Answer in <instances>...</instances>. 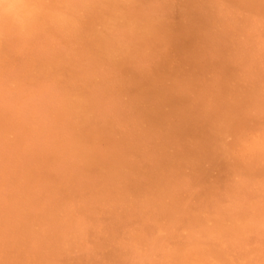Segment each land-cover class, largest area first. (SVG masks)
Segmentation results:
<instances>
[{
  "label": "rangeland",
  "instance_id": "374dc122",
  "mask_svg": "<svg viewBox=\"0 0 264 264\" xmlns=\"http://www.w3.org/2000/svg\"><path fill=\"white\" fill-rule=\"evenodd\" d=\"M114 1L116 2L114 3ZM137 0H94V3L91 6H88L86 9L84 8L82 15L79 17L77 22V27L74 26L73 29L66 33H62L56 31L50 27H42L40 32L35 35V37L28 38V39H21V38H8L9 40L5 39L3 42H0V264H264V0H138L142 3V7L140 6L141 2L138 4ZM154 1H157L155 3ZM207 1V2H206ZM243 1V2H242ZM259 1V2H258ZM108 2V4H107ZM131 2V3H130ZM135 2L137 4L134 5ZM147 2V3H146ZM150 2V3H149ZM165 2V3H164ZM182 2V3H181ZM204 2V3H203ZM233 2V4H232ZM242 2V3H241ZM99 3V4H98ZM119 3V4H118ZM210 3V4H209ZM215 3V4H214ZM225 3V5H224ZM239 5H238V4ZM246 3V4H245ZM105 4V5H104ZM112 6L113 4V7ZM121 4H123L121 6ZM129 4V5H128ZM131 4V5H130ZM146 4V5H145ZM149 4H151L149 6ZM159 4V5H158ZM172 4L175 6H172ZM183 4V5H181ZM187 4V5H186ZM213 4V5H212ZM236 4V5H235ZM100 5V6H99ZM119 5V6H117ZM145 5V7L143 6ZM211 5V6H208ZM214 5L216 7H214ZM224 7H223V6ZM249 5V6H247ZM257 7H256V6ZM99 6V7H98ZM105 6V7H103ZM115 6V7H114ZM121 6V7H120ZM127 6V7H126ZM136 6V7H135ZM167 6V7H166ZM204 6V7H202ZM220 6V9L218 8ZM242 8H241V7ZM246 6V7H245ZM251 6V7H250ZM90 7V8H89ZM98 7V8H96ZM104 9H102V8ZM118 7V8H117ZM137 9H135V8ZM142 9H141V8ZM152 7V8H151ZM154 7V8H153ZM171 7V8H169ZM174 7V8H172ZM214 7V9H212ZM232 7V8H231ZM92 11H90L89 9ZM96 8V9H95ZM100 8V9H99ZM112 8V9H111ZM117 8V9H116ZM121 8V9H119ZM124 8V9H123ZM127 8V10L125 9ZM145 8V9H144ZM196 8V9H195ZM205 8V9H204ZM207 8V9H206ZM218 8V9H216ZM227 8V9H226ZM231 8V9H230ZM245 8V9H244ZM95 9V10H94ZM152 9V10H151ZM155 11H154V10ZM158 9V10H157ZM169 9V11H168ZM171 9V10H170ZM184 12H182V10ZM208 9H211L209 11ZM105 10V12H104ZM111 10V11H110ZM114 10V11H112ZM118 10V11H117ZM123 10V11H122ZM140 10V11H138ZM146 10V11H145ZM148 10H150L148 12ZM197 10V11H196ZM208 10V11H207ZM221 10V11H219ZM247 10V11H246ZM87 11V12H86ZM89 11V12H88ZM94 11V12H93ZM110 11V12H107ZM120 11V12H119ZM133 11V12H132ZM137 11V12H135ZM142 11V12H141ZM175 11H179L180 14L183 16L181 17L180 14L175 13ZM252 11H255L252 13ZM93 12V13H91ZM99 12V13H98ZM112 12V13H111ZM124 12V13H123ZM140 14H139V13ZM148 12V13H146ZM160 12V13H159ZM174 12V14H173ZM218 12V13H217ZM222 14L220 15V13ZM228 12V13H227ZM236 12V13H235ZM91 13V16H90ZM101 13V14H100ZM105 13V14H104ZM110 15L112 16H109ZM121 14L119 17L118 15ZM138 14V15H137ZM144 14V15H143ZM153 14V15H152ZM158 14V15H157ZM161 14V15H160ZM171 14V17L169 15ZM173 14V15H172ZM177 14V15H175ZM202 16L198 17L196 15ZM213 14V15H212ZM252 14V15H251ZM255 14V15H254ZM93 15V16H92ZM96 15V16H95ZM115 15V17H114ZM143 17L141 18L140 16ZM148 15V16H146ZM153 17H152V16ZM156 15V16H155ZM179 15V16H178ZM87 16V17H86ZM132 16V17H131ZM151 16V17H150ZM169 16V17H168ZM174 16V17H173ZM177 16V17H176ZM186 16V17H185ZM84 17V18H83ZM93 17V18H92ZM96 17H100L96 18ZM110 17V18H109ZM113 17V19L111 18ZM128 17V18H127ZM130 17V19H129ZM160 17V18H159ZM164 17V18H163ZM190 17V18H189ZM204 17V18H203ZM207 17V18H206ZM216 17V18H214ZM89 18V19H88ZM95 18V19H94ZM103 18V20H102ZM126 18V19H125ZM134 18V19H133ZM136 18V20H135ZM146 18H150L146 20ZM168 20H167V19ZM177 18V19H176ZM202 18V19H201ZM214 18V19H213ZM227 18V19H226ZM93 21H92V20ZM109 19V20H108ZM118 19V20H117ZM161 19V20H159ZM172 19V20H171ZM188 19V20H187ZM205 19V20H204ZM207 19V20H206ZM226 19V20H225ZM245 19V20H244ZM111 20L113 21L111 24ZM125 20V21H124ZM131 20V21H129ZM134 20V21H132ZM138 20V21H137ZM150 20V21H149ZM152 20V22H151ZM157 20V21H156ZM159 20V21H158ZM163 20V21H162ZM170 20V21H169ZM203 20V21H202ZM210 20V21H209ZM217 20V21H216ZM250 20V21H249ZM90 21L92 22L90 25ZM99 21V22H98ZM106 21V24H105ZM117 21V22H116ZM122 21V22H121ZM129 21V22H128ZM146 21V22H145ZM174 21V22H172ZM184 21V22H183ZM198 21V22H197ZM226 23H225V22ZM230 21V22H229ZM81 22V25H80ZM100 22H103L100 23ZM119 22V23H118ZM122 24H121V23ZM141 22V23H140ZM143 22V23H142ZM154 22V23H153ZM163 25H160L162 24ZM167 22V23H166ZM200 22V23H199ZM216 22V24L214 23ZM241 22V23H240ZM110 25H108V24ZM126 23V24H124ZM128 23V25H127ZM137 27H135L134 25ZM144 24L141 26L140 24ZM151 23V24H150ZM160 23V24H159ZM171 23V24H170ZM188 23V24H187ZM212 23V24H211ZM223 24V26L221 25ZM248 23V24H247ZM100 24V25H99ZM113 24V25H112ZM116 24V25H115ZM122 26H121V25ZM132 24V25H129ZM149 26H148V25ZM176 26H173V25ZM183 24V25H182ZM192 24V25H191ZM227 24V25H226ZM231 24V25H230ZM84 25V28H83ZM89 27H88V26ZM118 25V26H117ZM124 25V27H123ZM127 25V26H126ZM171 25V26H170ZM189 25V26H188ZM210 25V26H209ZM215 25V27H214ZM217 25V26H216ZM81 26V28H80ZM89 28V29H87ZM104 26V27H103ZM111 26V28H110ZM127 28V27H130ZM133 26V27H132ZM141 26V29H139ZM148 26V27H147ZM152 29H151V27ZM155 26V27H154ZM184 26V27H183ZM208 26V27H207ZM220 26V28H219ZM227 26V27H226ZM97 27V28H96ZM103 32V29H105ZM118 27V28H117ZM150 27V28H149ZM154 27V29H153ZM176 27V28H175ZM186 27V28H185ZM189 29H188V28ZM194 27L195 30L192 28ZM218 27V28H217ZM224 27V28H223ZM239 27V28H238ZM80 29L79 30H77ZM84 29V32L82 31ZM91 28V29H90ZM94 28V29H92ZM103 28V29H102ZM108 28V29H107ZM119 29V30H116ZM124 28V29H123ZM158 28V29H157ZM166 28V29H164ZM217 28V30H216ZM227 30H226V29ZM115 29V30H114ZM139 29V30H138ZM149 29L150 31H148ZM156 29V30H155ZM163 29L166 31L163 32ZM171 31H169V30ZM190 31H188V30ZM193 29V30H192ZM197 29V30H196ZM229 29V30H228ZM231 29V30H230ZM45 32H44V31ZM48 30V31H47ZM93 32H91V31ZM97 31V32H94ZM100 30V31H99ZM124 30V31H123ZM127 30V31H126ZM154 36L152 35V32ZM155 30V31H154ZM160 30V33H158ZM162 30V31H161ZM43 31V32H41ZM74 33H72V32ZM113 33H112V32ZM118 31V32H116ZM120 31V32H119ZM126 31V32H125ZM133 31V33H132ZM146 31V32H145ZM226 33H225V32ZM48 32V33H47ZM53 32V34H52ZM89 32V33H87ZM103 32V33H102ZM106 32V33H105ZM131 32V33H130ZM145 32V33H144ZM168 32H170L168 34ZM174 32V33H173ZM179 34H177V33ZM184 34H182V33ZM191 32V34H190ZM223 32V33H222ZM51 33V34H50ZM79 35H75L78 34ZM92 33V34H91ZM108 33V34H107ZM140 33V35H138ZM142 33V34H141ZM148 33V34H147ZM164 33V34H163ZM167 33V34H166ZM177 34L178 37L175 35ZM194 33V34H193ZM225 33V34H224ZM42 34V35H41ZM45 34V35H44ZM71 34V35H70ZM82 34V35H81ZM89 34V35H88ZM112 34L114 38L112 37ZM119 34V35H118ZM135 36H132V35ZM144 34V35H143ZM160 34V35H159ZM183 36H182V35ZM54 35V36H53ZM69 37H67V36ZM81 35V36H80ZM96 35V36H95ZM100 38H99V36ZM108 35V36H107ZM123 37H122V36ZM157 35V36H156ZM164 35V36H163ZM169 35V36H167ZM181 35V36H180ZM213 35V36H212ZM224 35V36H223ZM38 36H40L38 38ZM47 36V37H45ZM50 36V38L48 37ZM53 36V37H51ZM119 38H116V37ZM139 36V37H138ZM147 36V37H146ZM166 36V37H165ZM171 36V37H170ZM173 36V37H172ZM228 36V38H226ZM56 37H59V39ZM63 37V38H62ZM78 37V38H77ZM89 40H88V38ZM109 37V38H108ZM126 37L128 39H126ZM136 39H133V38ZM143 37V38H142ZM145 37V38H144ZM158 37V38H157ZM162 37V38H161ZM183 37V39H182ZM185 37V38H184ZM243 37V38H242ZM38 40H37V39ZM86 39L83 42L80 39ZM97 38V39H96ZM147 38V39H146ZM169 38V39H168ZM175 38V39H174ZM179 38V39H177ZM199 38V39H197ZM223 40H221V39ZM225 38V39H224ZM52 39V40H51ZM56 39V40H55ZM63 39V40H62ZM78 39V40H77ZM80 39V41H79ZM91 39V40H90ZM95 39V40H94ZM119 39V40H118ZM130 39V40H129ZM133 39V41H132ZM139 41H138V40ZM145 42H143V40ZM152 40L149 41V40ZM155 39V40H154ZM163 39V41H162ZM173 39V40H172ZM187 39V40H186ZM54 40L56 42H54ZM97 40V41H96ZM114 40V42H113ZM125 40V41H124ZM129 40V41H128ZM172 40V42L170 41ZM178 40V41H177ZM181 40V41H180ZM228 40V41H226ZM6 41V42H5ZM36 41V42H33ZM48 41V42H47ZM65 41V42H63ZM72 43H69V42ZM90 41V42H89ZM97 42V44L95 42ZM117 41V42H116ZM119 41L123 42L119 43ZM147 41V42H146ZM167 41V42H165ZM200 41V42H198ZM33 42V43H31ZM49 46H47V43ZM52 42V43H51ZM60 42V44H59ZM74 42V43H73ZM80 42V43H79ZM92 42V43H91ZM105 42V43H103ZM149 42V43H148ZM158 42H161L158 43ZM163 42V44H162ZM169 42V43H168ZM185 42V43H184ZM222 42V43H221ZM225 42V43H223ZM243 42V44H242ZM4 43V44H3ZM13 43H16L15 45ZM36 43V44H35ZM40 43V44H39ZM43 43V44H42ZM87 43V44H86ZM114 43V45H112ZM119 45L118 47H116ZM134 43V44H133ZM154 43V45H153ZM176 43V45H175ZM182 43V45H181ZM184 43V44H183ZM230 43V44H229ZM6 44V45H5ZM18 44H20L18 46ZM34 44V46H32ZM70 44V45H69ZM75 49H74V46ZM91 46H89V45ZM94 44V46H92ZM104 44V45H103ZM124 44V46H123ZM132 44V45H131ZM143 44V45H142ZM186 44V45H185ZM192 44V45H191ZM203 44V45H202ZM210 44V45H209ZM230 46H229V45ZM45 47H43V46ZM56 45V46H55ZM61 45V46H60ZM72 45V46H71ZM88 45V46H86ZM99 45V46H98ZM131 45V47H130ZM135 45V46H134ZM140 45V46H139ZM184 45V47H183ZM191 50H188V46ZM208 45V46H205ZM221 45V46H220ZM232 45V46H231ZM9 46V47H7ZM58 46V47H57ZM68 48H67V47ZM128 46V47H126ZM142 46V47H141ZM167 46V47H166ZM170 46V47H169ZM182 46V47H181ZM201 48H200V47ZM210 46V47H209ZM229 46V47H228ZM6 47V48H5ZM14 47V48H13ZM33 47V48H32ZM41 47V48H40ZM48 47V48H47ZM54 47V48H53ZM72 47V48H70ZM78 47V48H77ZM90 47V48H89ZM100 47V48H98ZM103 47V50H102ZM114 47V49H113ZM121 47V49H120ZM139 47V48H138ZM151 49H150V48ZM169 47V48H168ZM177 47V48H176ZM181 47V48H180ZM187 47V48H186ZM208 47V48H207ZM32 48V49H31ZM36 50H35V49ZM40 50H39V49ZM51 48V49H49ZM58 48V49H57ZM64 48V49H62ZM91 48H93L91 50ZM98 49L99 51L95 50ZM118 48V50L116 49ZM124 48V49H123ZM128 48V49H126ZM131 48V49H130ZM142 48V49H141ZM144 48V49H143ZM149 48V49H148ZM159 48V49H158ZM162 48V50H161ZM171 48V49H170ZM226 48V49H225ZM229 48V49H228ZM6 53L4 50H6ZM11 49V50H10ZM14 49V50H13ZM43 49V50H42ZM53 49V50H52ZM61 49V51L59 50ZM69 49V50H68ZM74 49V50H73ZM78 49V50H76ZM110 49V50H109ZM135 49V50H134ZM142 55H140V52ZM146 49V50H145ZM166 49V50H165ZM176 49V50H174ZM178 49V51H177ZM183 49H187L183 50ZM205 49V50H204ZM212 52H211V50ZM222 49V50H221ZM3 50V51H2ZM21 50L20 52H18ZM25 50V52H24ZM28 50V51H27ZM56 50V51H55ZM63 50V51H62ZM73 50V51H71ZM89 50V51H88ZM101 50V53H100ZM113 50V51H112ZM127 50V51H126ZM133 52H132V51ZM138 52H137V51ZM144 50V51H143ZM152 50H156L152 51ZM159 50V52H158ZM161 50V51H160ZM172 50V51H171ZM193 50H195L193 52ZM201 50V51H200ZM210 50V52H209ZM221 50V51H220ZM223 50L227 53H223ZM237 52H235V51ZM18 53H17V52ZM34 51V53H32ZM38 51V53H37ZM46 51V52H44ZM54 51V53L52 52ZM59 51V52H58ZM65 51V52H64ZM77 51V52H76ZM88 51V52H87ZM121 51V52H120ZM125 53L122 55V53ZM147 51V52H146ZM182 51V52H179ZM184 51V52H183ZM190 51V53L188 52ZM192 51V52H191ZM198 51V52H197ZM242 51V52H241ZM16 52V53H15ZM24 52V53H23ZM65 54H64V53ZM71 52V53H70ZM74 52V53H73ZM95 52V53H94ZM109 54H108V53ZM116 54H112V53ZM137 52V53H136ZM144 52V53H143ZM162 52V53H161ZM164 52V53H163ZM167 52V53H165ZM176 52V53H174ZM216 52V53H215ZM221 55H218L219 53ZM2 53V54H1ZM12 53V55H11ZM28 53V54H27ZM49 53V54H48ZM61 53V54H60ZM104 53V54H102ZM111 53V55H110ZM121 53L122 57H119ZM134 53V54H133ZM148 54V57L145 56ZM154 53V54H153ZM158 54L159 57L156 56ZM179 55L182 56L183 60ZM186 53V55L184 54ZM196 53V57L194 56ZM198 53H201L200 56ZM236 53V54H235ZM245 53V54H244ZM22 54V55H20ZM25 54V55H23ZM39 54V55H38ZM41 54V55H40ZM46 54V55H45ZM60 54V55H58ZM74 54V55H73ZM76 54V56H75ZM95 54V55H93ZM98 54V55H96ZM106 54V55H105ZM108 54V55H107ZM132 54V55H131ZM136 54L137 57H134ZM139 54V55H137ZM152 56H151V55ZM164 54V55H163ZM166 54V55H165ZM190 54V55H189ZM225 54V57L223 55ZM227 54V56H226ZM229 54V55H228ZM11 55V56H9ZM28 57H27V56ZM36 55V56H33ZM43 55V56H42ZM45 55V56H44ZM65 55V56H64ZM68 57L66 58V56ZM105 55V57L103 56ZM115 55V56H114ZM118 55V56H117ZM129 55V56H128ZM192 55V56H191ZM198 55V56H197ZM19 56V57H18ZM22 56V57H21ZM51 56V57H50ZM62 56V57H61ZM70 56V57H69ZM72 56V58H71ZM75 56V57H74ZM83 56V57H82ZM86 58H85V57ZM99 56V57H98ZM109 56V57H108ZM117 56V57H116ZM124 56V57H123ZM144 56V57H142ZM164 56V57H163ZM190 56V57H188ZM208 60L207 59V57ZM215 56V57H214ZM222 56V57H221ZM232 56V57H231ZM40 57V58H39ZM54 57V58H53ZM65 57V59H64ZM88 60L86 62V59ZM103 57V58H102ZM113 57H116L112 59ZM133 57V58H132ZM146 57V58H145ZM162 57V58H160ZM180 57V58H179ZM217 57V59H216ZM228 57V58H227ZM20 58V59H19ZM33 58V59H32ZM35 58V59H34ZM37 58V59H36ZM60 58V59H59ZM63 58V59H62ZM70 58V59H69ZM100 58V60H99ZM109 58L108 60H104ZM124 60H123V59ZM127 58V60H126ZM139 59L140 61H137ZM154 58V60H153ZM160 58V59H158ZM178 58V59H177ZM219 58L221 60H219ZM239 58V59H237ZM245 58V59H244ZM16 59V61H15ZM25 61H23V60ZM50 59V60H49ZM51 59L53 61H51ZM60 61H59V60ZM62 59V61H61ZM90 59V60H89ZM98 59V60H97ZM111 59V60H110ZM121 59V60H120ZM133 59L134 61H131ZM145 62H142L144 61ZM149 59V61H148ZM151 59V60H150ZM164 62H163V60ZM188 59V60H186ZM191 61H190V60ZM224 59V60H223ZM34 60V61H33ZM39 60V61H37ZM41 60V61H40ZM45 60V61H44ZM47 60V61H46ZM50 61V63L48 62ZM70 60V61H68ZM75 60V61H74ZM77 60V61H76ZM81 60V61H80ZM83 60V61H82ZM93 63H92V61ZM96 62H95V61ZM103 60V61H102ZM113 60V61H112ZM116 60V61H115ZM170 60V61H169ZM175 60V61H174ZM179 60V61H178ZM181 60V61H180ZM186 60V61H185ZM22 61V62H21ZM33 61V62H32ZM64 61V62H63ZM65 61L68 63L65 64ZM74 61V62H73ZM80 63H79V62ZM85 61V62H84ZM91 61V62H90ZM119 61H122L119 63ZM128 61V62H127ZM136 61V62H135ZM148 61V62H147ZM154 61V62H153ZM163 63H162V62ZM166 61V62H165ZM182 61H184L182 63ZM192 61L195 62L192 65ZM207 61V63L205 62ZM237 61H239L237 63ZM14 62V63H13ZM21 62V63H20ZM39 62V63H38ZM54 62V63H53ZM57 62V64H56ZM59 62V63H58ZM77 62L78 64H76ZM82 62V63H81ZM117 62V63H116ZM127 62V64H126ZM140 64H139V63ZM168 62V63H167ZM175 62V63H174ZM187 62V63H185ZM188 62L190 67L196 65L193 69L188 68ZM197 62V63H196ZM213 62V63H212ZM220 62V63H219ZM222 62V64H221ZM25 63V65H24ZM32 65H31V64ZM63 63V64H61ZM73 65H72V64ZM84 63V64H83ZM91 65H90V64ZM98 63V64H97ZM108 63V64H107ZM123 63V64H121ZM134 63V64H133ZM138 63V64H136ZM144 63V64H143ZM154 65H153V64ZM165 63V64H164ZM199 63V64H198ZM206 63V64H205ZM219 63V64H217ZM23 64V65H22ZM36 64V65H35ZM41 64V65H40ZM50 64V65H49ZM59 64V65H58ZM81 64L83 66H81ZM86 64V65H85ZM88 64V65H87ZM142 64V65H141ZM146 64V65H145ZM156 64V65H155ZM161 64V65H159ZM169 64V66H168ZM186 64V67H185ZM202 64V65H201ZM238 64V66H237ZM14 65V66H13ZM55 65V66H54ZM58 65V66H57ZM65 65V66H64ZM96 67H95V66ZM103 65V66H101ZM107 65V66H105ZM111 65V66H110ZM135 65V66H134ZM161 67H159V66ZM162 65L164 67H162ZM173 65V66H172ZM192 65V66H191ZM205 65L209 68L203 67ZM216 65L218 67H216ZM224 67L226 68H223ZM230 65V67H229ZM234 65V66H233ZM38 66V67H37ZM48 66V68H47ZM54 66V67H52ZM60 66V69H59ZM62 66V67H61ZM73 66V67H72ZM90 66V67H89ZM126 71H123V69ZM131 66V67H129ZM148 66V67H147ZM155 66V67H153ZM166 66V67H165ZM210 66L211 69H210ZM233 66V67H232ZM20 67H23L22 69ZM58 67V69H56ZM93 67V68H92ZM107 67V69H106ZM109 67V68H108ZM123 67V69L121 68ZM139 67V68H138ZM150 69H146V68ZM152 67L154 70H152ZM158 67V70H157ZM181 67V68H178ZM239 67V68H238ZM246 67V68H245ZM34 68V71H32ZM51 68V69H50ZM68 68V69H65ZM86 68V69H84ZM101 68V69H97ZM135 68V69H134ZM142 68V69H141ZM163 68V69H162ZM177 70H176V69ZM204 68V69H202ZM218 68V69H217ZM43 69V71H41ZM47 69V70H46ZM55 71H54V70ZM62 69V70H61ZM89 69V70H88ZM105 69V70H103ZM130 69V70H129ZM138 71H137V70ZM145 71H144V70ZM165 69V70H164ZM169 72H167L168 70ZM180 69V70H179ZM192 69V70H191ZM203 74H202V72ZM224 71H223V70ZM231 69V70H230ZM247 69V70H246ZM9 70V71H8ZM46 70V71H45ZM49 70V71H48ZM58 70V71H57ZM67 70V71H66ZM69 70V71H68ZM76 70V71H75ZM81 70V71H80ZM129 70V71H128ZM141 70V71H140ZM148 70V71H146ZM150 70V71H149ZM163 70V74L159 71ZM188 72V74L182 71ZM193 72H191V71ZM199 70V71H198ZM221 73H218L220 71ZM230 70V71H229ZM10 73H8V72ZM28 71V72H27ZM45 71V73H44ZM52 71V73H51ZM66 71V72H64ZM72 71V72H71ZM88 71V72H87ZM99 71V72H95ZM101 71V72H100ZM108 71V72H107ZM165 71V72H164ZM177 73H176V72ZM214 71V72H213ZM233 71L236 74H233ZM244 71V72H243ZM247 71V72H246ZM17 72V73H16ZM57 72V73H56ZM62 72V73H61ZM70 72V73H69ZM84 72V73H83ZM104 72L106 74H104ZM110 72V73H109ZM128 72V73H126ZM135 72V73H133ZM141 74H140V73ZM152 72V73H151ZM154 72V73H153ZM210 75H209V73ZM215 77H213V74ZM242 76H241V74ZM249 72V73H248ZM12 73V74H11ZM29 73V75H28ZM33 75H32V74ZM43 73V74H42ZM66 73V74H65ZM90 73H94L92 75ZM101 73V74H100ZM109 73V74H108ZM123 73V74H121ZM125 73V74H124ZM131 73V74H129ZM145 73L149 75H145ZM156 73V74H155ZM161 73V74H157ZM167 73V74H166ZM185 75V76H183ZM190 73V74H189ZM195 73H199L197 75ZM206 76L207 74L209 76ZM9 74V75H8ZM15 74V75H13ZM37 74V75H35ZM41 74V75H40ZM51 76H49V75ZM55 74V75H54ZM57 74V76H56ZM62 74V75H61ZM72 74V75H71ZM128 77H126L127 75ZM140 74V75H139ZM152 76H151V75ZM153 74H155L153 76ZM188 76H187V75ZM191 74L193 76H191ZM216 74V75H215ZM225 74V75H224ZM233 74V75H232ZM5 75V76H4ZM18 75V76H16ZM35 75V76H34ZM67 75H70L67 77ZM76 75V76H75ZM78 75V76H77ZM126 75V76H125ZM133 75V76H131ZM139 75V76H138ZM143 77H142V76ZM167 75V76H166ZM179 75V76H178ZM182 76V80L184 78H188L187 81L181 82L182 80L178 77ZM218 75V76H217ZM220 75L222 77H220ZM236 75V76H235ZM245 75L246 78H245ZM4 76V77H3ZM11 76V77H10ZM25 76V77H24ZM30 76V77H29ZM32 76V77H31ZM41 76V77H39ZM48 78H47V77ZM92 76V77H91ZM95 76H98L95 77ZM118 76V79H117ZM125 76V77H124ZM131 76V77H130ZM137 76V78L135 77ZM146 76V77H145ZM150 76V77H148ZM160 76V77H159ZM164 76V77H163ZM195 78V82H192ZM199 76L201 78H199ZM211 76V77H210ZM227 76V77H226ZM234 76V78H233ZM9 77V79H7ZM63 77V78H61ZM75 77V78H74ZM90 77V79H89ZM103 77V78H102ZM106 77V78H105ZM123 77V78H122ZM139 77V78H138ZM141 77V78H140ZM168 77V80H167ZM206 77V78H205ZM209 77V78H208ZM217 77V79H215ZM229 77V78H228ZM238 77L239 80H238ZM241 77L243 79H241ZM14 78V79H12ZM42 78V79H41ZM45 78V79H44ZM51 78V79H50ZM68 80H67V79ZM74 78V79H72ZM95 78V80H94ZM97 78V79H96ZM102 78V79H101ZM110 78V79H109ZM144 78V80H142ZM149 79L147 81V79ZM157 78V79H156ZM159 78V79H158ZM161 78V79H160ZM192 78V79H191ZM208 78V79H207ZM212 78V81H209ZM227 78V79H226ZM29 79V80H28ZM37 79V80H35ZM47 79V80H46ZM63 79V80H62ZM72 81H71V80ZM80 79V81H79ZM99 79V80H98ZM113 79V80H112ZM122 79V81H121ZM131 79V80H129ZM138 79V80H137ZM151 79V80H150ZM155 79V80H153ZM170 79V80H169ZM197 79V80H196ZM201 79V80H200ZM208 81H206V80ZM221 79V80H220ZM230 79V80H228ZM7 80V81H5ZM26 80V82H25ZM28 80V81H27ZM52 80V81H51ZM55 80V81H54ZM62 80V81H61ZM69 82H67V81ZM105 80V82H103ZM110 80V81H109ZM143 82H141V81ZM160 80V82H159ZM178 80V81H177ZM215 80V82H213ZM224 80V81H223ZM248 80V81H247ZM5 81L4 83H1ZM11 81V82H10ZM13 81V82H12ZM33 81V82H31ZM49 81V82H48ZM60 81V82H59ZM64 81V82H63ZM71 81V83H70ZM82 81V82H81ZM85 81V82H84ZM96 81V82H95ZM99 81V82H98ZM120 81V82H119ZM133 81H135L134 84ZM147 81V82H146ZM154 84H152V82ZM158 81V83H157ZM166 81V82H161ZM168 81V82H167ZM188 81L190 82L188 85ZM29 82V83H28ZM43 82V83H42ZM47 82V83H46ZM54 82V83H53ZM62 82V83H61ZM67 82V83H66ZM94 82L96 84H94ZM107 82V83H106ZM119 84H117V83ZM141 82V83H139ZM150 82V83H149ZM192 82V83H191ZM248 82V83H247ZM6 83V84H5ZM11 83V84H10ZM39 83V84H38ZM59 83V84H58ZM76 83V84H75ZM84 83V84H83ZM104 83L106 85H104ZM112 83V84H111ZM146 83V84H145ZM165 83V85H163ZM169 83V84H168ZM209 84V86L207 84ZM212 83V84H211ZM238 83V86H237ZM241 83V84H240ZM247 83V85H246ZM13 84V85H12ZM29 86H28V85ZM35 84V85H34ZM37 84V85H36ZM44 84V85H43ZM49 84V85H48ZM58 84V85H57ZM64 86H61V85ZM71 84V85H70ZM79 84V85H78ZM81 84V85H80ZM87 84V85H86ZM90 84V85H89ZM94 84V85H93ZM130 86H127V85ZM138 84V85H136ZM168 86H167V85ZM176 84V85H175ZM187 84V85H186ZM193 84V85H192ZM211 84V85H210ZM218 84V85H217ZM250 84V85H249ZM5 85V86H4ZM6 85L8 87H6ZM28 87H27V86ZM42 85V86H41ZM53 85V86H52ZM66 85V86H65ZM77 85V86H76ZM100 85V87L96 86ZM114 85V86H113ZM120 85V86H117ZM134 85V87H133ZM136 85V86H135ZM140 85V86H139ZM144 87H142V86ZM175 85V86H174ZM182 85V86H181ZM186 87H185V86ZM213 87H210L212 86ZM217 85V86H215ZM221 85V87H220ZM228 85V86H225ZM232 85V86H231ZM235 85V86H234ZM259 85V86H258ZM2 86V87H1ZM37 86V87H36ZM49 86V87H48ZM57 88H56V87ZM68 86V87H67ZM72 86V87H71ZM83 86V87H82ZM90 86V88H88ZM95 86V87H93ZM105 86V87H104ZM125 86V88H124ZM149 88H148V87ZM153 86V87H152ZM167 86L170 89H168ZM171 86L174 90H171ZM194 86V90L193 87ZM196 86V87H195ZM243 86L242 90L241 87ZM257 86V88L255 87ZM6 87V88H5ZM10 87V88H9ZM46 89H43L45 88ZM49 89H48V88ZM54 87V88H53ZM67 87V88H66ZM87 87V89H86ZM107 87V88H106ZM111 87V88H110ZM118 87H120L118 89ZM137 87V88H136ZM142 87V88H140ZM158 87V88H157ZM184 89H183V88ZM189 87V88H188ZM192 89H191V88ZM210 87V88H209ZM217 89H216V88ZM224 87V88H222ZM231 87V88H229ZM233 87V88H232ZM240 89H239V88ZM253 87V89H252ZM4 88V89H3ZM10 90H8V89ZM26 88V89H25ZM52 88V90H51ZM65 88V89H64ZM70 88V89H68ZM78 88V89H77ZM82 88V89H81ZM99 88V90H98ZM103 88L105 90H103ZM109 88V89H108ZM116 88V89H115ZM124 88V89H123ZM154 88V89H153ZM156 88V90H155ZM163 88V89H162ZM165 88V89H164ZM185 88H188L185 90ZM207 88V89H205ZM211 91H209V89ZM237 88V89H234ZM3 89V90H2ZM6 89V90H5ZM25 89V90H24ZM36 89V90H35ZM48 89V91H47ZM85 89L86 91H84ZM89 89V90H88ZM97 89V90H96ZM108 89V90H107ZM143 89V90H142ZM160 89V90H159ZM175 89L177 91H175ZM181 89V90H180ZM183 89V90H182ZM191 89V91H190ZM216 89V90H215ZM248 89V90H246ZM2 90V91H1ZM18 90V91H17ZM28 90V91H27ZM51 90V91H50ZM55 90V91H54ZM59 90V91H58ZM62 90V91H60ZM70 90V91H69ZM93 90V91H92ZM101 90L100 93H98ZM110 90V92H109ZM114 90V91H113ZM116 90V91H115ZM124 90V91H123ZM137 90V91H136ZM153 90V91H152ZM193 90V91H192ZM228 90V91H227ZM237 90V91H235ZM248 93L250 96L248 97ZM251 90V92H250ZM16 91V92H15ZM26 91V92H25ZM33 91V92H32ZM69 91V92H68ZM72 91V92H71ZM78 91H80L78 93ZM84 91V92H83ZM104 91V92H103ZM108 91V92H107ZM121 94H118V92ZM121 91V92H120ZM128 91V92H126ZM133 93H132V92ZM156 91V92H155ZM163 91V92H162ZM180 91V92H179ZM184 93H181L183 92ZM188 91V92H187ZM259 91V92H258ZM37 92V93H36ZM39 92V93H38ZM47 92V95L45 94ZM58 92V93H56ZM60 92V94H59ZM67 94H66V93ZM89 92V93H88ZM92 92V93H91ZM117 92V93H116ZM139 92L136 96L135 93ZM143 93V95L141 94ZM154 92V93H153ZM160 92L161 94H158ZM177 92V93H176ZM179 92V93H178ZM186 92V93H185ZM190 92V93H189ZM198 92V93H196ZM226 92V93H225ZM235 92V93H233ZM254 92V93H253ZM5 93V94H4ZM14 93V94H13ZM20 93V94H19ZM25 93V95H24ZM27 93V94H26ZM32 93V94H31ZM34 93V94H33ZM55 93V94H54ZM69 93V94H68ZM72 95H71V94ZM75 93V94H73ZM84 93V94H83ZM91 93V94H90ZM109 93V94H107ZM111 93V94H110ZM126 93V94H125ZM128 93V94H127ZM132 93V94H131ZM152 93V94H151ZM170 95H169V94ZM194 95H193V94ZM211 93V94H210ZM222 95H221V94ZM225 95L224 97V94ZM237 93V94H236ZM243 93V94H241ZM17 94V95H16ZM37 94V95H36ZM41 94V95H40ZM59 94V95H58ZM65 94V95H64ZM80 94V95H79ZM96 94V96H95ZM103 94V95H102ZM134 94V95H133ZM156 96H155V95ZM189 94V95H188ZM205 94V95H204ZM210 96H209V95ZM212 94H216L215 96ZM218 94V95H217ZM232 97H226V96ZM255 94V96L253 95ZM258 94V95H257ZM8 95V96H7ZM34 95V96H33ZM62 95V96H61ZM78 95L80 97H78ZM88 95V96H87ZM91 95V96H90ZM101 95V96H100ZM114 97H113V96ZM126 95V97H124ZM128 95V97H127ZM133 95V96H132ZM145 100H153L145 101ZM152 95V96H151ZM161 95V96H160ZM179 95V96H178ZM196 95V96H195ZM204 95V97H203ZM221 96L217 98V96ZM233 95V96H232ZM244 95V96H243ZM7 96V97H6ZM19 96V97H18ZM37 96V97H36ZM58 96V97H55ZM84 96V97H83ZM90 96V97H89ZM100 96V97H99ZM104 96V97H103ZM121 96L122 98H120ZM132 97L131 99L129 98ZM149 96V97H148ZM156 98H155V97ZM159 96V97H158ZM162 96L164 98H162ZM171 101H169L168 97ZM189 96V97H188ZM195 96V98H194ZM203 98H202V97ZM214 96V98H213ZM240 99L237 100V97ZM32 97V98H31ZM36 97V99H35ZM43 97V98H42ZM45 97V99H44ZM89 97V98H88ZM93 97V98H92ZM106 97V98H105ZM110 99H109V98ZM124 97V98H123ZM137 97V98H136ZM140 97V99H139ZM147 97V98H146ZM176 97V98H175ZM223 97V98H222ZM234 97V98H233ZM242 97V98H241ZM246 97V98H245ZM248 97V98H247ZM254 97V99H253ZM258 97L256 101L255 98ZM9 98V99H8ZM22 98V100H20ZM28 98V99H27ZM62 98V99H61ZM65 98V99H64ZM81 98V99H80ZM88 98V99H87ZM100 98V99H97ZM113 98V99H112ZM118 98V99H117ZM159 100V102H156ZM192 98V99H191ZM216 98V100H215ZM220 98V99H219ZM244 98L246 100H244ZM250 98V99H249ZM3 99V100H2ZM12 99V100H11ZM14 99V100H13ZM16 99V101H15ZM41 99L42 100L41 102ZM51 99V100H50ZM54 99V100H52ZM58 99V100H57ZM67 99V100H66ZM73 101L72 103V100ZM126 101L125 107L124 102ZM128 99V100H127ZM135 99V100H133ZM139 99V100H138ZM143 99V101H142ZM155 99V100H154ZM163 99V100H162ZM166 101V104L162 101ZM177 103H176V101ZM181 99V101H180ZM190 99V100H189ZM226 99V101L224 100ZM232 99V101H231ZM242 99V100H241ZM248 99V100H247ZM260 99V100H259ZM2 100V101H1ZM27 100V101H26ZM28 100H33L28 102ZM37 100V101H36ZM60 100V101H59ZM65 102V104L62 102ZM92 100V101H91ZM100 100V101H99ZM113 102H111V101ZM118 102H117V101ZM129 100H133L130 101ZM138 100V101H137ZM175 102H174V101ZM179 100V101H178ZM203 100V101H202ZM214 100V101H213ZM216 102V101H221ZM237 100V101H235ZM241 100V101H239ZM243 100L245 103H243ZM253 103H252V101ZM6 101V102H5ZM22 101V102H21ZM26 101V102H25ZM52 101V102H51ZM58 101V102H57ZM71 101V102H70ZM78 101V102H77ZM87 101V103H86ZM98 101V102H97ZM105 101V103H103ZM135 101V106L134 102ZM155 101V103H154ZM164 101V102H165ZM183 101V102H182ZM187 101V102H186ZM189 101V102H188ZM230 101V103H229ZM234 101V104L232 103ZM248 101V102H247ZM251 101V102H249ZM10 102V103H9ZM12 102V103H11ZM21 102V103H19ZM25 103H27V108L25 107ZM49 102V103H47ZM92 102V103H90ZM110 102V103H109ZM128 102V103H127ZM143 102V103H142ZM185 102L187 104H185ZM202 102V104H200ZM213 102V103H211ZM237 102V103H236ZM239 102L241 107L238 106ZM14 103V104H13ZM31 103V104H30ZM42 106H40L41 104ZM53 103V105H51ZM57 103L60 105H57ZM79 105H78V104ZM82 103V104H81ZM99 106H98V104ZM109 103V104H108ZM112 103V105H111ZM129 103L131 105H129ZM140 103V104H139ZM148 103V104H147ZM153 103L156 106H153ZM158 103V104H157ZM161 103V104H160ZM170 103V104H169ZM175 103V105H174ZM206 106L205 107V104ZM248 105H247V104ZM250 103V105H249ZM257 103V104H256ZM21 104V105H20ZM34 104V105H33ZM49 104L51 106H49ZM56 104V105H55ZM64 104V105H63ZM75 105L70 106L69 105ZM80 106V107H78ZM86 104V106H85ZM91 104V105H90ZM105 109L103 108V105ZM115 105V108L113 107ZM122 104V105H120ZM145 104V105H144ZM164 104V105H163ZM170 107H169V105ZM172 104V105H171ZM188 105L187 108H182ZM193 106H192V105ZM213 104V105H212ZM219 104V105H218ZM233 104V105H232ZM235 104H237L235 107ZM5 105V106H3ZM19 107H18V106ZM63 105V106H62ZM107 105V106H106ZM118 105V106H117ZM128 106V108L126 107ZM144 105V106H142ZM152 105V106H151ZM168 105V107H167ZM179 105L177 108L176 106ZM203 105V106H201ZM229 105V106H228ZM243 105V106H242ZM245 105V106H244ZM15 106V107H14ZM17 106V107H16ZM22 106V107H21ZM29 106V108H28ZM35 108H34V107ZM46 108H45V107ZM55 106V107H54ZM57 106V107H56ZM59 106V107H58ZM77 106V107H76ZM83 106V107H82ZM91 106V107H90ZM98 106V107H97ZM110 106V107H109ZM133 110L130 111L132 108ZM141 106V108H140ZM149 106V107H148ZM214 106V107H213ZM220 106V107H219ZM253 106V107H252ZM260 106L262 108H260ZM2 107V108H1ZM9 107V108H8ZM13 107V110H12ZM66 107V108H65ZM72 107V110H71ZM76 107V108H74ZM85 107V108H84ZM89 107V108H88ZM95 107V108H94ZM108 107V108H107ZM130 107V108H129ZM162 107V108H161ZM172 107V108H171ZM210 107V108H209ZM213 107V108H212ZM230 107V108H229ZM250 107V108H249ZM259 107V108H258ZM22 108V109H21ZM25 108V109H23ZM31 108V111L29 110ZM38 108V109H37ZM50 112H49V110ZM57 108V109H56ZM62 108V109H61ZM84 108V110H83ZM90 110V112L87 109ZM93 108V109H92ZM100 108V109H99ZM111 108V109H110ZM136 110H135V109ZM146 108V109H145ZM152 111H151V109ZM171 108V109H170ZM220 108V109H219ZM233 108V109H232ZM240 108V110H239ZM246 108V109H245ZM5 109V110H4ZM17 109V111L15 110ZM34 109V110H33ZM37 109V110H36ZM42 109V110H41ZM44 109V110H43ZM47 109V110H46ZM54 109V110H53ZM68 109V110H67ZM99 110V113H97ZM117 109V110H116ZM120 109V110H119ZM164 111H161V110ZM173 109V110H172ZM226 109V111H225ZM231 109V110H230ZM22 110V111H20ZM40 110V111H39ZM65 110V111H64ZM82 110V111H80ZM105 110V111H104ZM106 110L108 112H106ZM110 110V111H109ZM119 110V111H118ZM123 110V111H121ZM130 115H127L125 113ZM142 110V112H141ZM157 112H155V111ZM159 110V111H158ZM177 110V111H176ZM182 111L181 113L179 111ZM207 110V111H206ZM209 110V111H208ZM239 112H238V111ZM244 110V111H242ZM257 110V113L255 112ZM21 113H20V112ZM24 111V112H23ZM30 111V112H28ZM34 111V112H32ZM39 111V112H38ZM45 111V112H44ZM53 111V112H52ZM72 115H71V112ZM77 111V112H75ZM80 111V112H79ZM105 113H104V112ZM115 111V113H113ZM118 111L119 114L116 112ZM130 111V112H128ZM154 111V112H153ZM172 111V112H170ZM176 111V113L174 112ZM212 111V112H210ZM215 111V112H214ZM222 113L224 114H220ZM236 111V113H235ZM246 111V112H245ZM251 111V112H249ZM261 111V112H260ZM23 112V113H22ZM28 114H27V113ZM38 112V113H37ZM41 112V113H40ZM64 114H63V113ZM88 112V114H87ZM96 112V113H95ZM122 112V113H121ZM146 112V113H145ZM149 112V113H148ZM161 112V115H160ZM231 112V113H230ZM248 112L250 114H248ZM254 112V113H253ZM26 113V114H25ZM37 116V119L35 118ZM46 113V114H45ZM48 113V114H47ZM53 113V114H52ZM56 113V114H55ZM58 113V114H57ZM61 113V114H60ZM68 113V115H67ZM83 113V114H82ZM101 113V116H100ZM103 113V114H102ZM125 113V115H124ZM134 113V114H133ZM136 113V114H135ZM159 113V115H158ZM163 115L165 116H162ZM188 113V114H187ZM210 113V114H209ZM215 113V114H214ZM229 113V114H228ZM235 113V114H234ZM242 113V114H241ZM7 114V115H6ZM25 114V115H24ZM40 114V115H38ZM42 114V115H41ZM44 114V115H43ZM60 114V116H59ZM95 114V115H94ZM115 114V115H114ZM118 116H117V115ZM141 114V115H140ZM156 116H155V115ZM170 114V115H169ZM180 114V115H179ZM187 114V116H186ZM197 114V115H196ZM201 120H199V115ZM202 114V115H201ZM230 114H234L233 117ZM237 114V115H236ZM247 114V115H246ZM252 114L254 116H252ZM14 115V116H13ZM23 117H21V116ZM29 115V116H28ZM32 117H31V116ZM49 116V118L47 116ZM51 115V116H50ZM71 115V116H70ZM78 115V116H77ZM85 115V116H84ZM103 115V116H102ZM110 115V116H109ZM113 115V116H112ZM121 115V116H120ZM123 115V118H122ZM132 115H134L132 117ZM143 115L145 116L143 117ZM148 115V116H147ZM152 115V116H151ZM158 115V116H157ZM179 115V116H178ZM205 115V117H204ZM246 115V116H245ZM257 115V116H256ZM262 115V116H261ZM26 116V117H25ZM42 116V117H41ZM68 116V117H67ZM74 116V117H73ZM91 116L93 118H91ZM106 116V118H105ZM120 116V117H119ZM126 116V117H125ZM136 116V117H135ZM137 116H139V120H137ZM164 118H162V117ZM169 116V117H167ZM171 116H174L171 117ZM182 116V117H181ZM190 119H188L189 117ZM196 118H195V117ZM198 116V117H197ZM215 118H212V117ZM243 116V117H242ZM245 116V119H243ZM3 117V118H2ZM19 117V118H18ZM29 117V118H28ZM52 120V124L51 120ZM66 119L70 120H65ZM72 117V118H71ZM82 117V119H81ZM90 117V119H89ZM136 119V125L134 124L133 120ZM153 117V118H152ZM155 117V119H154ZM159 117V118H157ZM175 117L177 118L175 120ZM184 117V118H183ZM192 117V119H191ZM210 117V118H208ZM232 117V118H231ZM235 117V118H234ZM239 117V118H238ZM242 117V118H240ZM249 117V118H248ZM18 118V120H17ZM23 118V119H22ZM41 118V119H40ZM46 123H45V119ZM54 118V119H53ZM56 118V119H55ZM88 118V119H87ZM97 120H96V119ZM114 118V119H113ZM128 118V119H127ZM132 118H134L132 120ZM145 119V121L143 119ZM157 118V119H156ZM183 118V119H182ZM208 118V119H207ZM248 118V119H247ZM3 119V120H2ZM22 119V120H21ZM25 119V120H24ZM48 119V120H47ZM85 119V123H84ZM94 119V120H93ZM103 122H102V120ZM118 119V120H117ZM130 119V120H129ZM151 119V120H149ZM154 119V120H153ZM159 119V120H158ZM164 119V120H162ZM169 119V120H168ZM171 119V121H170ZM232 119V120H231ZM237 121H235V120ZM259 121H256L258 120ZM37 120V124H36ZM45 123L42 122V121ZM65 120V122H63ZM79 120L81 123H79ZM83 122H82V121ZM92 120V121H91ZM106 120V121H105ZM123 120V121H121ZM149 120V121H148ZM173 120V123H172ZM175 120V121H174ZM186 122H183V121ZM192 120V121H191ZM234 120V122H233ZM238 120L240 122H238ZM242 120V121H241ZM248 120V123L247 121ZM262 120V121H261ZM27 121V122H26ZM39 121V122H38ZM72 121V122H71ZM96 121V122H95ZM115 121V122H114ZM120 121V122H118ZM139 121V122H137ZM158 121V122H156ZM164 121V122H163ZM168 121V122H167ZM178 121V122H177ZM194 121V122H193ZM202 121V124L200 123ZM208 121V122H207ZM223 121V123H222ZM245 121V122H244ZM4 122V123H2ZM9 122V123H8ZM32 122V123H30ZM67 122V123H66ZM90 122V123H89ZM106 122V123H105ZM160 122V124H159ZM171 122V123H170ZM180 122V123H179ZM183 122V124L181 123ZM189 122V123H188ZM199 122V123H198ZM215 122V124H214ZM232 122V123H231ZM236 122V123H235ZM259 124H258V123ZM28 123V124H27ZM34 123V124H33ZM42 123V125H39ZM65 123V125L63 124ZM79 123V124H77ZM84 123V124H83ZM111 123V124H110ZM114 123V125H113ZM133 123V124H131ZM138 123V125H137ZM144 125H142V124ZM148 123V124H147ZM156 123V125H154ZM166 123V124H165ZM168 123V124H167ZM185 123V124H184ZM204 123V124H203ZM219 123V124H218ZM235 123V124H234ZM239 123V124H238ZM243 125H242V124ZM256 123V124H255ZM10 124V125H9ZM58 124V125H57ZM67 124V127H66ZM76 124V125H75ZM81 124V126H80ZM101 124V125H100ZM109 124V125H108ZM119 126H116V125ZM122 124V125H121ZM151 124V125H149ZM159 124V126H158ZM170 124V125H169ZM190 127H188L187 126ZM217 124V125H216ZM232 124V126L230 125ZM30 125V127H29ZM47 125V127H46ZM50 125V126H49ZM63 125V126H62ZM87 125V126H86ZM96 125L94 130V126ZM105 125V126H104ZM113 125V126H111ZM127 125V127L125 126ZM133 125L135 127H133ZM160 125H162L161 128ZM173 126L172 129L169 126ZM179 125V126H178ZM221 125V126H219ZM228 125V126H227ZM239 125V126H238ZM253 125V126H252ZM27 126V127H26ZM36 126V128H35ZM39 126V127H38ZM61 126V127H60ZM78 126V127H76ZM80 126V127H79ZM99 126V127H98ZM104 126V127H101ZM109 126V127H108ZM124 126V127H123ZM131 126V127H130ZM146 126V127H145ZM150 126V127H149ZM152 126V127H151ZM176 126V127H175ZM183 128H182V127ZM186 126V127H185ZM192 126V127H191ZM204 126V127H203ZM232 128H230V127ZM243 126H245L243 128ZM251 126V127H250ZM15 127V128H13ZM49 127V128H48ZM55 127V128H54ZM64 127V128H63ZM70 127V128H69ZM82 127V128H81ZM86 129H84V128ZM118 127V128H117ZM139 127V129H138ZM141 127V128H140ZM169 127V128H168ZM180 127V128H179ZM207 127V128H206ZM228 127V128H227ZM238 127V128H237ZM5 128V129H4ZM38 128H44L43 130ZM55 130H54V129ZM63 128V129H61ZM110 128H113L110 129ZM115 128V129H114ZM131 128V129H130ZM133 128V129H132ZM136 128V129H135ZM142 128H145L142 130ZM154 128V129H153ZM177 128V129H176ZM188 128V129H187ZM200 128V129H199ZM211 128V129H210ZM240 128L241 132L238 131ZM251 128V130H250ZM12 129V130H11ZM14 129V130H13ZM25 129V130H24ZM27 129V131H26ZM31 129V130H29ZM38 129V130H37ZM50 129V130H48ZM61 129V131H59ZM71 129V130H70ZM74 129V130H73ZM75 129H78L77 131ZM84 129V130H83ZM105 129V130H104ZM120 129V130H118ZM127 129V130H126ZM130 129V130H129ZM157 129V130H156ZM164 129V130H163ZM168 129V130H167ZM179 129V130H178ZM187 129V130H185ZM232 131L230 132L229 131ZM248 129V130H247ZM256 129V130H254ZM5 130V131H3ZM35 130V134H33ZM37 130V131H36ZM66 130V133H65ZM70 130V131H69ZM80 130V132H78ZM90 130V132L88 131ZM93 133H92V131ZM110 130V131H109ZM118 136H117V133ZM130 131L132 134L130 135ZM151 130V131H149ZM154 130V131H153ZM183 130V131H182ZM236 130V131H235ZM260 130V131H259ZM32 131V132H30ZM43 131L42 134H39ZM47 131V132H46ZM64 131V133H63ZM69 131L70 133H68ZM83 131V132H82ZM87 131V132H86ZM105 131V132H104ZM109 131V133H108ZM120 131V132H119ZM124 131V132H123ZM136 131V132H135ZM147 131V133H146ZM176 131V132H173ZM179 131L181 133H179ZM198 131V132H197ZM202 131V132H201ZM225 131V132H224ZM227 131V132H226ZM238 131V132H237ZM246 131V132H245ZM256 131V132H255ZM6 132V133H5ZM9 132V133H8ZM30 132V133H28ZM53 132V133H52ZM75 134H74V133ZM127 132V133H126ZM143 132V133H142ZM152 132V133H151ZM156 132V133H155ZM170 132V134H169ZM183 132H187L186 135ZM194 132V133H193ZM230 132V133H229ZM239 134H237V133ZM254 132V133H253ZM38 133V134H37ZM46 133V134H45ZM55 133V134H54ZM57 133V134H56ZM60 133V134H59ZM86 133V134H84ZM88 133V134H87ZM91 133V134H90ZM97 133V134H96ZM106 133L110 134L112 137L107 135L104 138ZM124 133V135H122ZM142 133V134H141ZM151 133V134H150ZM166 133V134H165ZM173 133V135H172ZM177 133V137L175 136ZM192 133V134H191ZM244 133V134H243ZM8 134V135H7ZM65 134V135H64ZM70 134V135H68ZM73 139H72V135ZM82 134V138H80ZM93 134V135H92ZM99 136V137H96ZM113 134V135H112ZM116 134V135H114ZM140 134V135H139ZM161 134V135H160ZM165 134V135H164ZM182 134V135H181ZM248 134V135H246ZM258 136H257V135ZM7 135V137H6ZM27 136V138L25 137ZM31 135V136H30ZM37 135H40L37 136ZM55 137H54V136ZM62 137H61V136ZM68 135V138H67ZM77 135V138L75 139ZM80 135V136H79ZM91 135V137H90ZM101 135V136H100ZM129 135V136H128ZM139 135V137H138ZM142 135L146 138H143ZM150 135V136H149ZM164 135V138L163 136ZM168 135V136H166ZM170 135V136H169ZM188 135V136H187ZM192 135V136H191ZM210 135V136H209ZM239 137H238V136ZM247 139H245V136ZM18 136V138H17ZM32 136L34 138H32ZM49 139H48V137ZM66 136V138H65ZM70 136V137H69ZM79 136V137H78ZM88 138L86 140L85 137ZM94 136V137H93ZM124 136V137H123ZM162 136V137H161ZM187 136V137H186ZM191 136V137H190ZM212 136V137H211ZM219 136V137H218ZM229 136V137H227ZM231 136V137H230ZM235 136V137H234ZM241 136V137H240ZM244 136V137H243ZM38 137V138H35ZM45 137V138H44ZM102 137V138H100ZM118 137V138H117ZM131 137V138H130ZM134 137V138H133ZM138 137V139H137ZM148 137V138H147ZM150 137V138H149ZM153 139H152V138ZM169 137V138H168ZM172 137V138H171ZM216 137V138H215ZM225 137V138H224ZM234 137V138H233ZM44 138V139H43ZM47 138V139H46ZM52 138V139H51ZM80 138V139H79ZM94 140H91V139ZM100 138V139H99ZM125 138V139H124ZM130 138V139H129ZM177 138V141H176ZM196 138V140H195ZM198 138V144H197ZM201 138V139H200ZM213 138V139H211ZM28 139V140H27ZM55 141H54V140ZM58 139V140H57ZM62 139V140H61ZM64 139V140H63ZM73 140L70 141V140ZM101 143H97L96 142ZM119 141H118V140ZM122 139L123 141L121 142ZM144 139L145 142L141 141ZM150 139L152 142H150ZM159 139V140H158ZM163 139V140H162ZM166 139V140H165ZM169 139L173 140L170 141ZM227 139V140H226ZM241 142V144L238 142ZM4 140V141H3ZM12 140V141H11ZM15 140V141H14ZM27 140V141H26ZM32 140H36L35 142ZM43 140V141H42ZM67 140V141H65ZM77 140V141H76ZM134 140L133 142H130ZM137 142H136V141ZM139 140V142H138ZM148 140V141H147ZM159 142H158V141ZM161 140V141H160ZM175 140V141H174ZM190 140V141H189ZM214 140V141H213ZM218 140V141H217ZM221 140V141H220ZM223 140V141H222ZM245 140V141H244ZM7 141V142H6ZM14 141V142H13ZM30 141V142H29ZM81 141V143H80ZM85 141V142H83ZM92 141V143H91ZM125 141V142H124ZM141 141V142H140ZM168 143H166V142ZM189 141V142H187ZM192 141V143H191ZM203 141H205L203 143ZM217 141V142H216ZM33 142V143H31ZM44 142V143H43ZM47 142V143H46ZM49 142V143H48ZM52 142V143H51ZM64 142V143H63ZM71 146H70V144ZM72 142V143H71ZM89 142V143H88ZM108 142V143H107ZM110 142V143H109ZM118 142V143H117ZM129 144V142L131 144ZM150 142V143H149ZM158 142V143H157ZM162 142V144H161ZM172 142V143H170ZM238 142V143H237ZM250 142V143H249ZM254 142V143H252ZM6 143V144H5ZM9 143V144H8ZM25 143V144H24ZM27 143V144H26ZM51 143V144H50ZM55 143V144H54ZM59 143V144H57ZM80 143V144H78ZM84 143H86L84 145ZM91 143V144H90ZM96 143V144H94ZM117 143V144H116ZM122 143V144H120ZM137 143V144H136ZM144 143V147L142 144ZM174 143V144H173ZM188 143V144H187ZM237 143V144H236ZM262 143V144H261ZM43 148H41L39 145ZM47 144V145H46ZM74 144V146L72 145ZM94 144V145H93ZM108 144V145H107ZM151 144V145H149ZM162 146H161V145ZM172 144V145H171ZM190 144V145H189ZM254 144V145H253ZM3 145V146H2ZM36 145V146H34ZM43 145V146H42ZM46 145V146H45ZM48 145L49 148L47 147ZM66 145V146H64ZM69 145V146H68ZM103 145V146H101ZM112 145V146H111ZM125 145V146H124ZM128 145V146H127ZM141 145V146H140ZM154 145V146H153ZM158 145V146H157ZM165 145V147H164ZM179 145V146H177ZM181 145V146H180ZM186 145V146H185ZM218 145V146H217ZM220 145V146H219ZM228 145V146H227ZM239 145V146H236ZM243 145V146H241ZM28 146V147H27ZM39 146V147H37ZM60 146V147H59ZM63 146V147H62ZM73 146V147H72ZM100 146V147H98ZM132 146V147H131ZM134 146L138 148H133ZM160 146V148H159ZM171 146V147H170ZM236 146V147H235ZM46 147V148H45ZM52 147V148H51ZM57 149H56V148ZM70 147V148H69ZM94 149L92 151V148ZM96 147V149H95ZM98 147V148H97ZM102 147V148H101ZM119 149H117V148ZM141 147V148H140ZM175 147V148H174ZM187 147V148H186ZM234 147V148H233ZM247 147V148H245ZM260 147V149H259ZM262 147V148H261ZM38 148V149H37ZM41 148V149H39ZM55 148V149H54ZM60 148V149H59ZM67 148V149H63ZM72 148L74 150H72ZM80 148V149H79ZM90 148V149H89ZM100 148V149H99ZM107 148V149H106ZM108 148H111L109 150ZM116 151H115V149ZM122 150H121V149ZM140 148V150H139ZM168 148V149H167ZM237 148V152H236ZM253 148V149H252ZM256 148V149H255ZM36 149L35 152H33ZM47 149V150H46ZM54 151H53V150ZM86 149V150H85ZM103 151H99L102 150ZM114 149V151H113ZM129 149V150H128ZM138 149V150H137ZM157 149V150H155ZM161 149V150H160ZM175 149V150H173ZM179 149V150H178ZM184 149V150H183ZM255 149V150H254ZM5 150V151H4ZM9 150V151H8ZM13 150V151H12ZM15 150V151H14ZM18 150V151H17ZM41 150V151H39ZM71 150V151H70ZM84 150V151H83ZM97 150V151H96ZM120 150V151H118ZM125 150V151H124ZM127 150V151H126ZM144 150V151H143ZM160 150V151H159ZM178 150V151H176ZM258 150V151H257ZM39 151V152H38ZM44 151V152H43ZM63 151V152H61ZM66 151V153H65ZM75 151V152H74ZM96 151V152H94ZM109 151V152H108ZM132 152V154L130 152ZM136 151V152H135ZM143 154L140 155V152ZM178 153H176V152ZM183 151V153H182ZM232 151V152H231ZM15 152V153H14ZM37 152V153H36ZM55 152V154H54ZM60 152V153H59ZM67 152H72L67 153ZM83 152V153H82ZM91 152V153H90ZM102 154L100 155V153ZM107 152V153H106ZM121 154H120V153ZM135 152V153H134ZM145 152V153H144ZM168 154H166V153ZM172 152L174 155H172ZM263 152V153H262ZM7 153V154H5ZM39 153V154H38ZM41 153V154H40ZM48 155H47V154ZM59 153V154H58ZM62 153V154H61ZM76 153V155H75ZM92 153L94 155H92ZM109 153V155H108ZM115 153V154H114ZM119 153V154H117ZM125 153V154H124ZM134 153V154H133ZM236 153V154H235ZM257 153V154H256ZM17 154V155H16ZM43 154V155H42ZM67 154V155H66ZM69 154V155H68ZM80 157H78L77 156ZM90 156H89V155ZM106 154V155H105ZM114 154V155H113ZM118 156H117V155ZM147 154V155H146ZM162 154V155H161ZM166 154V155H164ZM229 154V156H228ZM231 154V155H230ZM233 154V155H232ZM239 154V155H238ZM7 155V156H6ZM42 155V158L41 156ZM46 155V156H45ZM53 155V156H52ZM66 157H64V156ZM74 155V156H73ZM104 155V157L102 156ZM121 157H120V156ZM123 155V157H122ZM133 155V156H131ZM144 155V156H143ZM146 155V156H145ZM150 155V156H149ZM156 155V156H155ZM159 155V156H157ZM169 155V156H168ZM186 157L183 158L184 156ZM188 155V156H187ZM14 156V157H13ZM44 156V157H43ZM51 156V157H50ZM57 156V157H56ZM60 156V157H59ZM83 156V157H81ZM87 156V157H85ZM102 158H101V157ZM108 156V157H107ZM143 159H142V157ZM161 156V158H160ZM172 156V157H171ZM177 156V157H176ZM179 156V157H178ZM29 157V158H28ZM38 157L39 160H38ZM50 157V158H49ZM71 157V158H70ZM74 157V161H73ZM78 157V158H77ZM106 157V158H105ZM117 157V159H115ZM119 157V158H118ZM136 157V159H135ZM147 157V158H145ZM149 157V158H148ZM175 157V158H173ZM190 157V159L188 158ZM192 157V158H191ZM236 157V158H235ZM36 158V159H35ZM45 161H44V159ZM49 158V159H48ZM69 158V159H67ZM82 158V159H81ZM92 158V159H91ZM97 158V159H96ZM101 160H99V159ZM112 158V160H111ZM123 158V160L121 159ZM127 158V159H126ZM131 158V160H130ZM163 158V159H162ZM165 158V159H164ZM168 158V159H167ZM261 158V159H260ZM29 159V160H26ZM32 159V160H31ZM42 159V160H41ZM47 159V160H46ZM72 159V160H71ZM95 159V160H94ZM109 161V163L106 162ZM125 159V160H124ZM134 159V160H132ZM173 159V160H172ZM59 160V161H58ZM69 160V162H68ZM78 160V161H76ZM87 162H86V161ZM117 160V161H116ZM122 160V161H121ZM184 160V162H183ZM189 162H188V161ZM206 160V161H205ZM29 161V162H28ZM35 161V162H34ZM50 161V162H48ZM53 161L55 163H53ZM58 161V162H57ZM61 161V164H60ZM76 161V162H75ZM99 161V164L97 163ZM101 161V162H100ZM118 162L117 164L115 163ZM125 161V162H124ZM135 164H134V162ZM138 161V162H136ZM150 163H149V162ZM173 161V162H172ZM205 161V162H204ZM243 161V162H242ZM24 162V163H23ZM42 162V163H40ZM65 164H64V163ZM67 162V163H66ZM80 162V163H79ZM94 162V163H93ZM106 162V163H103ZM114 162V163H113ZM123 162L125 166H129V168L123 166L120 163ZM140 162V163H139ZM165 162V163H163ZM181 162V163H180ZM183 162V163H182ZM256 162V163H255ZM261 165H260V163ZM31 163V164H30ZM51 163V165H50ZM59 167H53V165ZM74 163V164H73ZM79 163V164H78ZM93 163V164H92ZM138 163V164H137ZM156 163V165H155ZM169 163V164H168ZM180 163V164H179ZM186 163V164H185ZM188 163H190L188 165ZM200 163V164H199ZM22 164V167L19 165ZM48 164V165H47ZM68 164V165H67ZM73 164V166H72ZM84 164V165H83ZM98 164V165H97ZM103 164V165H102ZM112 164H116L115 166ZM130 164V165H129ZM133 166H132V165ZM146 164V165H145ZM159 164V165H158ZM171 164V166H170ZM179 164V165H178ZM243 164H246L243 166ZM248 164V165H247ZM251 164V166H250ZM25 165V166H24ZM32 165V166H31ZM34 165V166H33ZM40 165V166H38ZM43 165V166H42ZM45 165V166H44ZM71 165V167H70ZM84 167H83V166ZM90 165V166H89ZM100 165V166H99ZM103 169L102 168V166ZM109 165H112L109 167ZM137 167H136V166ZM139 165V166H138ZM153 165V166H152ZM187 165V166H186ZM254 165V166H253ZM258 167H257V166ZM260 165V166H259ZM52 166V168H51ZM67 166V167H66ZM79 166V167H78ZM87 166V167H85ZM89 166V167H88ZM98 167L99 169L95 168ZM105 166V167H104ZM106 166H108L106 168ZM119 166V167H118ZM132 166V167H131ZM144 166V167H142ZM148 166V167H147ZM155 166V167H154ZM160 166V168H159ZM197 166V167H196ZM247 166V167H246ZM10 167V169H9ZM20 167V168H19ZM25 170H23L24 168ZM30 167V168H29ZM47 169H46V168ZM64 167V168H61ZM65 167L67 168L65 170ZM71 169H69V168ZM76 167V168H75ZM94 167V168H93ZM101 167V168H100ZM112 167V170H111ZM123 167V168H122ZM136 167V170H135ZM140 167V169H139ZM161 167H163L161 169ZM184 167V168H183ZM189 167V168H188ZM196 167V168H195ZM241 167V168H240ZM244 167V168H243ZM33 168V169H32ZM36 168V169H35ZM56 168V169H55ZM62 170H61V169ZM85 168V169H84ZM118 168V169H117ZM127 168V170H126ZM143 168V169H142ZM158 168V169H156ZM175 168V169H174ZM192 168V170H191ZM253 168V169H252ZM256 168V169H255ZM20 169V170H18ZM31 169V170H30ZM41 169L43 171H41ZM45 169V170H44ZM51 169V170H49ZM73 169V171H72ZM81 171V172H79ZM85 171H84V170ZM89 171H88V170ZM92 169V170H91ZM95 169V170H93ZM107 169V170H106ZM115 169V170H114ZM150 169V171H148ZM153 169V170H152ZM194 169L197 172L194 171ZM239 169V170H238ZM246 169V170H245ZM258 169V170H257ZM260 169V170H259ZM263 171H262V170ZM5 170V171H4ZM18 170V172H17ZM28 170V171H27ZM37 170V171H36ZM40 170V171H39ZM54 170V171H53ZM134 170V172H133ZM165 170V172L163 171ZM169 170V171H168ZM183 170V171H182ZM244 170V171H243ZM10 171V172H8ZM17 173H16V172ZM25 171V173H24ZM59 171V172H58ZM65 171V173H63ZM69 171V172H68ZM85 172V174L83 172ZM88 171V172H86ZM92 171V172H90ZM99 171V172H98ZM116 171V173H115ZM125 171V172H122ZM179 173H178V172ZM261 171V172H260ZM5 172V174H4ZM33 172V173H32ZM40 172V173H39ZM46 172V173H44ZM62 177H61V174ZM71 172V173H70ZM74 172V173H73ZM77 172L78 174H76ZM151 172V173H150ZM153 172H155L153 174ZM175 172V173H174ZM202 172L204 175H202ZM260 175H257L258 173ZM8 173V174H7ZM20 173V174H19ZM51 173V174H48ZM95 173V174H94ZM102 173V174H101ZM104 173V174H103ZM112 173V174H111ZM119 173V175L117 174ZM129 173V174H128ZM131 173V174H130ZM169 173V174H168ZM246 173V174H245ZM48 174V177L46 176ZM58 174V177H57ZM82 176H81V175ZM91 176H88V175ZM100 174V175H99ZM107 174V175H106ZM125 174V175H124ZM134 174V175H133ZM137 174V175H136ZM142 174V175H141ZM153 174V176L151 175ZM6 177H5V176ZM67 175V176H66ZM75 175V176H74ZM78 175V176H77ZM85 175V176H84ZM104 175V176H103ZM111 175V176H110ZM116 178H113V176ZM121 175V176H120ZM145 175V176H144ZM192 175V176H191ZM209 175V176H208ZM51 176L53 178H51ZM57 178H56V177ZM74 176V177H73ZM81 176V180L79 177ZM119 176V177H118ZM158 176V177H157ZM166 176V177H165ZM196 176V177H195ZM263 176V177H262ZM64 177V178H63ZM68 177V178H67ZM89 177H92L91 179ZM98 177V178H97ZM112 177V178H110ZM141 177V179L139 178ZM150 177V178H149ZM164 177V178H163ZM173 177H175L173 179ZM180 177V178H179ZM193 177V178H192ZM201 177V179H199ZM7 178H10L8 180ZM51 178V179H50ZM66 178V179H65ZM90 179V182L88 179ZM101 178V180H100ZM127 178V179H126ZM161 178V179H160ZM17 179V180H15ZM45 179V180H44ZM60 179V181L58 180ZM64 179V180H63ZM68 179V180H67ZM70 179V180H69ZM95 179V180H94ZM105 181H104V180ZM107 179V180H106ZM124 179V181H122ZM130 179V180H129ZM137 179V180H136ZM150 179V180H149ZM159 179V180H157ZM168 179V180H167ZM182 179V180H181ZM194 179V180H193ZM206 179V180H205ZM89 182L84 183L83 182ZM109 180V181H108ZM133 180V181H131ZM144 180V181H143ZM155 180V182L153 181ZM163 180V182H162ZM167 182H166V181ZM171 183L169 184V181ZM197 182H196V181ZM243 180V181H242ZM19 181V182H17ZM52 182L50 185L49 182ZM59 181V182H58ZM68 181V182H67ZM72 181V182H71ZM79 183H77V182ZM81 181V182H80ZM92 181V182H91ZM97 181H101L100 183ZM108 181V182H107ZM111 181V182H110ZM117 181V182H116ZM120 181V182H119ZM126 181V183H125ZM128 181V182H127ZM137 181V182H135ZM141 183H140V182ZM143 181V182H142ZM148 183H147V182ZM157 181H161V183H155ZM174 181V183H172ZM195 181L197 184H195ZM10 182V183H9ZM25 182V183H24ZM27 182V183H26ZM58 182V183H55ZM77 184H76V183ZM107 182V183H106ZM114 182V183H113ZM151 182V183H150ZM237 182V183H236ZM9 183V184H8ZM17 183V184H16ZM67 183V184H66ZM69 183V184H68ZM81 183V184H80ZM95 183L97 185H95ZM105 183V184H104ZM117 183V184H116ZM164 185L162 186L161 184ZM167 183V184H166ZM178 183V185H176ZM181 183V184H180ZM239 183V184H238ZM251 183V184H250ZM8 184V185H7ZM25 184V185H24ZM64 186H62V185ZM81 186H80V185ZM91 184V185H90ZM108 184V185H107ZM126 184V187H125ZM129 184V185H128ZM141 184V185H139ZM143 184V185H142ZM241 184V186H240ZM43 185V186H42ZM74 187H73V186ZM77 185V187H76ZM83 185V186H82ZM88 185V186H87ZM100 187H99V186ZM113 187H112V186ZM118 185V186H117ZM120 185V187H119ZM148 185V186H147ZM152 185V187H151ZM168 185V186H167ZM255 185V186H254ZM8 186V188H7ZM52 186V187H51ZM92 186V187H91ZM105 186V188H104ZM110 186V187H109ZM118 188H117V187ZM128 186V187H127ZM162 186V187H161ZM177 186V187H176ZM189 186V187H188ZM238 186V187H237ZM17 187V188H16ZM73 187V188H72ZM79 187V188H78ZM84 187L86 191H84ZM90 187V188H89ZM94 187H96L94 189ZM99 187V188H98ZM111 190L110 191L109 188ZM123 189H120V188ZM138 187V188H136ZM152 190H151V188ZM159 187V188H158ZM180 187V188H179ZM182 187V188H181ZM15 188V189H14ZM26 188V189H25ZM50 189V190H47ZM78 188V189H77ZM81 188V189H80ZM93 190H92V189ZM100 190H98V189ZM112 188V189H111ZM117 188V189H116ZM134 188V189H133ZM229 188V189H228ZM53 189V190H52ZM88 189V190H87ZM91 189V190H90ZM108 189V190H107ZM128 191H127V190ZM140 189V190H139ZM150 191H149V190ZM157 189V190H156ZM162 189V190H160ZM167 189V190H166ZM177 189V190H176ZM209 189L211 191H209ZM13 190V191H11ZM68 190V192H67ZM74 190V191H73ZM97 190V191H96ZM116 190V192H115ZM118 190V191H117ZM122 192H120V191ZM131 190V192H129ZM159 192H154L158 191ZM164 192L162 193L161 191ZM166 190V191H165ZM176 190V191H175ZM181 190L179 193L178 191ZM24 191V192H23ZM70 191V192H69ZM114 191V193H112ZM125 191V193H124ZM135 191V192H134ZM147 191V192H146ZM170 191L172 193H170ZM175 194H174V192ZM232 191V192H231ZM27 192V193H26ZM32 192V193H31ZM84 192V194H83ZM94 192V193H93ZM103 193L101 195V193ZM140 192V193H139ZM143 194H142V193ZM166 192V193H165ZM177 192V193H176ZM236 192V193H234ZM20 193V194H18ZM77 193V194H76ZM91 193V194H90ZM98 193V194H96ZM109 193V194H107ZM116 193V194H115ZM119 193V194H118ZM122 193V194H120ZM139 193V194H138ZM146 196H145V194ZM166 195H165V194ZM168 193V194H167ZM207 193V194H206ZM231 193V194H230ZM56 194V195H55ZM63 194V196H62ZM79 194V195H78ZM94 194L96 196H94ZM106 196H105V195ZM115 197H113L114 195ZM118 194V195H117ZM125 194V195H124ZM127 194V195H126ZM131 194V195H130ZM134 194V196L132 195ZM137 194V195H136ZM156 194V195H155ZM172 194V195H170ZM179 194V195H178ZM205 194V195H204ZM212 194V195H210ZM233 194V195H232ZM49 195V196H48ZM58 195V196H57ZM74 195V196H73ZM90 195V196H88ZM118 197H117V196ZM119 195L122 197H119ZM125 197H124V196ZM144 195V198H143ZM161 195V196H160ZM164 195V196H162ZM170 195V196H169ZM177 195V196H176ZM182 195V196H181ZM46 196V197H45ZM54 198H53V197ZM93 198H92V197ZM105 196V197H103ZM18 197V198H17ZM45 197V198H44ZM50 197V198H48ZM57 197V198H56ZM91 197V198H90ZM110 197V198H109ZM133 197V199H132ZM156 197V198H155ZM166 197V200L162 198ZM171 197V199H170ZM181 197V198H180ZM65 198V199H64ZM90 198V199H89ZM108 198V199H107ZM115 198V199H114ZM129 198V199H128ZM136 198V199H135ZM139 198V199H138ZM143 198V199H142ZM157 203L155 201V199ZM158 198V199H157ZM161 200H160V199ZM176 198V199H175ZM181 199V200H178ZM3 199V200H2ZM49 199V201L47 200ZM54 199V200H53ZM60 201H59V200ZM70 199V200H69ZM111 199V200H110ZM112 199H114L112 201ZM119 199V200H118ZM154 199V200H153ZM175 199V200H174ZM12 200V201H11ZM120 204H119V202ZM127 202H126V201ZM134 200V202H133ZM136 200V201H135ZM148 200V201H147ZM170 200V202H169ZM172 200V201H171ZM185 200V201H184ZM17 201V202H16ZM47 201V202H46ZM58 201V202H57ZM66 201V202H65ZM84 201L87 203H84ZM121 205V203H123ZM138 201V203H137ZM152 201V202H151ZM155 201V202H154ZM179 202L178 204L176 202ZM8 202V203H7ZM57 202V203H56ZM134 204H133V203ZM149 202L144 205V203ZM170 206L168 208L167 205ZM174 202L173 205L172 203ZM3 203V204H2ZM39 203V205H38ZM44 203V204H43ZM56 203V204H54ZM61 205H60V204ZM69 203V204H68ZM130 203V205H129ZM163 203V205H162ZM255 205H254V204ZM8 204V206H6ZM37 204V205H36ZM68 204V205H67ZM92 204V205H91ZM126 204V205H125ZM133 204V205H131ZM138 204V205H137ZM152 204V206H151ZM157 204V205H156ZM165 204V205H164ZM180 204V205H179ZM242 204V205H241ZM244 204L246 206H244ZM13 205V206H12ZM22 205V206H21ZM25 205V207H23ZM47 205V206H46ZM55 205V206H54ZM65 205V206H63ZM67 205V206H66ZM156 205V206H155ZM160 205V207H159ZM171 205L176 207H171ZM179 205V206H178ZM189 205V206H188ZM251 205L253 210L250 209ZM16 206V207H15ZM44 206V208H43ZM50 206V207H49ZM72 206V207H71ZM76 206V207H75ZM85 206V207H84ZM92 206V207H91ZM164 207L165 210L162 208ZM182 206V208L180 207ZM222 206V207H220ZM230 206V207H229ZM23 207V208H22ZM57 207V208H56ZM58 207H62L61 209ZM64 207H68L64 208ZM133 207V208H132ZM140 207V210H139ZM145 210H143V208ZM151 207V208H149ZM171 207V208H170ZM217 207V208H216ZM219 207V209H218ZM233 207V208H232ZM251 207V208H252ZM20 208V209H18ZM55 208V209H54ZM64 208V209H63ZM76 210H75V209ZM131 208V209H129ZM179 208V210H178ZM226 208V209H225ZM237 208V209H236ZM256 208V209H255ZM35 209V210H34ZM43 209V211L41 210ZM46 209V210H45ZM49 209V210H48ZM58 209V210H57ZM70 209V210H69ZM90 209V210H89ZM120 209V210H119ZM151 209V212L150 210ZM161 209V210H160ZM174 209V210H173ZM185 209V210H184ZM229 209V210H228ZM233 209V210H232ZM240 209V211L238 210ZM13 210V211H12ZM38 210V212H37ZM51 210H53V216ZM57 210V211H56ZM64 210V213H63ZM68 210V212L66 211ZM163 210V211H162ZM178 210V211H177ZM188 210V211H187ZM191 210V211H190ZM235 210V211H234ZM252 210V211H250ZM257 210V211H254ZM19 211V212H18ZM22 211V212H21ZM42 211V212H41ZM62 213H61V212ZM71 211V212H70ZM141 211V212H140ZM143 211V212H142ZM146 211V212H145ZM149 211V212H147ZM177 211V212H176ZM193 211V212H192ZM255 213H252V212ZM34 212V213H33ZM59 212V213H57ZM133 212V213H132ZM136 212V213H135ZM174 212V213H173ZM176 212V213H175ZM188 212V213H187ZM21 213V214H20ZM39 215H38V214ZM130 213V214H129ZM144 213V214H142ZM152 213V214H151ZM154 213V215H153ZM191 213V214H190ZM195 213V214H193ZM11 214V215H10ZM25 214V215H22ZM30 214V215H28ZM37 214V215H36ZM46 214V215H45ZM58 215L57 216H55ZM62 214V215H61ZM72 214V215H71ZM137 214V215H136ZM159 214V215H158ZM162 214V215H161ZM183 214V215H182ZM185 214V215H184ZM199 214V215H197ZM215 216L217 217H214ZM49 215V216H48ZM61 215V216H60ZM64 215V216H63ZM71 218H68L70 217ZM75 215V216H74ZM166 215V216H165ZM178 215V216H177ZM197 215V216H196ZM244 215V217H243ZM258 215V216H256ZM14 216V217H13ZM17 216V218H16ZM31 218H30V217ZM35 216V217H34ZM46 216V217H45ZM55 216V217H54ZM60 216V217H59ZM63 216V217H62ZM74 216V217H73ZM161 216V217H160ZM183 216V217H182ZM241 216V217H240ZM251 216V217H250ZM9 217V218H8ZM42 217V218H41ZM47 217L49 221H46ZM51 217V219H50ZM147 217V218H146ZM158 217V218H157ZM169 217V218H168ZM215 219H212V218ZM219 217V218H218ZM14 218V219H13ZM33 218V219H32ZM65 222L64 221V219ZM182 218V219H181ZM199 218V219H198ZM210 218V219H209ZM217 218V219H216ZM235 218V219H234ZM247 220H244V219ZM250 218V219H248ZM29 219V220H28ZM31 219V220H30ZM41 219V220H40ZM55 219V220H52ZM66 219H70L69 221ZM163 219V220H162ZM171 219V220H170ZM180 219V220H179ZM191 219V220H190ZM195 219V220H194ZM197 219V220H196ZM220 221H219V220ZM222 219V220H221ZM234 219V220H233ZM238 219V220H236ZM242 219V220H241ZM62 220V221H61ZM72 220V221H71ZM212 220V221H211ZM215 220V221H213ZM251 220V221H250ZM255 220V221H254ZM30 221V222H29ZM37 221V222H36ZM61 221V222H60ZM158 221V223H157ZM165 221V222H164ZM191 221V222H190ZM200 221V222H199ZM206 221V222H205ZM211 221V222H210ZM16 222V223H15ZM48 224H47V223ZM63 222V223H62ZM65 222V223H64ZM160 225H157L159 224ZM182 224H180V223ZM187 222V223H186ZM190 222V223H189ZM199 222V223H197ZM206 224H205V223ZM213 222V223H212ZM218 222V223H216ZM224 223V224H221ZM240 222V223H239ZM30 223V224H29ZM36 223V224H34ZM42 223V224H39ZM46 223V224H45ZM55 223H57L55 225ZM71 223V225L69 224ZM170 223V224H169ZM184 223V225H183ZM204 223V224H203ZM246 225H245V224ZM9 224V225H8ZM60 224V225H59ZM65 226H64V225ZM68 224V225H67ZM75 224V225H74ZM79 224V225H78ZM168 224V225H167ZM198 224V225H197ZM203 224V225H202ZM231 224V225H230ZM236 226H235V225ZM237 224L241 227L237 226ZM250 224V225H248ZM32 225V227H31ZM43 225V226H42ZM48 225V226H47ZM52 225V226H51ZM63 225V226H62ZM173 225V226H171ZM178 225V226H177ZM189 227H188V226ZM204 225H206L204 227ZM208 225V226H207ZM210 225V227H209ZM226 225H228L226 227ZM244 225V226H243ZM26 226V227H25ZM31 228H30V227ZM34 226H36L34 228ZM47 226V227H46ZM51 226V227H50ZM58 226V227H57ZM70 226V227H69ZM157 226V227H156ZM200 226V227H199ZM215 226V227H213ZM217 226V227H216ZM221 228H219V227ZM226 228H224V227ZM29 227V228H28ZM59 230L61 227H66L65 229L62 228L59 230V233L55 231V229ZM57 227V228H56ZM68 227V229H67ZM74 227V228H73ZM203 227V228H202ZM237 227V228H236ZM243 227V228H242ZM48 228V229H47ZM51 228V229H50ZM53 228V229H52ZM77 228V229H76ZM159 228V229H158ZM214 228V229H213ZM229 230H228V229ZM231 228H235L234 230ZM25 229V230H24ZM33 229V230H32ZM39 229V230H38ZM50 229V230H49ZM170 229V230H169ZM174 229V230H172ZM191 229L193 231H191ZM197 229V230H196ZM204 229V230H203ZM210 229V231H209ZM224 229V230H222ZM45 230V231H44ZM48 230L46 236V231ZM53 230V231H51ZM57 230V231H58ZM67 230V231H65ZM73 230V232L71 231ZM203 230V231H202ZM244 232V233H242ZM25 231V232H24ZM55 231V233H54ZM71 231V233H70ZM76 231V232H75ZM113 231V232H111ZM168 231V232H167ZM170 231V232H169ZM174 231V232H173ZM196 231V232H195ZM232 231V233H231ZM6 232V233H4ZM30 234H29V233ZM39 232V234H38ZM51 232V233H50ZM63 233V237L60 235ZM115 232V233H114ZM154 232V233H153ZM173 232V233H172ZM200 232V233H199ZM205 232V233H204ZM212 232V234L210 233ZM226 232H229L226 233ZM238 232V233H237ZM24 233V234H23ZM38 236H37V234ZM53 233V235H52ZM74 233V234H73ZM171 233L173 235H171ZM207 233V234H206ZM236 233V234H234ZM244 235L242 237L241 234ZM247 233V234H246ZM4 234V235H3ZM51 236H50V235ZM65 234V235H64ZM113 234V235H112ZM141 236L140 238H138ZM170 234V235H169ZM211 234V235H210ZM232 236H231V235ZM239 234V239L238 236ZM29 235V236H27ZM33 235V236H32ZM45 235V236H44ZM227 235V236H226ZM241 235V236H240ZM44 236V237H43ZM54 236V237H53ZM57 236V237H56ZM66 236V237H65ZM104 238H103V237ZM137 236V237H136ZM237 239H235L236 237ZM31 237V238H30ZM39 237V238H38ZM46 237V238H45ZM53 237V242L50 241ZM101 237V238H100ZM171 237V238H170ZM233 237V238H232ZM235 237V238H234ZM36 238V239H35ZM60 244H58V241ZM61 240H60V239ZM68 240H67V239ZM106 238V239H105ZM114 238V239H113ZM137 240H136V239ZM159 238V239H158ZM214 238V239H213ZM28 239V240H27ZM35 239V240H34ZM48 239V240H47ZM67 240L66 242L63 241ZM97 239V240H96ZM102 241L100 242L99 241ZM114 241H113V240ZM143 239V241H142ZM193 239V240H192ZM195 239V240H194ZM209 239V240H208ZM27 240V241H26ZM37 240V241H36ZM41 242H40V241ZM107 242H105V241ZM141 240V241H138ZM211 240V241H210ZM236 240V241H235ZM23 241V242H22ZM30 244H28L29 242ZM32 241V242H31ZM50 241V242H49ZM94 241L100 243L97 245ZM156 241V242H155ZM188 241H190L188 243ZM197 241V242H196ZM200 241V242H199ZM202 241V242H201ZM204 241V242H203ZM242 241V242H241ZM48 244H47V243ZM141 242V243H140ZM208 242L210 245H204ZM2 243V244H1ZM6 243V244H5ZM23 243V244H22ZM25 243V244H24ZM41 243V244H40ZM46 243V244H45ZM54 243V244H52ZM187 243V244H186ZM212 243V244H211ZM13 244V245H12ZM20 244V245H19ZM27 244V245H26ZM59 246H58V245ZM94 244V245H93ZM103 244L102 247L100 246ZM108 244V245H107ZM203 244V245H202ZM12 245V246H11ZM40 245V247H39ZM45 247H44V246ZM55 245L57 247H55ZM97 245V246H96ZM140 245V246H139ZM188 245H190L188 247ZM201 245V246H200ZM2 246V247H1ZM43 246V247H42ZM49 246V247H48ZM61 246V248H60ZM101 248H99V247ZM108 246V247H107ZM194 246V248H193ZM217 246V248H216ZM17 247V248H15ZM32 247V248H31ZM48 247V248H47ZM97 247V248H96ZM143 247V248H142ZM214 247V248H213ZM9 248V249H8ZM19 248V250H18ZM52 248V249H51ZM60 248V249H59ZM102 248H106L102 250ZM142 250H141V249ZM176 248V249H175ZM212 248V249H211ZM218 249V250H215ZM7 249V250H5ZM38 249V250H37ZM43 249V250H42ZM50 249V252H49ZM58 249V251H56ZM47 250V251H46ZM51 250H53L51 252ZM61 252H60V251ZM179 250V251H178ZM223 253L221 254V252ZM23 251V252H22ZM56 253H55V252ZM118 251V252H117ZM219 253H217V252ZM221 251V252H220ZM20 252V253H19ZM22 252V253H21ZM35 252V253H34ZM46 252V253H45ZM48 252V253H47ZM140 252V253H139ZM146 252V254L144 253ZM174 252V254H173ZM181 252V253H180ZM183 252V253H182ZM199 252V253H198ZM14 253V254H13ZM119 253V254H118ZM142 253V254H141ZM171 253V254H170ZM191 253V254H190ZM201 253V254H200ZM27 254V255H25ZM46 254V255H45ZM48 254V256H47ZM124 254V255H123ZM170 254V255H169ZM186 254V256H185ZM221 254V255H220ZM43 255V256H42ZM54 255V256H51ZM184 255V256H183ZM203 255V256H201ZM17 256V257H16ZM47 256V258H45ZM57 256V257H56ZM190 256V258H189ZM207 256V257H206ZM221 256V257H220ZM42 257V258H41ZM205 257V258H204ZM167 258V259H166ZM174 258V259H173ZM180 258V259H179ZM187 258V260H186ZM212 258V259H211ZM226 258V259H225ZM30 259V260H29ZM48 259V260H47ZM183 259V260H182ZM210 259V261H209ZM222 259V260H221ZM43 260V261H42ZM55 260V261H54ZM177 260V262H176ZM217 260V261H216ZM14 261V262H13ZM38 261V262H37ZM41 261V262H40ZM57 261V262H56ZM184 261V262H183ZM188 261V262H187ZM201 261V262H200ZM198 262V263H197ZM208 262V263H207ZM230 262V263H229Z\"/></svg>",
  "mask_w": 264,
  "mask_h": 264
},
{
  "label": "bare ground",
  "instance_id": "6f19581e",
  "mask_svg": "<svg viewBox=\"0 0 264 264\" xmlns=\"http://www.w3.org/2000/svg\"><path fill=\"white\" fill-rule=\"evenodd\" d=\"M103 1H104V0H102V2H103ZM108 1H110V0H108ZM117 1H118V0H117ZM121 1H122V0H121ZM133 1H134V0H133ZM137 1H138V0H137ZM137 1H136V2H137ZM145 1H146V0H145ZM149 1H150V0H149ZM170 1H171V0H170ZM183 1H184V0H183ZM185 1H186V0H185ZM236 1H237V0H236ZM261 1H262V0H261ZM97 2H98V0H97ZM115 2H116V1H114V3H115ZM123 2L125 3V0H123ZM140 2H141V1H140ZM140 2H139V3H140ZM154 2L157 3V1H154ZM194 2H195V0H194ZM206 2H207V1H206ZM242 2H243V1H242ZM242 2H241V3H242ZM246 2H247V0H246ZM258 2H259V1H258ZM93 3H94V2H93ZM130 3H131V2H130ZM132 3H134V5H135V4H137L138 2H137V3L132 2ZM139 3H138V4H139ZM142 3H143V2L140 3V4H141V5H140L141 7H142ZM146 3H147V2H146ZM149 3H150V2H149ZM164 3H165V2H164ZM181 3H182V2H181ZM195 3H196V2H195ZM203 3H204V2H203ZM98 4H99V3H98ZM107 4H108V2H107ZM116 4H117V2H116ZM118 4H119V3H118ZM138 4H137V5H138ZM143 4H144V3H143ZM209 4H210V3H209ZM214 4H215V3H214ZM232 4H233V2H232ZM237 4H238V3H237ZM239 4H240V3H239ZM239 4H238V5H239ZM245 4H246V3H245ZM104 5H105V4H104ZM122 5H123V4H121V6H122ZM128 5H129V4H128ZM130 5H131V4H130ZM145 5H146V4H145ZM145 5H143V6L145 7ZM150 5H151V4H149V6H150ZM158 5H159V4H158ZM181 5H183V4H181ZM186 5H187V4H186ZM212 5H213V4H212ZM224 5H225V3H224ZM235 5H236V4H235ZM99 6H100V5H99ZM99 6H98V7H99ZM110 6H111V4H110ZM117 6H119V5H117ZM121 6H120V7H121ZM123 6H124V5H123ZM172 6H174V5L172 4ZM208 6H211V5H208ZM222 6H223V5H222ZM247 6H249V5H247ZM255 6H256V5H255ZM98 7H96V8H98ZM103 7H105V6H103ZM111 7H113V4H112ZM114 7H115V6H114ZM126 7H127V6H126ZM135 7H136V6H135ZM135 7H134V8H135ZM141 7H140V8H141ZM166 7H167V6H166ZM174 7H175V6H174ZM174 7H172V8H174ZM202 7H204V6H202ZM214 7H216V6L214 5ZM214 7H213L212 9H214ZM223 7H224V6H223ZM240 7H241V6H240ZM245 7H246V6H245ZM250 7H251V6H250ZM256 7H257V6H256ZM86 8H87V7H86ZM86 8H85V9H86ZM89 8H90V7H89ZM89 8H88V9H89ZM96 8H95V9H96ZM101 8H102V7H101ZM117 8H118V7H117ZM117 8H116V9H117ZM145 8H146V7H145ZM145 8H144V9H145ZM151 8H152V7H151ZM153 8H154V7H153ZM169 8H171V7H169ZM218 8L220 9V6H219ZM218 8H216V9H218ZM231 8H232V7H231ZM231 8H230V9H231ZM241 8H242V7H241ZM95 9H94V10H95ZM99 9H100V8H99ZM102 9H104V8H102ZM111 9H112V8H111ZM119 9H121V8H119ZM123 9H124V8H123ZM125 9L127 10V8H125ZM135 9H137V8H135ZM141 9H142V8H141ZM195 9H196V8H195ZM204 9H205V8H204ZM206 9H207V8H206ZM226 9H227V8H226ZM244 9H245V8H244ZM263 9H264V7H263ZM89 10L92 11L91 9H89ZM151 10H152V9H151ZM153 10H154V9H153ZM157 10H158V9H157ZM170 10H171V9H170ZM181 10H182V9H181ZM208 10L211 11V9H208ZM208 10H207V11H208ZM110 11H111V10H110ZM110 11H107V12H110ZM112 11H114V10H112ZM117 11H118V10H117ZM122 11H123V10H122ZM138 11H140V10H138ZM145 11H146V10H145ZM149 11H150V10H148V12H149ZM154 11H155V10H154ZM168 11H169V9H168ZM196 11H197V10H196ZM219 11H221V10H219ZM246 11H247V10H246ZM86 12H87V11H86ZM88 12H89V11H88ZM93 12H94V11H93ZM93 12H91V13H93ZM104 12H105V10H104ZM119 12H120V11H119ZM132 12H133V11H132ZM135 12H137V11H135ZM141 12H142V11H141ZM141 12H140V13H141ZM148 12H146V13H148ZM169 12H170V11H169ZM182 12H184V11L182 10ZM211 12H212V11H211ZM253 12H255V11H252V13H253ZM91 13H90V16H91ZM98 13H99V12H98ZM105 13H106V12H105ZM105 13H104V14H105ZM111 13H112V12H111ZM123 13H124V12H123ZM138 13H139V12H138ZM140 13H139V14H140ZM159 13H160V12H159ZM175 13L180 14L179 11H178V12L175 11ZM217 13H218V12H217ZM227 13H228V12H227ZM235 13H236V12H235ZM100 14H101V13H100ZM173 14H174V12H173ZM173 14H172V15H173ZM181 14H182V13H181ZM181 14H180V15H181ZM221 14H222V12L220 13V15H221ZM137 15H138V14H137ZM143 15H144V14H143ZM143 15H142V17H143ZM152 15H153V14H152ZM152 15H151V16H152ZM157 15H158V14H157ZM160 15H161V14H160ZM168 15H169V14H168ZM175 15H177V14H175ZM184 15H185V14H183V16H184ZM212 15H213V14H212ZM251 15H252V14H251ZM254 15H255V14H254ZM92 16H93V15H92ZM95 16H96V15H95ZM109 16H112V15H110V13H109ZM118 16L120 17L121 14H119ZM139 16H140V15H139ZM146 16H148V15H146ZM151 16H150V17H151ZM155 16H156V15H155ZM169 16L171 17V14H170ZM169 16H168V17H169ZM178 16H179V15H178ZM183 16L181 15V17H183ZM196 16H198V17H202V16H199L198 14H197ZM86 17H87V16H86ZM114 17H115V15H114ZM131 17H132V16H131ZM140 17H141V16H140ZM142 17H141V18H142ZM152 17H153V16H152ZM173 17H174V16H173ZM176 17H177V16H176ZM185 17H186V16H185ZM83 18H84V17H83ZM92 18H93V17H92ZM96 18H99V19H100V17H96ZM109 18H110V17H109ZM111 18L113 19V17H111ZM127 18H128V17H127ZM159 18H160V17H159ZM163 18H164V17H163ZM171 18H172V17H171ZM183 18H184V17H183ZM189 18H190V17H189ZM203 18H204V17H203ZM206 18H207V17H206ZM214 18H216V17H214ZM214 18H213V19H214ZM88 19H89V18H88ZM94 19H95V18H94ZM125 19H126V18H125ZM129 19H130V17H129ZM133 19H134V18H133ZM148 19H150V18H148ZM148 19L146 18V20H148ZM166 19H167V18H166ZM176 19H177V18H176ZM201 19H202V18H201ZM226 19H227V18H226ZM226 19H225V20H226ZM91 20H92V19H91ZM102 20H103V18H102ZM108 20H109V19H108ZM113 20H114V19H113ZM117 20H118V19H117ZM135 20H136V18H135ZM159 20H161V19H159ZM159 20H158V21H159ZM167 20H168V19H167ZM171 20H172V19H171ZM187 20H188V19H187ZM204 20H205V19H204ZM206 20H207V19H206ZM244 20H245V19H244ZM92 21H93V20H92ZM103 21H104V20H103ZM106 21H107V20H106ZM106 21H105V24H106ZM124 21H125V20H124ZM129 21H131V20H129ZM129 21H128V22H129ZM132 21H134V20H132ZM137 21H138V20H137ZM149 21H150V20H149ZM156 21H157V20H156ZM162 21H163V20H162ZM169 21H170V20H169ZM202 21H203V20H202ZM209 21H210V20H209ZM216 21H217V20H216ZM249 21H250V20H249ZM98 22H99V21H98ZM107 22H108V21H107ZM112 22H113V21L111 20V23H112ZM116 22H117V21H116ZM121 22H122V21H121ZM121 22H120V23H121ZM145 22H146V21H145ZM151 22H152V20H151ZM172 22H174V21H172ZM183 22H184V21H183ZM197 22H198V21H197ZM224 22H225V21H224ZM229 22H230V21H229ZM91 23H92V22L90 21L89 25H90ZM100 23L103 24V22H100ZM108 23H110V22H108ZM108 23H107V24H108ZM111 23H110V24H111ZM118 23H119V22H118ZM140 23H141V22H140ZM140 23H139V24H140ZM142 23H143V22H142ZM153 23H154V22H153ZM161 23H162V22H161ZM166 23H167V22H166ZM199 23H200V22H199ZM214 23L216 24V22H214ZM225 23H226V22H225ZM240 23H241V22H240ZM78 24H79V22H78ZM78 24H76V27H77ZM110 24H108V25H110ZM121 24H122V23H121ZM121 24H120V25H121ZM124 24H126V23H124ZM150 24H151V23H150ZM159 24H160V23H159ZM170 24H171V23H170ZM187 24H188V23H187ZM211 24H212V23H211ZM247 24H248V23H247ZM80 25H81V22H80ZM99 25H100V24H99ZM112 25H113V24H112ZM115 25H116V24H115ZM127 25H128V23H127ZM127 25H126V26H127ZM129 25H132V24H129ZM133 25H134V23H133ZM140 25L143 26L144 24H140ZM147 25H148V24H147ZM160 25H163V23L160 24ZM164 25H165V24H164ZM164 25H163V26H164ZM182 25H183V24H182ZM191 25H192V24H191ZM221 25L223 26L222 23H221ZM226 25H227V24H226ZM230 25H231V24H230ZM81 26H82V25H81ZM81 26H80V28H81ZM87 26H88V25H87ZM117 26H118V25H117ZM121 26H122V25H121ZM134 26H135V25H134ZM141 26H140L139 29H141ZM144 26H145V25H144ZM148 26H149V25H148ZM148 26H147V27H148ZM170 26H171V25H170ZM173 26H176V25L174 24ZM188 26H189V25H188ZM209 26H210V25H209ZM216 26H217V25H216ZM85 27H86V26H85ZM88 27H89V26H88ZM103 27H104V26H103ZM123 27H124V25H123ZM132 27H133V26H132ZM135 27H136V26H135ZM145 27H146V26H145ZM150 27H151V26H150ZM150 27H149V28H150ZM154 27H155V26H154ZM154 27H153V29H154ZM183 27H184V26H183ZM207 27H208V26H207ZM214 27H215V25H214ZM226 27H227V26H226ZM43 28H44V27H43ZM45 28H46V27H45ZM45 28H44V29H45ZM73 28H74V27H73ZM73 28H72V29H73ZM83 28H84V25H83ZM83 28H82V29H83ZM86 28H87V27H86ZM96 28H97V27H96ZM110 28H111V26H110ZM117 28H118V27H117ZM117 28H116V30H119V29H117ZM127 28H130V29H131V26H130V27H127ZM136 28H137V27H136ZM175 28H176V27H175ZM185 28H186V27H185ZM187 28H188V27H187ZM192 28L195 30L194 27H192ZM217 28H218V27H217ZM217 28H216V30H217ZM219 28H220V26H219ZM223 28H224V27H223ZM238 28H239V27H238ZM74 29H75V28H74ZM84 29H85V28H84ZM84 29L82 30L83 32H84ZM87 29H89V28H87ZM90 29H91V28H90ZM92 29H94V28H92ZM102 29H103V28H102ZM107 29H108V28H107ZM123 29H124V28H123ZM139 29H138V30H139ZM142 29H144V28H142ZM142 29H141V30H142ZM151 29H152V27H151ZM157 29H158V28H157ZM164 29H166V28H164ZM164 29H163V32L165 31ZM188 29H189V28H188ZM188 29H187V30H188ZM193 29H192V30H193ZM225 29H226V28H225ZM77 30L80 31V29H78V28H77ZM104 30H106V27H105V29H103V32H104ZM114 30H115V29H114ZM147 30L150 31L149 29H147ZM155 30H156V29H155ZM155 30H154V31H155ZM168 30H169V29H168ZM196 30H197V29H196ZM226 30H227V29H226ZM228 30H229V29H228ZM230 30H231V29H230ZM43 31H44V30H43ZM43 31H41V32H43ZM47 31H48V30H47ZM75 31H76V29H75ZM90 31H91V30H90ZM99 31H100V30H99ZM123 31H124V30H123ZM126 31H127V30H126ZM126 31H125V32H126ZM161 31H162V30H161ZM169 31H170V30H169ZM188 31H190V30H188ZM44 32H45V31H44ZM71 32H72V31H71ZM85 32H86V30H85ZM85 32L83 33L84 36L86 35ZM91 32H93V31H91ZM94 32H97V31L94 30ZM103 32H102V33H103ZM111 32H112V31H111ZM113 32H114V31H113ZM113 32H112V33H113ZM116 32H118V31H116ZM119 32H120V31H119ZM145 32H146V31H145ZM145 32H144V33H145ZM151 32H152V30H151ZM165 32H166V31H165ZM170 32H171V31H170ZM170 32H168V34H169ZM224 32H225V31H224ZM47 33H48V32H47ZM72 33H74V32H72ZM87 33H89V32H87ZM105 33H106V32H105ZM130 33H131V32H130ZM132 33H133V31H132ZM158 33H160V30H159ZM173 33H174V32H173ZM173 33H172V35H173ZM176 33H177V32H176ZM181 33H182V32H181ZM222 33H223V32H222ZM225 33H226V32H225ZM225 33H224V34H225ZM50 34H51V33H50ZM52 34H53V32H52ZM66 34H68V33H66ZM91 34H92V33H91ZM107 34H108V33H107ZM141 34H142V33H141ZM147 34H148V33H147ZM160 34H161V33H160ZM160 34H159V35H160ZM163 34H164V33H163ZM166 34H167V33H166ZM170 34H171V33H170ZM170 34H169V35H170ZM177 34H178V33H177ZM177 34H174V35H175L176 37H178ZM182 34H183V33H182ZM182 34H181V35H182ZM190 34H191V32H190ZM193 34H194V33H193ZM41 35H42V34H41ZM44 35H45V34H44ZM70 35H71V34H70ZM70 35H69V36H70ZM75 35L77 36V35H79V33H78V34H75ZM81 35H82V34H81ZM81 35H80V36H81ZM88 35H89V34H88ZM118 35H119V34H118ZM130 35H132V34H130ZM138 35H140V33H139ZM143 35H144V34H143ZM152 35L154 36L153 32H152ZM161 35H162V34H161ZM169 35H167V36H169ZM174 35H173V36H174ZM178 35H179V34H178ZM181 35H180V36H181ZM183 35H184V34H183ZM183 35H182V36H183ZM36 36H37V35H36ZM53 36H54V35H53ZM53 36H51V37H53ZM66 36H67V35H66ZM69 36H67V37H69ZM95 36H96V35H95ZM98 36H99V35H98ZM107 36H108V35H107ZM121 36H122V35H121ZM132 36H135V35H132ZM156 36H157V35H156ZM163 36H164V35H163ZM173 36H172V37H173ZM212 36H213V35H212ZM223 36H224V35H223ZM34 37H35V36H34ZM39 37H40V36H38V38H39ZM45 37H47V36H45ZM48 37L50 38V36H48ZM112 37L114 38L113 34H112ZM122 37H123V36H122ZM135 37H136V36H135ZM135 37H134L133 39H136ZM138 37H139V36H138ZM146 37H147V36H146ZM165 37H166V36H165ZM170 37H171V36H170ZM57 38L59 39V37H56V39H57ZM62 38H63V37H62ZM77 38H78V37H77ZM87 38H88V37H87ZM99 38H100V36H99ZM108 38H109V37H108ZM116 38H119V37L117 36ZM142 38H143V37H142ZM144 38H145V37H144ZM157 38H158V37H157ZM161 38H162V37H161ZM184 38H185V37H184ZM226 38H228V36H227ZM242 38H243V37H242ZM9 39H10V38H9ZM9 39H7V40H9ZM36 39H37V38H36ZM56 39H55V40H56ZM80 39L82 40V38H80ZM80 39H79V41H80ZM96 39H97V38H96ZM119 39H120V38H119ZM119 39H118V40H119ZM126 39H128V38L126 37ZM133 39H132V41H133ZM146 39H147V38H146ZM146 39H144L143 42H145ZM168 39H169V38H168ZM174 39H175V38H174ZM177 39H179V38H177ZM182 39H183V37H182ZM197 39H199V38H197ZM220 39H221V38H220ZM222 39H223V38H222ZM222 39H221V40H222ZM224 39H225V38H224ZM37 40H38V39H37ZM51 40H52V39H51ZM55 40H54V42H56ZM59 40H60V39H59ZM62 40H63V39H62ZM77 40H78V39H77ZM84 40H86V39H83L82 42H83ZM88 40H89V38H88ZM90 40H91V39H90ZM94 40H95V39H94ZM129 40H130V39H129ZM129 40H128V41H129ZM137 40H138V39H137ZM154 40H155V39H154ZM172 40H173V39H172ZM172 40H170V41L172 42ZM186 40H187V39H186ZM86 41H87V40H86ZM96 41H97V40H96ZM124 41H125V40H124ZM138 41H139V40H138ZM149 41L152 42L151 39H150ZM162 41H163V39H162ZM177 41H178V40H177ZM180 41H181V40H180ZM222 41H223V40H222ZM226 41H228V40H226ZM2 42H3V41H2ZM5 42H6V41H5ZM33 42H36V41H33ZM33 42H31V43H33ZM47 42H48V41H47ZM47 42H46V43H47ZM63 42H65V41H63ZM89 42H90V41H89ZM94 42H95V41H94ZM113 42H114V40H113ZM116 42H117V41H116ZM121 42H123V41H121ZM121 42L119 41V43H121ZM146 42H147V41H146ZM165 42H167V41H165ZM198 42H200V41H198ZM51 43H52V42H51ZM69 43H72V42L70 41ZM73 43H74V42H73ZM79 43H80V42H79ZM91 43H92V42H91ZM95 43L97 44V42H95ZM103 43H105V42H103ZM123 43L128 44V43H126V42H123ZM148 43H149V42H148ZM158 43L161 44V42H158ZM168 43H169V42H168ZM184 43H185V42H184ZM184 43H183V44H184ZM221 43H222V42H221ZM223 43H225V42H223ZM3 44H4V43H3ZM13 44L15 45L16 43H13ZM35 44H36V43H35ZM39 44H40V43H39ZM42 44H43V43H42ZM59 44H60V42H59ZM83 44H85V43L83 42ZM86 44H87V43H86ZM133 44H134V43H133ZM162 44H163V42H162ZM229 44H230V43H229ZM229 44H228V45H229ZM242 44H243V42H242ZM5 45H6V44H5ZM19 45H20V44H18V46H19ZM69 45H70V44H69ZM72 45H73V44H72ZM72 45H71V46H72ZM74 45H75V44H74ZM74 45H73V46H74ZM88 45H89V44H88ZM88 45H86V46H88ZM103 45H104V44H103ZM112 45H114V43H113ZM131 45H132V44H131ZM131 45H130V47H131ZM142 45H143V44H142ZM153 45H154V43H153ZM163 45H164V44H163ZM175 45H176V43H175ZM181 45H182V43H181ZM185 45H186V44H185ZM191 45H192V44H191ZM202 45H203V44H202ZM209 45H210V44H209ZM32 46H34V44H33ZM41 46H43V45H41ZM47 46H49L48 43H47ZM55 46H56V45H55ZM60 46H61V45H60ZM75 46H76V45H75ZM75 46H74V49H75ZM89 46H91V45H89ZM92 46H94V44H93ZM98 46H99V45H98ZM114 46H115V45H114ZM118 46H119V45H117V43H116V47H118ZM123 46H124V44H123ZM134 46H135V45H134ZM139 46H140V45H139ZM187 46H188V45H187ZM205 46H208V45H205ZM220 46H221V45H220ZM229 46H230V45H229ZM229 46H228V47H229ZM231 46H232V45H231ZM7 47H9V46H7ZM43 47H45V46H43ZM57 47H58V46H57ZM66 47H67V46H66ZM68 47H69V46H68ZM68 47H67V48H68ZM126 47H128V46H126ZM141 47H142V46H141ZM166 47H167V46H166ZM169 47H170V46H169ZM169 47H168V48H169ZM181 47H182V46H181ZM181 47H180V48H181ZM183 47H184V45H183ZM188 47H189V46H188ZM199 47H200V46H199ZM209 47H210V46H209ZM0 48H3V47H0ZM5 48H6V47H5ZM13 48H14V47H13ZM32 48H33V47H32ZM32 48H31V49H32ZM40 48H41V47H40ZM47 48H48V47H47ZM53 48H54V47H53ZM70 48H72V47H70ZM77 48H78V47H77ZM89 48H90V47H89ZM98 48H100V47H98ZM138 48H139V47H138ZM149 48H150V47H149ZM149 48H148V49H149ZM176 48H177V47H176ZM186 48H187V47H186ZM200 48H201V47H200ZM207 48H208V47H207ZM34 49H35V48H34ZM38 49H39V48H38ZM49 49H51V48H49ZM57 49H58V48H57ZM62 49H64V48H62ZM74 49H73V50H74ZM92 49H93V48H91V50H92ZM94 49H95V48H94ZM113 49H114V47H113ZM116 49L118 50V48H116ZM120 49H121V47H120ZM123 49H124V48H123ZM126 49H128V48H126ZM130 49H131V48H130ZM141 49H142V48H141ZM143 49H144V48H143ZM150 49H151V48H150ZM158 49H159V48H158ZM170 49H171V48H170ZM189 49L191 50L190 47L188 48V50H189ZM225 49H226V48H225ZM228 49H229V48H228ZM10 50H11V49H10ZM13 50H14V49H13ZM35 50H36V49H35ZM39 50H40V49H39ZM42 50H43V49H42ZM52 50H53V49H52ZM59 50L61 51V49H59ZM68 50H69V49H68ZM73 50H71V51H73ZM76 50H78V49H76ZM95 50L99 51L98 49H95ZM102 50H103V47H102ZM109 50H110V49H109ZM121 50H122V49H121ZM134 50H135V49H134ZM137 50H138V49H137ZM137 50H136V51H137ZM139 50H140V49H139ZM139 50H138V51H139ZM145 50H146V49H145ZM161 50H162V48H161ZM161 50H160V51H161ZM165 50H166V49H165ZM174 50H176V49H174ZM183 50H186V51H187V49H183ZM204 50H205V49H204ZM210 50H211V49H210ZM210 50H209V52H210ZM221 50H222V49H221ZM221 50H220V51H221ZM2 51H3V50H2ZM4 51L6 52L7 49L4 50ZM20 51H21V50H19L18 52H20ZM27 51H28V50H27ZM55 51H56V50H55ZM62 51H63V50H62ZM88 51H89V50H88ZM88 51H87V52H88ZM112 51H113V50H112ZM126 51H127V50H126ZM131 51H132V50H131ZM138 51H137V52H138ZM143 51H144V50H143ZM152 51H155V52H156V50H152ZM162 51H163V50H162ZM171 51H172V50H171ZM177 51H178V49H177ZM194 51H195V50H193V52H194ZM200 51H201V50H200ZM234 51H235V50H234ZM16 52H17V51H16ZM16 52H15V53H16ZM18 52H17V53H18ZM24 52H25V50H24ZM24 52H23V53H24ZM44 52H46V51H44ZM52 52L54 53V51H52ZM58 52H59V51H58ZM64 52H65V51H64ZM64 52H63V53H64ZM76 52H77V51H76ZM120 52H121V51H120ZM132 52H133V51H132ZM137 52H136V53H137ZM139 52H140V51H139ZM146 52H147V51H146ZM158 52H159V50H158ZM179 52H182V51H179ZM183 52H184V51H183ZM188 52L190 53V51H188ZM191 52H192V51H191ZM197 52H198V51H197ZM211 52H212V50H211ZM235 52H237V51H235ZM241 52H242V51H241ZM6 53H8V52H6ZM32 53H34V51H33ZM37 53H38V51H37ZM70 53H71V52H70ZM73 53H74V52H73ZM94 53H95V52H94ZM100 53H101V50H100ZM107 53H108V52H107ZM111 53H112V52H111ZM111 53H110V55H111ZM113 53H114V52H113ZM113 53H112V54H113ZM124 53H125V51L122 53V55H123ZM143 53H144V52H143ZM156 53H157V52H156ZM156 53H155V54H156ZM159 53H160V52H159ZM161 53H162V52H161ZM163 53H164V52H163ZM165 53H167V52H165ZM174 53H176V52H174ZM215 53H216V52H215ZM218 53H219V52H218ZM223 53H227V52H225V51L223 50ZM1 54H2V53H1ZM8 54H9V53H8ZM27 54H28V53H27ZM48 54H49V53H48ZM60 54H61V53H60ZM60 54H58V55H60ZM64 54H65V53H64ZM102 54H104V53H102ZM108 54H109V53H108ZM108 54H107V55H108ZM114 54H116V53H114ZM118 54H119V50H118ZM133 54H134V53H133ZM145 54H146V53H145ZM153 54H154V53H153ZM179 54H181V53H178V55H179ZM184 54L186 55V53H184ZM198 54L200 55L201 53H198ZM235 54H236V53H235ZM244 54H245V53H244ZM11 55H12V53H11ZM11 55H9V56H11ZM20 55H22V54H20ZM23 55H25V54H23ZM38 55H39V54H38ZM40 55H41V54H40ZM45 55H46V54H45ZM45 55H44V56H45ZM73 55H74V54H73ZM93 55H95V54H93ZM96 55H98V54H96ZM105 55H106V54H105ZM105 55H104V56L102 55V56L105 57ZM131 55H132V54H131ZM137 55H139V54H137ZM140 55H142L141 52H140ZM150 55H151V54H150ZM163 55H164V54H163ZM165 55H166V54H165ZM189 55H190V54H189ZM218 55H221V54L219 53ZM228 55H229V54H228ZM26 56H27V55H26ZM33 56H36V55H33ZM42 56H43V55H42ZM64 56H65V55H64ZM75 56H76V54H75ZM75 56H74V57H75ZM114 56H115V55H114ZM117 56H118V55H117ZM117 56H116V57H117ZM128 56H129V55H128ZM145 56H147V58H149V57H148V54H146ZM151 56H152V55H151ZM156 56L159 57L160 55L158 56V54H156ZM179 56L182 58L181 55H179ZM191 56H192V55H191ZM194 56L196 57V53H195ZM197 56H198V55H197ZM200 56H201V55H200ZM226 56H227V54H226ZM18 57H19V56H18ZM21 57H22V56H21ZM27 57H28V56H27ZM50 57H51V56H50ZM61 57H62V56H61ZM67 57H68V55L66 56V58H67ZM69 57H70V56H69ZM76 57H77V56H76ZM82 57H83V56H82ZM84 57H85V56H84ZM98 57H99V56H98ZM103 57H102V58H103ZM108 57H109V56H108ZM116 57H113L112 59H114V58L116 59ZM119 57H122V56H121V53H120V56H119ZM123 57H124V56H123ZM134 57H137L136 54L134 55ZM142 57H144V56H142ZM163 57H164V56H163ZM180 57H179V58H180ZM188 57H190V56H188ZM201 57H202V56H201ZM206 57H207V56H206ZM214 57H215V56H214ZM221 57H222V56H221ZM223 57H225V54L223 55ZM231 57H232V56H231ZM39 58H40V57H39ZM53 58H54V57H53ZM71 58H72V56H71ZM85 58H86V57H85ZM132 58H133V57H132ZM145 58H146V57H145ZM160 58H162V57H160ZM160 58H158V59H160ZM185 58H186V56H185ZM185 58H184V59H185ZM190 58H191V57H190ZM196 58H197V57H196ZM208 58H209V57H207L206 60H208ZM227 58H228V57H227ZM19 59H20V58H19ZM32 59H33V58H32ZM34 59H35V58H34ZM36 59H37V58H36ZM59 59H60V58H59ZM59 59H58V60H59ZM62 59H63V58H62ZM62 59H61V61H62ZM64 59H65V57H64ZM69 59H70V58H69ZM108 59H109V58H107V59L104 58V60H108ZM122 59H123V58H122ZM134 59H136V58H134ZM177 59H178V58H177ZM182 59H183V58H182ZM184 59H183V60H184ZM216 59H217V57H216ZM237 59H239V58H237ZM244 59H245V58H244ZM21 60H23V59H21ZM49 60H50V59H49ZM49 60H48V62L50 63ZM53 60H54V59H53ZM53 60L51 59V61H53ZM87 60H88V57H87V59H86V62H87ZM89 60H90V59H89ZM97 60H98V59H97ZM99 60H100V58H99ZM110 60H111V59H110ZM116 60H118V59H116ZM116 60H115V61H116ZM120 60H121V59H120ZM123 60H124V59H123ZM126 60H127V58H126ZM130 60H131V61H134L133 59H130ZM136 60H137V59H136ZM150 60H151V59H150ZM153 60H154V58H153ZM160 60H161V59H160ZM162 60H163V59H162ZM186 60H188V59H186ZM186 60H185V61H186ZM189 60H190V59H189ZM197 60H198V58H197ZM219 60H221V59L219 58ZM223 60H224V59H223ZM15 61H16V59H15ZM23 61H25V60H23ZM33 61H34V60H33ZM33 61H32V62H33ZM37 61H39V60H37ZM40 61H41V60H40ZM44 61H45V60H44ZM46 61H47V60H46ZM59 61H60V60H59ZM68 61H70V60H68ZM74 61H75V60H74ZM74 61H73V62H74ZM76 61H77V60H76ZM80 61H81V60H80ZM82 61H83V60H82ZM91 61H92V60H91ZM91 61H90V62H91ZM94 61H95V60H94ZM102 61H103V60H102ZM112 61H113V60H112ZM137 61H140V60L138 59ZM148 61H149V59H148ZM148 61H147V62H148ZM169 61H170V60H169ZM174 61H175V60H174ZM178 61H179V60H178ZM180 61H181V60H180ZM190 61H191V60H190ZM21 62H22V61H21ZM21 62H20V63H21ZM63 62H64V61H63ZM78 62H79V61H78ZM84 62H85V61H84ZM95 62H96V61H95ZM120 62H122V61H119V63H120ZM127 62H128V61H127ZM127 62H126V64H127ZM135 62H136V61H135ZM140 62H141V61H140ZM142 62H145V59H144V61H142ZM153 62H154V61H153ZM161 62H162V61H161ZM163 62H164V60H163ZM163 62H162V63H163ZM165 62H166V61H165ZM183 62H184V61H182V63H183ZM205 62L207 63V61H205ZM238 62H239V61H237V63H238ZM13 63H14V62H13ZM38 63H39V62H38ZM53 63H54V62H53ZM58 63H59V62H58ZM66 63H68V62L65 61V64H66ZM75 63L78 64L77 62H75ZM79 63H80V62H79ZM81 63H82V62H81ZM92 63H93V61H92ZM116 63H117V62H116ZM138 63H139V62H138ZM138 63H136V64H138ZM167 63H168V62H167ZM174 63H175V62H174ZM185 63H187V62H185ZM194 63H195V62L192 61V65H193ZM196 63H197V62H196ZM206 63H205V64H206ZM212 63H213V62H212ZM219 63H220V62H219ZM219 63H217V64H219ZM30 64H31V63H30ZM56 64H57V62H56ZM61 64H63V63H61ZM71 64H72V63H71ZM83 64H84V63H83ZM89 64H90V63H89ZM97 64H98V63H97ZM107 64H108V63H107ZM121 64H123V63H121ZM133 64H134V63H133ZM139 64H140V63H139ZM139 64H138V65H139ZM143 64H144V63H143ZM152 64H153V63H152ZM164 64H165V63H164ZM198 64H199V63H198ZM221 64H222V62H221ZM22 65H23V64H22ZM24 65H25V63H24ZM31 65H32V64H31ZM35 65H36V64H35ZM40 65H41V64H40ZM49 65H50V64H49ZM58 65H59V64H58ZM58 65H57V66H58ZM72 65H73V64H72ZM78 65H79V64H78ZM85 65H86V64H85ZM87 65H88V64H87ZM90 65H91V64H90ZM123 65H124V64H123ZM127 65H128V64H127ZM141 65H142V64H141ZM145 65H146V64H145ZM153 65H154V64H153ZM155 65H156V64H155ZM159 65H161V64H159ZM159 65H158V66H159ZM192 65H191V66H192ZM201 65H202V64H201ZM13 66H14V65H13ZM54 66H55V65H54ZM54 66H52V67H54ZM64 66H65V65H64ZM81 66H83V65L81 64ZM94 66H95V65H94ZM101 66H103V65H101ZM105 66H107V65H105ZM110 66H111V65H110ZM134 66H135V65H134ZM139 66H140V65H139ZM168 66H169V64H168ZM172 66H173V65H172ZM195 66H196V65L190 67L189 62H188V68L190 67V68L193 69V67L196 68ZM233 66H234V65H233ZM233 66H232V67H233ZM237 66H238V64H237ZM37 67H38V66H37ZM61 67H62V66H61ZM72 67H73V66H72ZM89 67H90V66H89ZM95 67H96V66H95ZM124 67H125V66H124ZM126 67H127V66H126ZM126 67H125V70L123 69V67H121V68L123 69V71H126ZM129 67H131V66H129ZM147 67H148V66H147ZM153 67H155V66H153ZM153 67H152V70H154ZM159 67H160V66H159ZM162 67H164V66L162 65ZM165 67H166V66H165ZM185 67H186V64H185ZM203 67L205 68V65H204ZM211 67H212V66H210V69H211ZM216 67H218V66L216 65ZM229 67H230V65H229ZM20 68L22 69L23 67H20ZM47 68H48V66H47ZM54 68H55V67H54ZM92 68H93V67H92ZM108 68H109V67H108ZM138 68H139V67H138ZM145 68H146V67H145ZM160 68H161V67H160ZM178 68H181V67H178ZM204 68H202V69H204ZM206 68H208V67L206 66ZM206 68H205V71H206ZM223 68H225L224 65H223ZM238 68H239V67H238ZM245 68H246V67H245ZM50 69H51V68H50ZM56 69H58V67H56ZM59 69H60V66H59ZM59 69H58V70H59ZM65 69H68V68H65ZM84 69H86V68H84ZM97 69H101V68H97ZM106 69H107V67H106ZM134 69H135V68H134ZM141 69H142V68H141ZM146 69H150V67H149V68H146ZM162 69H163V68H162ZM175 69H176V68H175ZM181 69H183V68H181ZM192 69H191V70H192ZM217 69H218V68H217ZM46 70H47V69H46ZM46 70H45V71H46ZM53 70H54V69H53ZM58 70H57V71H58ZM61 70H62V69H61ZM88 70H89V69H88ZM103 70H105V69H103ZM129 70H130V69H129ZM129 70H128V71H129ZM136 70H137V69H136ZM143 70H144V69H143ZM157 70H158V67H157ZM164 70H165V69H164ZM167 70H168V69H167ZM176 70H177V69H176ZM179 70H180V69H179ZM191 70H190V71H191ZM193 70H194V69H193ZM208 70H209V68H208ZM222 70H223V69H222ZM222 70H221L220 72H218V73H221V72L224 71V70H223V71H222ZM225 70H226V68H225ZM230 70H231V69H230ZM230 70H229V71H230ZM246 70H247V69H246ZM8 71H9V70H8ZM8 71H7V72H8ZM32 71H34V68H33ZM41 71H43V69H42ZM45 71H44V73H45ZM48 71H49V70H48ZM54 71H55V70H54ZM66 71H67V70H66ZM66 71H64V72H66ZM68 71H69V70H68ZM75 71H76V70H75ZM80 71H81V70H80ZM137 71H138V70H137ZM140 71H141V70H140ZM144 71H145V70H144ZM146 71H148V70H146ZM149 71H150V70H149ZM198 71H199V70H198ZM200 71H201V69H200ZM27 72H28V71H27ZM71 72H72V71H71ZM87 72H88V71H87ZM95 72H99V71H95ZM100 72H101V71H100ZM107 72H108V71H107ZM159 72H161V73L163 74V70H162V71L160 70ZM164 72H165V71H164ZM167 72H169V70H168ZM175 72H176V71H175ZM177 72H178V71H177ZM177 72H176V73H177ZM182 72L185 73L186 71L183 70ZM191 72H192V71H191ZM201 72H202V71H201ZM213 72H214V71H213ZM213 72H212V74H213ZM243 72H244V71H243ZM246 72H247V71H246ZM8 73H10V72H8ZM16 73H17V72H16ZM51 73H52V71H51ZM53 73H54V72H53ZM53 73H52V74H53ZM56 73H57V72H56ZM61 73H62V72H61ZM69 73H70V72H69ZM83 73H84V72H83ZM109 73H110V72H109ZM109 73H108V74H109ZM126 73H128V72H126ZM133 73H135V72H133ZM139 73H140V72H139ZM151 73H152V72H151ZM153 73H154V72H153ZM161 73H157V74H161ZM186 73L188 74V72H186ZM192 73H193V72H192ZM208 73H209V72H208ZM234 73L236 74V72L233 71V74H234ZM248 73H249V72H248ZM11 74H12V73H11ZM31 74H32V73H31ZM42 74H43V73H42ZM65 74H66V73H65ZM90 74H92V73H90ZM100 74H101V73H100ZM104 74H106V73L104 72ZM121 74H123V73H121ZM124 74H125V73H124ZM129 74H131V73H129ZM140 74H141V73H140ZM140 74H139V75H140ZM146 74H147V73H145V75H146ZM155 74H156V73H155ZM155 74H153V76H154ZM162 74H161V75H162ZM166 74H167V73H166ZM181 74H182V73H181ZM187 74H186V75H187ZM189 74H190V73H189ZM195 74L200 75L199 73H195ZM202 74H203V72H202ZM233 74H232V75H233ZM240 74H241V72H240ZM242 74H243V73H242ZM242 74H241V76H242ZM8 75H9V74H8ZM13 75H15V74H13ZM28 75H29V73H28ZM32 75H33V74H32ZM35 75H37V74H35ZM35 75H34V76H35ZM40 75H41V74H40ZM48 75H49V74H48ZM54 75H55V74H54ZM61 75H62V74H61ZM71 75H72V74H71ZM92 75H95V74L93 73ZM126 75H127V74H126ZM126 75H125V76H126ZM139 75H138V76H139ZM147 75H149V74H147ZM150 75H151V74H150ZM182 75H183V74H182ZM209 75H210V73H209ZM209 75L207 74V76H209ZM215 75H216V74H215ZM224 75H225V74H224ZM4 76H5V75H4ZM4 76H3V77H4ZM16 76H18V75H16ZM49 76H50V75H49ZM56 76H57V74H56ZM68 76H70V75H67V77H68ZM75 76H76V75H75ZM77 76H78V75H77ZM125 76H124V77H125ZM131 76H133V75H131ZM131 76H130V77H131ZM141 76H142V75H141ZM151 76H152V75H151ZM166 76H167V75H166ZM178 76H179V75H178ZM180 76H181V75H180ZM183 76H185V75H183ZM187 76H188V75H187ZM191 76H193V75L191 74ZM191 76H189V77H191ZM205 76H206V73H205ZM207 76H206V77H207ZM217 76H218V75H217ZM235 76H236V75H235ZM246 76H247V75H245V78H246ZM10 77H11V76H10ZM24 77H25V76H24ZM29 77H30V76H29ZM31 77H32V76H31ZM39 77H41V76H39ZM46 77H47V76H46ZM50 77H51V76H50ZM70 77H71V76H70ZM91 77H92V76H91ZM95 77L98 78V76H95ZM126 77H128V75H127ZM135 77L137 78V76H135ZM142 77H143V76H142ZM145 77H146V76H145ZM148 77H150V76H148ZM159 77H160V76H159ZM163 77H164V76H163ZM189 77H188V78H189ZM201 77H202V76H201ZM201 77L199 76V78H201ZM206 77H205V78H206ZM210 77H211V76H210ZM213 77H215L214 74H213ZM220 77H222V76L220 75ZM224 77H225V76H224ZM224 77H222V78H224ZM226 77H227V76H226ZM47 78H48V77H47ZM61 78H63V77H61ZM74 78H75V77H74ZM74 78H72V79H74ZM97 78H96V79H97ZM102 78H103V77H102ZM102 78H101V79H102ZM105 78H106V77H105ZM122 78H123V77H122ZM138 78H139V77H138ZM140 78H141V77H140ZM178 78L181 79L182 76H181V77H178ZM188 78H187V80H188ZM195 78H198V77L196 76V77L193 78L194 80H193L192 82H194V83H196V82L198 81V80L196 79L197 81L195 82ZM208 78H209V77H208ZM208 78H207V79H208ZM228 78H229V77H228ZM233 78H234V76H233ZM239 78H240V77H238V80H239ZM7 79H9V77H8ZM12 79H14V78H12ZM41 79H42V78H41ZM44 79H45V78H44ZM50 79H51V78H50ZM66 79H67V78H66ZM89 79H90V77H89ZM109 79H110V78H109ZM117 79H118V76H117ZM146 79H147V78H146ZM156 79H157V78H156ZM158 79H159V78H158ZM160 79H161V78H160ZM191 79H192V78H191ZM215 79H217V77H216ZM218 79H219V78H218ZM218 79H217V80H218ZM224 79H225V78H224ZM226 79H227V78H226ZM241 79H243V78L241 77ZM28 80H29V79H28ZM28 80H27V81H28ZM35 80H37V79H35ZM46 80H47V79H46ZM62 80H63V79H62ZM62 80H61V81H62ZM67 80H68V79H67ZM67 80H66V81H67ZM70 80H71V79H70ZM94 80H95V78H94ZM98 80H99V79H98ZM112 80H113V79H112ZM129 80H131V79H129ZM137 80H138V79H137ZM142 80H144V78H143ZM148 80H149V79H147V81H148ZM150 80H151V79H150ZM153 80H155V79H153ZM167 80H168V77H167ZM169 80H170V79H169ZM181 80H182V79H181ZM183 80H184V81H187L186 78H184ZM183 80H182L181 82H183ZM200 80H201V79H200ZM205 80H206V79H205ZM220 80H221V79H220ZM228 80H230V79H228ZM5 81H7V80H5ZM5 81H3V82H1V83H4ZM51 81H52V80H51ZM54 81H55V80H54ZM71 81H72V80H71ZM71 81H70V83H71ZM79 81H80V79H79ZM109 81H110V80H109ZM121 81H122V79H121ZM140 81H141V80H140ZM147 81H146V82H147ZM177 81H178V80H177ZM206 81H208V80H206ZM209 81H212V78H211ZM223 81H224V80H223ZM247 81H248V80H247ZM10 82H11V81H10ZM12 82H13V81H12ZM25 82H26V80H25ZM31 82H33V81H31ZM48 82H49V81H48ZM59 82H60V81H59ZM63 82H64V81H63ZM67 82H69V81H67ZM67 82H66V83H67ZM81 82H82V81H81ZM84 82H85V81H84ZM95 82H96V81H95ZM95 82H94V84H96ZM98 82H99V81H98ZM103 82H105V80H104ZM119 82H120V81H119ZM141 82H142V81H141ZM141 82H139V83H141ZM154 82H155V81H153L152 84H154ZM159 82H160V80H159ZM161 82H166V81H161ZM167 82H168V81H167ZM192 82H191V83H192ZM213 82H215V80H213ZM26 83H27V82H26ZM28 83H29V82H28ZM33 83H34V82H33ZM42 83H43V82H42ZM46 83H47V82H46ZM53 83H54V82H53ZM61 83H62V82H61ZM106 83H107V82H106ZM116 83H117V82H116ZM134 83H135V81H133V83H131V84H134ZM142 83H143V82H142ZM142 83H141V84H142ZM149 83H150V82H149ZM157 83H158V81H157ZM189 83H190V82L188 81V85H190ZM197 83H199V82H197ZM247 83H248V82H247ZM247 83H246V85H247ZM5 84H6V83H5ZM10 84H11V83H10ZM38 84H39V83H38ZM58 84H59V83H58ZM58 84H57V85H58ZM75 84H76V83H75ZM83 84H84V83H83ZM94 84H93V85H94ZM111 84H112V83H111ZM117 84H119V83H117ZM145 84H146V83H145ZM168 84H169V83H168ZM206 84H207V83H206ZM211 84H212V83H211ZM211 84H210V85H211ZM240 84H241V83H240ZM12 85H13V84H12ZM27 85H28V84H27ZM27 85H26V86H27ZM34 85H35V84H34ZM36 85H37V84H36ZM43 85H44V84H43ZM48 85H49V84H48ZM60 85H61V84H60ZM70 85H71V84H70ZM78 85H79V84H78ZM80 85H81V84H80ZM86 85H87V84H86ZM89 85H90V84H89ZM104 85H106V84L104 83ZM136 85H138V84H136ZM136 85H135V86H136ZM142 85H143V84H142ZM142 85H141V86H142ZM163 85H165V83H164ZM166 85H167V84H166ZM175 85H176V84H175ZM175 85H174V86H175ZM186 85H187V84H186ZM192 85H193V84H192ZM207 85L209 86V84H207ZM217 85H218V84H217ZM217 85H215V86H217ZM249 85H250V84H249ZM4 86H5V85H4ZM28 86H29V85H28ZM28 86H27V87H28ZM41 86H42V85H41ZM52 86H53V85H52ZM61 86H64V85H61ZM65 86H66V85H65ZM76 86H77V85H76ZM95 86H96V85H95ZM95 86H93V87H95ZM97 86H98V85H97ZM97 86H96V87H97ZM113 86H114V85H113ZM117 86H120V85H117ZM127 86H130V85L128 84ZM139 86H140V85H139ZM167 86H168V85H167ZM167 86H165V87H167ZM174 86H173V87H174ZM181 86H182V85H181ZM184 86H185V85H184ZM190 86H191V85H190ZM225 86H228V85H225ZM231 86H232V85H231ZM234 86H235V85H234ZM237 86H238V83H237ZM258 86H259V85H258ZM1 87H2V86H1ZM6 87H8V86L6 85ZM6 87H5V88H6ZM36 87H37V86H36ZM48 87H49V86H48ZM48 87H47V88H48ZM55 87H56V86H55ZM57 87H58V86H57ZM57 87H56V88H57ZM67 87H68V86H67ZM67 87H66V88H67ZM71 87H72V86H71ZM82 87H83V86H82ZM98 87H100V85H99ZM104 87H105V86H104ZM130 87H131V86H130ZM133 87H134V85H133ZM142 87H144V86H142ZM142 87H140V88H142ZM147 87H148V86H147ZM152 87H153V86H152ZM173 87L171 86V90H174ZM185 87H186V86H185ZM192 87H193V90H194V86H192ZM195 87H196V86H195ZM210 87H213V85L210 86ZM210 87H209V88H210ZM220 87H221V85H220ZM255 87L257 88V86H255ZM9 88H10V87H9ZM53 88H54V87H53ZM58 88H59V87H58ZM88 88H90V86H89ZM106 88H107V87H106ZM110 88H111V87H110ZM119 88H120V87H118V89H119ZM124 88H125V86H124ZM124 88H123V89H124ZM136 88H137V87H136ZM148 88H149V87H148ZM157 88H158V87H157ZM167 88H168V87H167ZM174 88H175V87H174ZM182 88H183V87H182ZM188 88H189V87H188ZM188 88H185V90L188 89ZM190 88H191V87H190ZM209 88H208V89H209ZM215 88H216V87H215ZM222 88H224V87H222ZM229 88H231V87H229ZM232 88H233V87H232ZM238 88H239V87H238ZM242 88H243V86L241 87V90H242ZM3 89H4V88H3ZM3 89H2V90H3ZM7 89H8V88H7ZM25 89H26V88H25ZM25 89H24V90H25ZM43 89H46V87L43 88ZM48 89H49V88H48ZM48 89H47V91H48ZM59 89H60V88H59ZM64 89H65V88H64ZM68 89H70V88H68ZM77 89H78V88H77ZM81 89H82V88H81ZM86 89H87V87H86ZM90 89H91V88H90ZM100 89H101V87H100ZM108 89H109V88H108ZM108 89H107V90H108ZM115 89H116V88H115ZM153 89H154V88H153ZM162 89H163V88H162ZM164 89H165V88H164ZM168 89H170V86H169ZM183 89H184V88H183ZM183 89H182V90H183ZM191 89H192V88H191ZM191 89H190V91H191ZM205 89H207V88H205ZM216 89H217V88H216ZM216 89H215V90H216ZM234 89H237V88H234ZM239 89H240V88H239ZM252 89H253V87H252ZM2 90H1V91H2ZM5 90H6V89H5ZM8 90H10V89H8ZM35 90H36V89H35ZM51 90H52V88H51ZM51 90H50V91H51ZM83 90L86 91L85 89H83ZM88 90H89V89H88ZM96 90H97V89H96ZM98 90H99V88H98ZM103 90H105V89L103 88ZM142 90H143V89H142ZM155 90H156V88H155ZM159 90H160V89H159ZM180 90H181V89H180ZM193 90H192V91H193ZM246 90H248V89H246ZM17 91H18V90H17ZM27 91H28V90H27ZM54 91H55V90H54ZM58 91H59V90H58ZM60 91H62V90H60ZM69 91H70V90H69ZM69 91H68V92H69ZM84 91H83V92H84ZM92 91H93V90H92ZM113 91H114V90H113ZM115 91H116V90H115ZM123 91H124V90H123ZM136 91H137V90H136ZM152 91H153V90H152ZM175 91H177V90L175 89ZM209 91H211V90L209 89ZM227 91H228V90H227ZM235 91H237V90H235ZM15 92H16V91H15ZM25 92H26V91H25ZM32 92H33V91H32ZM71 92H72V91H71ZM79 92H80V91H78V93H79ZM100 92H101V90H100L98 93H100ZM103 92H104V91H103ZM107 92H108V91H107ZM109 92H110V90H109ZM117 92H118V94H121V93H119V91H117ZM117 92H116V93H117ZM120 92H121V91H120ZM126 92H128V91H126ZM131 92H132V91H131ZM155 92H156V91H155ZM162 92H163V91H162ZM179 92H180V91H179ZM179 92H178V93H179ZM187 92H188V91H187ZM243 92H245V95L248 94V93L246 94V91H245V90H244ZM248 92H249V90H248ZM250 92H251V90H250ZM258 92H259V91H258ZM36 93H37V92H36ZM38 93H39V92H38ZM56 93H58V92H56ZM65 93H66V92H65ZM88 93H89V92H88ZM91 93H92V92H91ZM91 93H90V94H91ZM128 93H129V92H128ZM128 93H127V94H128ZM132 93H133V92H132ZM132 93H131V94H132ZM134 93H135V92H134ZM153 93H154V92H153ZM157 93H158V92H157ZM176 93H177V92H176ZM181 93H184V91L181 92ZM185 93H186V92H185ZM189 93H190V92H189ZM196 93H198V92H196ZM225 93H226V92H225ZM233 93H235V92H233ZM253 93H254V92H253ZM4 94H5V93H4ZM13 94H14V93H13ZM19 94H20V93H19ZM26 94H27V93H26ZM31 94H32V93H31ZM33 94H34V93H33ZM45 94L47 95V92H46ZM54 94H55V93H54ZM59 94H60V92H59ZM59 94H58V95H59ZM66 94H67V93H66ZM68 94H69V93H68ZM70 94H71V93H70ZM73 94H75V93H73ZM83 94H84V93H83ZM107 94H109V93H107ZM110 94H111V93H110ZM125 94H126V93H125ZM138 94H139V92H137V94L135 93L136 96H140V95H138ZM141 94L143 95L142 92H141ZM151 94H152V93H151ZM158 94H161V93L159 92ZM168 94H169V93H168ZM192 94H193V93H192ZM210 94H211V93H210ZM220 94H221V93H220ZM223 94H224V93H223ZM236 94H237V93H236ZM241 94H243V93H241ZM16 95H17V94H16ZM24 95H25V93H24ZM36 95H37V94H36ZM40 95H41V94H40ZM64 95H65V94H64ZM71 95H72V94H71ZM79 95H80V94H79ZM79 95H78V97H80ZM102 95H103V94H102ZM133 95H134V94H133ZM133 95H132V96H133ZM142 95H141V96H142ZM154 95H155V94H154ZM169 95H170V94H169ZM188 95H189V94H188ZM193 95H194V94H193ZM204 95H205V94H204ZM204 95H203V97H204ZM208 95H209V94H208ZM212 95H214V94H212ZM215 95H216V94H215ZM215 95H214V96H215ZM217 95H218V94H217ZM221 95H222V94H221ZM225 95H228V93H227V94H224V97H225ZM250 95H251V94H250ZM250 95L248 94V97H249ZM253 95L255 96V94H253ZM257 95H258V94H257ZM7 96H8V95H7ZM7 96H6V97H7ZM33 96H34V95H33ZM61 96H62V95H61ZM87 96H88V95H87ZM90 96H91V95H90ZM90 96H89V97H90ZM95 96H96V94H95ZM100 96H101V95H100ZM100 96H99V97H100ZM112 96H113V95H112ZM114 96H115V95H114ZM114 96H113V97H114ZM143 96H144V95H143ZM143 96H142V97H143ZM151 96H152V95H151ZM155 96H156V95H155ZM155 96H154V97H155ZM160 96H161V95H160ZM178 96H179V95H178ZM195 96H196V95H195ZM195 96H194V98H195ZM209 96H210V95H209ZM214 96H213V98H214ZM232 96H233V95H232ZM243 96H244V95H243ZM0 97H1V96H0ZM18 97H19V96H18ZM36 97H37V96H36ZM36 97H35V99H36ZM55 97H58V96H55ZM83 97H84V96H83ZM89 97H88V98H89ZM96 97H97V96H96ZM103 97H104V96H103ZM119 97L122 98L121 96H119ZM124 97H126V95H125ZM124 97H123V98H124ZM127 97H128V95H127ZM148 97H149V96H148ZM158 97H159V96H158ZM170 97H171V96H169L168 99H169ZM188 97H189V96H188ZM201 97H202V96H201ZM203 97H202V98H203ZM218 97L221 98L220 95L217 96V98H218ZM226 97H229V98H230L231 96H230V94H229V96H226ZM236 97H237V96H236ZM248 97H247V98H248ZM250 97H251V96H250ZM31 98H32V97H31ZM42 98H43V97H42ZM88 98H87V99H88ZM92 98H93V97H92ZM105 98H106V97H105ZM108 98H109V97H108ZM129 98L131 99L132 97L129 96ZM136 98H137V97H136ZM144 98H145V97H143V99H144ZM146 98H147V97H146ZM155 98H156V97H155ZM162 98H164V97L162 96ZM171 98H174V97H171ZM171 98H170V99H171ZM175 98H176V97H175ZM220 98H219V99H220ZM222 98H223V97H222ZM231 98H232V97H231ZM233 98H234V97H233ZM241 98H242V97H241ZM245 98H246V97H245ZM245 98H244V100H246ZM257 98H258V97H256L254 101L258 100ZM0 99H1V98H0ZM8 99H9V98H8ZM27 99H28V98H27ZM44 99H45V97H44ZM44 99H41V102H42V100H44ZM61 99H62V98H61ZM64 99H65V98H64ZM80 99H81V98H80ZM97 99H100V98H97ZM109 99H110V98H109ZM112 99H113V98H112ZM117 99H118V98H117ZM139 99H140V97H139ZM139 99H138V100H139ZM143 99H142V101H143ZM170 99H169V101L172 100V99H171V100H170ZM191 99H192V98H191ZM195 99H196V98H195ZM238 99H240V98L237 97V100H238ZM249 99H250V98H249ZM253 99H254V97H253ZM2 100H3V99H2ZM2 100H1V101H2ZM11 100H12V99H11ZM13 100H14V99H13ZM20 100H22V98H21ZM50 100H51V99H50ZM52 100H54V99H52ZM57 100H58V99H57ZM66 100H67V99H66ZM66 100H65V101L62 100V102L65 104V102H67ZM120 100H122V99H120ZM127 100H128V99H127ZM133 100H135V99H133ZM133 100H129V102H130V101H133ZM138 100H137V101H138ZM140 100H141V99H140ZM144 100H145V99H144ZM151 100H153V98H152ZM151 100H150V101H151ZM154 100H155V99H154ZM157 100H158V98H157ZM162 100H163V99H162ZM189 100H190V99H189ZM215 100H216V98H215ZM223 100H224V99H223ZM237 100H235V101H237ZM241 100H242V99H241ZM241 100H239V101H241ZM244 100H243V103H245ZM247 100H248V99H247ZM259 100H260V99H259ZM15 101H16V99H15ZM26 101H27V100H26ZM26 101H25V102H26ZM29 101H31V100H28V102H29ZM32 101H33V100H32ZM32 101H31V103H32ZM36 101H37V100H36ZM59 101H60V100H59ZM73 101H75V100L73 99V100H72V103H73ZM91 101H92V100H91ZM99 101H100V100H99ZM110 101H111V100H110ZM116 101H117V100H116ZM122 101L124 102V107H125V103H126V101H124V100H122ZM145 101H149V100H145ZM150 101H149V102H150ZM164 101H165V99H164ZM164 101H162V102L166 104V101H165V102H164ZM173 101H174V100H173ZM175 101H176V99H175ZM175 101H174V102H175ZM178 101H179V100H178ZM180 101H181V99H180ZM202 101H203V100H202ZM213 101H214V100H213ZM224 101H226V99H225ZM231 101H232V99H231ZM251 101H252V100H251ZM251 101H249V102H251ZM5 102H6V101H5ZM21 102H22V101H21ZM21 102H19V103H21ZM25 102H24V104H25V107L27 108V105H28V104L25 103ZM51 102H52V101H51ZM57 102H58V101H57ZM70 102H71V101H70ZM77 102H78V101H77ZM97 102H98V101H97ZM111 102H112V101H111ZM113 102H114V101H113ZM113 102H112V103H113ZM117 102H118V101H117ZM151 102H152V101H151ZM156 102H159V100L156 101ZM182 102H183V101H182ZM186 102H187V101H186ZM186 102H185V104H187ZM188 102H189V101H188ZM216 102H220L221 104L224 103V102L222 103V100H221V101H216ZM247 102H248V101H247ZM9 103H10V102H9ZM11 103H12V102H11ZM31 103H30V104H31ZM47 103H49V102H47ZM67 103H69V102H67ZM86 103H87V101H86ZM90 103H92V102H90ZM103 103H105V101H104ZM109 103H110V102H109ZM109 103H108V104H109ZM112 103H111V105H112ZM127 103H128V102H127ZM132 103H134V106H135V101L132 102ZM142 103H143V102H142ZM154 103H155V101H154ZM154 103H153V106H154V105L156 106V104H154ZM171 103H172V101H171ZM176 103H177V101H176ZM211 103H213V102H211ZM229 103H230V101H229ZM232 103L234 104V101H233ZM236 103H237V102H236ZM252 103H253V101H252ZM263 103H264V102H263ZM13 104H14V103H13ZM26 104H27V105H26ZM40 104H41V103H40ZM59 104H60V103H59ZM59 104L57 103V105H59ZM64 104H63V105H64ZM77 104H78V103H77ZM77 104H76V105H77ZM81 104H82V103H81ZM97 104H98V103H97ZM99 104H100V103H99ZM99 104H98V106H99ZM139 104H140V103H139ZM147 104H148V103H147ZM157 104H158V103H157ZM160 104H161V103H160ZM169 104H170V103H169ZM169 104H168V105H169ZM200 104H202V102H201ZM203 104H205V107H207V106H206V103H203ZM213 104H214V103H213ZM213 104H212V105H213ZM230 104H231V103H230ZM233 104H232V105H233ZM241 104H242V103H241ZM241 104H240V102H239V105H238V106L241 107ZM246 104H247V103H246ZM256 104H257V103H256ZM20 105H21V104H20ZM33 105H34V104H33ZM51 105H53V103H52ZM51 105L49 104V106H51ZM55 105H56V104H55ZM63 105H62V106H63ZM78 105H79V104H78ZM78 105H77V106H78ZM90 105H91V104H90ZM100 105H101V104H100ZM120 105H122V104H120ZM129 105H131V104L129 103ZM144 105H145V104H144ZM144 105H142V106H144ZM163 105H164V104H163ZM168 105H167V107H168ZM171 105H172V104H171ZM174 105H175V103H174ZM191 105H192V104H191ZM218 105H219V104H218ZM236 105H237V104H235V107H237ZM247 105H248V104H247ZM249 105H250V103H249ZM3 106H5V105H3ZM17 106H18V105H17ZM17 106H16V107H17ZM40 106H42V104H41ZM59 106H60V105H59ZM59 106H58V107H59ZM70 106L73 107V106H75V105H73V104L71 105V104H70L69 107H70ZM77 106H76V107H77ZM85 106H86V104H85ZM98 106H97V107H98ZM102 106H103V108L105 109L104 104H103ZM106 106H107V105H106ZM117 106H118V105H117ZM151 106H152V105H151ZM178 106H179V105H177L176 108H177ZM186 106H187V108L189 107L188 105H186ZM186 106H184V104H183V107H181V109H182V108H186ZM192 106H193V105H192ZM201 106H203V105H201ZM228 106H229V105H228ZM242 106H243V105H242ZM244 106H245V105H244ZM5 107H6V106H5ZM14 107H15V106H14ZM18 107H19V106H18ZM21 107H22V106H21ZM33 107H34V106H33ZM44 107H45V106H44ZM54 107H55V106H54ZM56 107H57V106H56ZM72 107H71V110H72ZM76 107H74V108H76ZM78 107H80V106H78ZM82 107H83V106H82ZM90 107H91V106H90ZM109 107H110V106H109ZM113 107L115 108V105H114V104H113ZM126 107L128 108L127 105H126ZM130 107H131V106H130ZM130 107H129V108H130ZM135 107H136V106H135ZM148 107H149V106H148ZM156 107H157V106H156ZM169 107H170V105H169ZM179 107H180V106H179ZM213 107H214V106H213ZM213 107H212V108H213ZM219 107H220V106H219ZM252 107H253V106H252ZM262 107H263V106H262ZM262 107L260 106V108H262ZM1 108H2V107H1ZM8 108H9V107H8ZM28 108H29V106H28ZM34 108H35V107H34ZM45 108H46V107H45ZM65 108H66V107H65ZM84 108H85V107H84ZM84 108H83V110H84ZM88 108H89V107H88ZM94 108H95V107H94ZM107 108H108V107H107ZM131 108H132V107H131ZM140 108H141V106H140ZM161 108H162V107H161ZM171 108H172V107H171ZM171 108H170V109H171ZM187 108H186V109H187ZM189 108H190V107H189ZM209 108H210V107H209ZM229 108H230V107H229ZM249 108H250V107H249ZM258 108H259V107H258ZM21 109H22V108H21ZM23 109H25V108H23ZM37 109H38V108H37ZM37 109H36V110H37ZM47 109H48V108H47ZM47 109H46V110H47ZM56 109H57V108H56ZM61 109H62V108H61ZM86 109H87V108H86ZM92 109H93V108H92ZM99 109H100V108H99ZM110 109H111V108H110ZM134 109H135V108H134ZM145 109H146V108H145ZM150 109H151V108H150ZM219 109H220V108H219ZM232 109H233V108H232ZM245 109H246V108H245ZM0 110L2 111V109H0ZM4 110H5V109H4ZM12 110H13V107H12ZM15 110L17 111V109H15ZM29 110L31 111V108H30ZM33 110H34V109H33ZM41 110H42V109H41ZM43 110H44V109H43ZM48 110H49V109H48ZM53 110H54V109H53ZM67 110H68V109H67ZM87 110L90 112L89 109H87ZM116 110H117V109H116ZM119 110H120V109H119ZM119 110H118V111H119ZM132 110H133V108H132L130 111H132ZM135 110H136V109H135ZM164 110H165V109H164ZM164 110L162 109L161 111H164ZM172 110H173V109H172ZM177 110H178V108H177ZM177 110H176V111H177ZM230 110H231V109H230ZM239 110H240V108H239ZM20 111H22V110H20ZM20 111H19V112H20ZM30 111H28V112H30ZM39 111H40V110H39ZM39 111H38V112H39ZM64 111H65V110H64ZM80 111H82V110H80ZM80 111H79V112H80ZM96 111H98L97 113H99V110L96 109ZM104 111H105V110H104ZM104 111H103V112H104ZM109 111H110V110H109ZM118 111H116V112L119 114ZM121 111H123V110H121ZM130 111H128V112H130ZM151 111H152V109H151ZM154 111H155V110H154ZM154 111H153V112H154ZM158 111H159V110H158ZM176 111H174V112L176 113ZM182 111H183V110H182ZM182 111L180 110L179 112L181 113ZM206 111H207V110H206ZM208 111H209V110H208ZM225 111H226V109H225ZM237 111H238V110H237ZM242 111H244V110H242ZM23 112H24V111H23ZM23 112H22V113H23ZM32 112H34V111H32ZM38 112H37V113H38ZM44 112H45V111H44ZM49 112H50V110H49ZM52 112H53V111H52ZM70 112H71V111H70ZM75 112H77V111H75ZM82 112H83V111H82ZM106 112H108V111L106 110ZM141 112H142V110H141ZM155 112H157V111H155ZM170 112H172V111H170ZM183 112H184V111H183ZM210 112H212V111H210ZM214 112H215V111H214ZM220 112H221L220 114H224V113H222V111H220ZM238 112H239V111H238ZM245 112H246V111H245ZM249 112H251V111H249ZM249 112H248V114H250ZM255 112L257 113V110H256ZM260 112H261V111H260ZM20 113H21V112H20ZM26 113H27V112H26ZM26 113H25V114H26ZM40 113H41V112H40ZM50 113H51V112H50ZM62 113H63V112H62ZM64 113H65V112H64ZM64 113H63V114H64ZM72 113H73V112H71V115H72ZM77 113H78V112H77ZM90 113H91V112H90ZM95 113H96V112H95ZM104 113H105V112H104ZM113 113H115V111H113ZM121 113H122V112H121ZM125 113H127V110H126ZM125 113H124V115H125ZM130 113H131V112H130ZM142 113H143V112H142ZM145 113H146V112H145ZM148 113H149V112H148ZM164 113H165V111H164ZM184 113H185V112H184ZM230 113H231V112H230ZM235 113H236V111H235ZM235 113H234V114H235ZM253 113H254V112H253ZM25 114H24V115H25ZM27 114H28V113H27ZM31 114H32V113H31ZM34 114H35V113H34ZM34 114H32V115H34ZM45 114H46V113H45ZM47 114H48V113H47ZM52 114H53V113H52ZM55 114H56V113H55ZM57 114H58V113H57ZM60 114H61V113H60ZM60 114H59V116H60ZM82 114H83V113H82ZM87 114H88V112H87ZM102 114H103V113H102ZM133 114H134V113H133ZM135 114H136V113H135ZM187 114H188V113H187ZM187 114H186V116H187ZM209 114H210V113H209ZM214 114H215V113H214ZM228 114H229V113H228ZM234 114H230V116L232 115V117H233ZM241 114H242V113H241ZM6 115H7V114H6ZM38 115H40V114H38ZM41 115H42V114H41ZM43 115H44V114H43ZM67 115H68V113H67ZM71 115H70V116H71ZM73 115H74V113H73ZM88 115H89V114H88ZM94 115H95V114H94ZM114 115H115V114H114ZM116 115H117V114H116ZM127 115H130V114L127 113ZM140 115H141V114H140ZM154 115H155V114H154ZM158 115H159V113H158ZM158 115H157V116H158ZM160 115H161V112H160ZM169 115H170V114H169ZM179 115H180V114H179ZM179 115H178V116H179ZM196 115H197V114H196ZM198 115H199V114H198ZM201 115H202V114H201ZM236 115H237V114H236ZM246 115H247V114H246ZM246 115H245V116H246ZM254 115H255V114H254ZM254 115L252 114V116H254ZM13 116H14V115H13ZM20 116H21V115H20ZM28 116H29V115H28ZM30 116H31V115H30ZM34 116H36V115H34ZM46 116H47V115H46ZM50 116H51V115H50ZM77 116H78V115H77ZM84 116H85V115H84ZM100 116H101V113H100ZM102 116H103V115H102ZM109 116H110V115H109ZM112 116H113V115H112ZM117 116H118V115H117ZM120 116H121V115H120ZM120 116H119V117H120ZM133 116H134V115H132V117H133ZM144 116H145V115H143V117H144ZM147 116H148V115H147ZM151 116H152V115H151ZM155 116H156V115H155ZM162 116H164L163 113H162ZM162 116H161V117H162ZM245 116H244L243 119H245ZM256 116H257V115H256ZM261 116H262V115H261ZM21 117H23V116H21ZM25 117H26V116H25ZM31 117H32V116H31ZM41 117H42V116H41ZM47 117L49 118V116H47ZM67 117H68V116H67ZM67 117H65V120H67V119H66ZM73 117H74V116H73ZM125 117H126V116H125ZM135 117H136V116H135ZM135 117H134V118H135ZM138 117H139V116H137V118H138ZM164 117H165V116H164ZM164 117H162V118H164ZM167 117H169V116H167ZM171 117L174 118V116H171ZM181 117H182V116H181ZM188 117H189V116H188ZM194 117H195V116H194ZM197 117H198V116H197ZM204 117H205V115H204ZM232 117H231V118H232ZM242 117H243V116H242ZM242 117H240V118H242ZM2 118H3V117H2ZM18 118H19V117H18ZM18 118H17V120H18ZM28 118H29V117H28ZM35 118L37 119V116H36ZM71 118H72V117H71ZM91 118H93V117L91 116ZM105 118H106V116H105ZM122 118H123V115H122ZM134 118H132V120H133ZM137 118H135V119L133 120V122L136 121ZM145 118H146V116H145ZM152 118H153V117H152ZM157 118H159V117H157ZM157 118H156V119H157ZM183 118H184V117H183ZM183 118H182V119H183ZM195 118H196V117H195ZM199 118H200L199 120H201L200 115H199ZM208 118H210V117H208ZM208 118H207V119H208ZM212 118H215V117L213 116ZM234 118H235V117H234ZM238 118H239V117H238ZM248 118H249V117H248ZM248 118H247V119H248ZM22 119H23V118H22ZM22 119H21V120H22ZM40 119H41V118H40ZM44 119H45V118H44ZM53 119H54V118H53ZM55 119H56V118H55ZM81 119H82V117H81ZM87 119H88V118H87ZM89 119H90V117H89ZM95 119H96V118H95ZM113 119H114V118H113ZM127 119H128V118H127ZM142 119H143V118H142ZM154 119H155V117H154ZM154 119H153V120H154ZM176 119H177V118L175 117V120H176ZM188 119H190V117H189ZM191 119H192V117H191ZM210 119H211V118H210ZM2 120H3V119H2ZM24 120H25V119H24ZM47 120H48V119H47ZM50 120H51V117H50ZM65 120H64L63 122H65ZM68 120H69V119H68ZM68 120H67V121H68ZM93 120H94V119H93ZM96 120H97V119H96ZM101 120H102V119H101ZM117 120H118V119H117ZM129 120H130V119H129ZM137 120H139V118H138ZM143 120L145 121V119H143ZM149 120H151V119H149ZM149 120H148V121H149ZM158 120H159V119H158ZM162 120H164V119H162ZM168 120H169V119H168ZM175 120H174V121H175ZM231 120H232V119H231ZM234 120H235V119H234ZM234 120H233V122H234ZM236 120H237V119H236ZM236 120H235V121H236ZM41 121H42V120H41ZM44 121H45V123L47 122L46 119H45ZM77 121H79V120H77ZM81 121H82V120H81ZM91 121H92V120H91ZM105 121H106V120H105ZM121 121H123V120H121ZM164 121H165V120H164ZM164 121H163V122H164ZM170 121H171V119H170ZM182 121H183V120H182ZM191 121H192V120H191ZM241 121H242V120H241ZM245 121H247V123H248V120H245ZM245 121H244V122H245ZM256 121H259V119L256 120ZM261 121H262V120H261ZM0 122H1V121H0ZM26 122H27V121H26ZM38 122H39V121H38ZM42 122H43V121H42ZM71 122H72V121H71ZM82 122H83V121H82ZM85 122H86V121H85V119H84V123H85ZM95 122H96V121H95ZM102 122H103V120H102ZM114 122H115V121H114ZM118 122H120V121H118ZM137 122H139V121H137ZM156 122H158V121H156ZM167 122H168V121H167ZM177 122H178V121H177ZM183 122H186V121H183ZM183 122H181V123L183 124ZM193 122H194V121H193ZM207 122H208V121H207ZM236 122H237V121H236ZM236 122H235V123H236ZM238 122H240V121L238 120ZM2 123H4V122H2ZM8 123H9V122H8ZM30 123H32V122H30ZM43 123H44V122H43ZM45 123H44V125H45ZM51 123H52V120H51ZM66 123H67V122H66ZM79 123H81V122L79 121ZM79 123H77V124H79ZM84 123H83V124H84ZM89 123H90V122H89ZM105 123H106V122H105ZM170 123H171V122H170ZM172 123H173V120H172ZM179 123H180V122H179ZM186 123H187V122H186ZM188 123H189V122H188ZM198 123H199V122H198ZM200 123L202 124V121H200ZM222 123H223V121H222ZM231 123H232V122H231ZM235 123H234V124H235ZM257 123H258V122H257ZM27 124H28V123H27ZM33 124H34V123H33ZM36 124H37V120H36ZM52 124H53V123H52ZM63 124L65 125V123H63ZM69 124H70V120H69ZM110 124H111V123H110ZM131 124H133V123H131ZM134 124L136 125V122H134ZM141 124H142V123H141ZM147 124H148V123H147ZM159 124H160V122H159ZM159 124H158V126H159ZM165 124H166V123H165ZM167 124H168V123H167ZM184 124H185V123H184ZM203 124H204V123H203ZM214 124H215V122H214ZM218 124H219V123H218ZM238 124H239V123H238ZM241 124H242V123H241ZM255 124H256V123H255ZM258 124H259V123H258ZM9 125H10V124H9ZM39 125H42V123H40ZM53 125H54V124H53ZM57 125H58V124H57ZM75 125H76V124H75ZM100 125H101V124H100ZM108 125H109V124H108ZM113 125H114V123H113ZM113 125H111V126H113ZM121 125H122V124H121ZM137 125H138V123H137ZM142 125H143V124H142ZM149 125H151V124H149ZM154 125H156V123H155ZM169 125H170V124H169ZM169 125H168V126H169ZM216 125H217V124H216ZM230 125L232 126V124H230ZM242 125H243V124H242ZM49 126H50V125H49ZM62 126H63V125H62ZM80 126H81V124H80ZM80 126H79V127H80ZM86 126H87V125H86ZM104 126H105V125H104ZM104 126H101V127H104ZM116 126H119V125L117 124ZM125 126L127 127V125H125ZM143 126H144V125H143ZM156 126H157V125H156ZM161 126H162V125H160V127H161ZM178 126H179V125H178ZM187 126H188V124H187ZM189 126H190V125H189ZM189 126H188V127H189ZM219 126H221V125H219ZM227 126H228V125H227ZM238 126H239V125H238ZM252 126H253V125H252ZM26 127H27V126H26ZM29 127H30V125H29ZM38 127H39V126H38ZM46 127H47V125H46ZM60 127H61V126H60ZM66 127H67V124H66ZM76 127H78V126H76ZM92 127H94V130L96 131V129H95L96 125H94V126H92ZM98 127H99V126H98ZM108 127H109V126H108ZM123 127H124V126H123ZM130 127H131V126H130ZM133 127H135V126L133 125ZM145 127H146V126H145ZM149 127H150V126H149ZM151 127H152V126H151ZM169 127H171V126H169ZM169 127H168V128H169ZM172 127H173V126H172ZM172 127H171L170 129H172ZM175 127H176V126H175ZM181 127H182V126H181ZM185 127H186V126H185ZM191 127H192V126H191ZM203 127H204V126H203ZM229 127H230V126H229ZM244 127H245V126H243V128H244ZM250 127H251V126H250ZM13 128H15V127H13ZM35 128H36V126H35ZM48 128H49V127H48ZM54 128H55V127H54ZM54 128H53V129H54ZM63 128H64V127H63ZM63 128H61V129H63ZM69 128H70V127H69ZM81 128H82V127H81ZM83 128H84V127H83ZM117 128H118V127H117ZM140 128H141V127H140ZM161 128H164V127H161ZM179 128H180V127H179ZM182 128H183V127H182ZM189 128H190V127H189ZM206 128H207V127H206ZM227 128H228V127H227ZM230 128H232V127H230ZM237 128H238V127H237ZM243 128H242V129H243ZM0 129H1V128H0ZM4 129H5V128H4ZM38 129H41V128H38ZM38 129H37V130H38ZM43 129H44V128H42L41 130H43ZM61 129H60L59 131H61ZM84 129H85V128H84ZM84 129H83V130H84ZM110 129L113 130V128H110ZM114 129H115V128H114ZM130 129H131V128H130ZM130 129H129V130H130ZM132 129H133V128H132ZM135 129H136V128H135ZM138 129H139V127H138ZM143 129H145V128H142V130H143ZM153 129H154V128H153ZM173 129H174V128H173ZM173 129H172V130H173ZM176 129H177V128H176ZM187 129H188V128H187ZM187 129H185V130H187ZM199 129H200V128H199ZM210 129H211V128H210ZM242 129H241V130H242ZM11 130H12V129H11ZM13 130H14V129H13ZM24 130H25V129H24ZM29 130H31V129H29ZM37 130H36V131H37ZM48 130H50V129H48ZM54 130H55V129H54ZM70 130H71V129H70ZM70 130H69V131H70ZM73 130H74V129H73ZM75 130L77 131L78 129H75ZM85 130H86V129H85ZM94 130H93V131H94ZM104 130H105V129H104ZM118 130H120V129H118ZM126 130H127V129H126ZM129 130H128L127 132H130ZM145 130H146V129H145ZM156 130H157V129H156ZM163 130H164V129H163ZM167 130H168V129H167ZM178 130H179V129H178ZM239 130H240V128L238 129V131H239ZM241 130H240L239 132H241ZM247 130H248V129H247ZM250 130H251V128H250ZM254 130H256V129H254ZM3 131H5V130H3ZM26 131H27V129H26ZM43 131H44V130H43ZM43 131H42L41 133H39V134H42ZM50 131H51V130H50ZM69 131H67V132L70 133ZM88 131L90 132V130H88ZM91 131H92V130H91ZM93 131H92V133H93ZM109 131H110V130H109ZM109 131H108V133H109ZM114 131H116V130H114ZM149 131H151V130H149ZM153 131H154V130H153ZM182 131H183V130H182ZM229 131H230V129H229ZM235 131H236V130H235ZM238 131H237V132H238ZM259 131H260V130H259ZM30 132H32V131H30ZM30 132H28V133H30ZM46 132H47V131H46ZM78 132H80V130H79ZM82 132H83V131H82ZM86 132H87V131H86ZM104 132H105V131H104ZM119 132H120V131H119ZM123 132H124V131H123ZM127 132H126V133H127ZM135 132H136V131H135ZM173 132H176V131H173ZM197 132H198V131H197ZM201 132H202V131H201ZM224 132H225V131H224ZM226 132H227V131H226ZM230 132H232V131H230ZM230 132H229V133H230ZM237 132H236V133H237ZM245 132H246V131H245ZM255 132H256V131H255ZM5 133H6V132H5ZM8 133H9V132H8ZM52 133H53V132H52ZM63 133H64V131H63ZM65 133H66V130H65ZM73 133H74V132H73ZM75 133H76V132H75ZM75 133H74V134H75ZM108 133H106L105 136H104L103 134H101V133H100V134L105 138V137L108 135ZM116 133H117V131H116ZM142 133H143V132H142ZM142 133H141V134H142ZM146 133H147V131H146ZM151 133H152V132H151ZM151 133H150V134H151ZM155 133H156V132H155ZM179 133H181V132L179 131ZM183 133H185V135H186L187 132H183ZM193 133H194V132H193ZM253 133H254V132H253ZM30 134H31V133H30ZM33 134H35V130H34ZM37 134H38V133H37ZM45 134H46V133H45ZM54 134H55V133H54ZM56 134H57V133H56ZM59 134H60V133H59ZM74 134L72 135V139H73ZM84 134H86V133H84ZM87 134H88V133H87ZM90 134H91V133H90ZM96 134H97V133H96ZM131 134H132V133L130 132V135H131ZM165 134H166V133H165ZM165 134H164V135H165ZM169 134H170V132H169ZM175 134H176L175 136H177V133H175ZM191 134H192V133H191ZM237 134H239V133H237ZM243 134H244V133H243ZM0 135H1V134H0ZM7 135H8V134H7ZM7 135H6V137H7ZM64 135H65V134H64ZM68 135H70V134H68ZM68 135H67V138H68ZM92 135H93V134H92ZM94 135H95V134H94ZM101 135H100V136H101ZM109 135H110V134H109ZM109 135H108V136H109ZM112 135H113V134H112ZM114 135H116V134H114ZM122 135H124V133H123ZM139 135H140V134H139ZM139 135H138V137H139ZM160 135H161V134H160ZM164 135H162L163 138H164ZM170 135H171V134H170ZM170 135H169V136H170ZM172 135H173V133H172ZM181 135H182V134H181ZM246 135H248V134H246ZM256 135H257V134H256ZM1 136H3V135H1ZM27 136H28V135H27ZM27 136L25 135L26 138H27ZM30 136H31V135H30ZM35 136H36V134H35ZM37 136L40 137V135H37ZM53 136H54V135H53ZM55 136H56V135H55ZM55 136H54V137H55ZM60 136H61V135H60ZM79 136H80V135H79ZM79 136H78V137H79ZM95 136H96V135H95ZM110 136H111V135H110ZM117 136H118V133H117ZM124 136H125V135H124ZM124 136H123V137H124ZM128 136H129V135H128ZM149 136H150V135H149ZM162 136H161V137H162ZM166 136H168V135H166ZM187 136H188V135H187ZM187 136H186V137H187ZM191 136H192V135H191ZM191 136H190V137H191ZM209 136H210V135H209ZM237 136H238V135H237ZM244 136H245V135H244ZM244 136H243V137H244ZM257 136H258V135H257ZM47 137H48V136H47ZM61 137H62V136H61ZM69 137H70V136H69ZM90 137H91V135H90ZM93 137H94V136H93ZM96 137H99V136H96ZM111 137H112V136H111ZM138 137H137V139H138ZM142 137H143V138H146V137H144L143 135H142ZM177 137H180V136H177ZM211 137H212V136H211ZM218 137H219V136H218ZM227 137H229V136H227ZM230 137H231V136H230ZM234 137H235V136H234ZM234 137H233V138H234ZM238 137H239V136H238ZM240 137H241V136H240ZM17 138H18V136H17ZM32 138H34V137L32 136ZM35 138H38V137H35ZM44 138H45V137H44ZM44 138H43V139H44ZM65 138H66V136H65ZM76 138H77V135H76L75 139H76ZM80 138H82V134H81V137H80ZM80 138H79V139H80ZM85 138H86V140H87L88 136L85 137ZM100 138H102V137H100ZM100 138H99V139H100ZM106 138L109 139L110 137H106ZM117 138H118V137H117ZM130 138H131V137H130ZM130 138H129V139H130ZM133 138H134V137H133ZM147 138H148V137H147ZM149 138H150V137H149ZM151 138H152V137H151ZM153 138H154V137H153ZM153 138H152V139H153ZM168 138H169V137H168ZM171 138H172V137H171ZM215 138H216V137H215ZM224 138H225V137H224ZM46 139H47V138H46ZM48 139H49V137H48ZM51 139H52V138H51ZM82 139H84V137H83ZM112 139H113V137H112ZM124 139H125V138H124ZM154 139H155V138H154ZM200 139H201V138H200ZM211 139H213V138H211ZM245 139H247L246 136H245ZM27 140H28V139H27ZM27 140H26V141H27ZM53 140H54V139H53ZM57 140H58V139H57ZM61 140H62V139H61ZM63 140H64V139H63ZM69 140H70V139H69ZM84 140H85V139H84ZM91 140H94V139L92 138ZM109 140H110V139H109ZM117 140H118V139H117ZM120 140H121V142L123 141L122 139H120ZM140 140H141V139H140ZM158 140H159V139H158ZM158 140H157V141H158ZM162 140H163V139H162ZM165 140H166V139H165ZM169 140H170V141H173V140H171V139H169ZM195 140H196V138H195ZM226 140H227V139H226ZM3 141H4V140H3ZM11 141H12V140H11ZM14 141H15V140H14ZM14 141H13V142H14ZM32 141H34V140H32ZM35 141H36V140H35ZM35 141H34V142H35ZM42 141H43V140H42ZM54 141H55V140H54ZM65 141H67V140H65ZM70 141L73 142V140H70ZM76 141H77V140H76ZM88 141H89V138H88ZM110 141H111V140H110ZM118 141H119V140H118ZM133 141H134V140H132V141H130V142H133ZM135 141H136V140H135ZM141 141L145 142L144 139L141 140ZM141 141H140V142H141ZM147 141H148V140H147ZM160 141H161V140H160ZM174 141H175V140H174ZM176 141H177V138H176ZM189 141H190V140H189ZM189 141H187V142H189ZM213 141H214V140H213ZM217 141H218V140H217ZM217 141H216V142H217ZM220 141H221V140H220ZM222 141H223V140H222ZM244 141H245V140H244ZM6 142H7V141H6ZM29 142H30V141H29ZM72 142H71V143H72ZM83 142H85V141H83ZM96 142H97V139H96ZM111 142H113V141H111ZM124 142H125V141H124ZM130 142H129V144H131ZM136 142H137V141H136ZM138 142H139V140H138ZM150 142H152L151 139H150ZM150 142H149V143H150ZM158 142H159V141H158ZM158 142H157V143H158ZM165 142H166V141H165ZM204 142H205V141H203V143H204ZM238 142L241 144L242 141L240 142L239 139H238ZM238 142H237V143H238ZM31 143H33V142H31ZM35 143H36V142H35ZM43 143H44V142H43ZM46 143H47V142H46ZM48 143H49V142H48ZM51 143H52V142H51ZM51 143H50V144H51ZM63 143H64V142H63ZM80 143H81V141H80ZM80 143H78V144H80ZM88 143H89V142H88ZM91 143H92V141H91ZM91 143H90V144H91ZM97 143H99V142H97ZM107 143H108V142H107ZM109 143H110V142H109ZM117 143H118V142H117ZM117 143H116V144H117ZM126 143H127V142H126ZM133 143H135V142H133ZM166 143H167V142H166ZM170 143H172V142H170ZM191 143H192V141H191ZM237 143H236V144H237ZM249 143H250V142H249ZM252 143H254V142H252ZM5 144H6V143H5ZM8 144H9V143H8ZM24 144H25V143H24ZM26 144H27V143H26ZM54 144H55V143H54ZM57 144H59V143H57ZM69 144H70V142H69ZM85 144H86V143H84V145H85ZM94 144H96V143H94ZM94 144H93V145H94ZM99 144H101V143H99ZM120 144H122V143H120ZM127 144H128V143H127ZM129 144H128V145H129ZM136 144H137V143H136ZM161 144H162V142H161ZM161 144H160V145H161ZM167 144H168V143H167ZM173 144H174V143H173ZM187 144H188V143H187ZM197 144H198V138H197ZM261 144H262V143H261ZM263 144H264V143H263ZM0 145H1V144H0ZM38 145H39V144H38ZM46 145H47V144H46ZM46 145H45V146H46ZM72 145L74 146V144H72ZM107 145H108V144H107ZM128 145H127V146H128ZM149 145H151V144H149ZM162 145H163V144H162ZM162 145H161V146H162ZM171 145H172V144H171ZM189 145H190V144H189ZM253 145H254V144H253ZM2 146H3V145H2ZM34 146H36V145H34ZM39 146H40V145H39ZM39 146H37V147H39ZM42 146H43V145H42ZM49 146H50V145H48L47 147L49 148ZM64 146H66V145H64ZM68 146H69V145H68ZM70 146H71V144H70ZM73 146H72V147H73ZM101 146H103V145H101ZM111 146H112V145H111ZM124 146H125V145H124ZM140 146H141V145H140ZM142 146L144 147V143L142 144ZM153 146H154V145H153ZM157 146H158V145H157ZM177 146H179V145H177ZM180 146H181V145H180ZM185 146H186V145H185ZM217 146H218V145H217ZM219 146H220V145H219ZM227 146H228V145H227ZM236 146H239V145H236ZM236 146H235V147H236ZM241 146H243V145H241ZM27 147H28V146H27ZM40 147H41V146H40ZM59 147H60V146H59ZM62 147H63V146H62ZM74 147H75V146H74ZM98 147H100V146H98ZM98 147H97V148H98ZM131 147H132V146H131ZM164 147H165V145H164ZM170 147H171V146H170ZM263 147H264V146H263ZM41 148H43V147H41ZM41 148H39V149H41ZM45 148H46V147H45ZM51 148H52V147H51ZM55 148H56V147H55ZM55 148H54V149H55ZM69 148H70V147H69ZM91 148H92V147H91ZM101 148H102V147H101ZM116 148H117V147H116ZM133 148H138V147L134 146ZM140 148H141V147H140ZM140 148H139V150H140ZM144 148H145V147H144ZM159 148H160V146H159ZM174 148H175V147H174ZM186 148H187V147H186ZM233 148H234V147H233ZM245 148H247V147H245ZM261 148H262V147H261ZM37 149H38V148H37ZM43 149H44V148H43ZM56 149H57V148H56ZM59 149H60V148H59ZM63 149H67V148H63ZM79 149H80V148H79ZM89 149H90V148H89ZM95 149H96V147H95ZM99 149H100V148H99ZM106 149H107V148H106ZM108 149L111 150V148H108ZM114 149H115V148H114ZM114 149H113V151H114ZM117 149H119V148H117ZM120 149H121V148H120ZM167 149H168V148H167ZM252 149H253V148H252ZM255 149H256V148H255ZM255 149H254V150H255ZM259 149H260V147H259ZM33 150H34L33 152H35L36 149H33ZM46 150H47V149H46ZM52 150H53V149H52ZM72 150H74V149L72 148ZM85 150H86V149H85ZM93 150H94V149L92 148V151H93ZM121 150H122V149H121ZM128 150H129V149H128ZM137 150H138V149H137ZM155 150H157V149H155ZM160 150H161V149H160ZM160 150H159V151H160ZM173 150H175V149H173ZM178 150H179V149H178ZM178 150H176V151H178ZM183 150H184V149H183ZM262 150H264V149H262ZM4 151H5V150H4ZM8 151H9V150H8ZM12 151H13V150H12ZM14 151H15V150H14ZM17 151H18V150H17ZM39 151H41V150H39ZM39 151H38V152H39ZM53 151H54V150H53ZM70 151H71V150H70ZM83 151H84V150H83ZM96 151H97V150H96ZM96 151H94V152H96ZM99 151H103V149H102V150H99ZM104 151H105V150H104ZM104 151H103V152H104ZM115 151H116V149H115ZM118 151H120V150H118ZM124 151H125V150H124ZM126 151H127V150H126ZM143 151H144V150H143ZM176 151H175V152H176ZM257 151H258V150H257ZM41 152H42V151H41ZM43 152H44V151H43ZM61 152H63V151H61ZM74 152H75V151H74ZM108 152H109V151H108ZM116 152H117V151H116ZM129 152H130V151H129ZM135 152H136V151H135ZM135 152H134V153H135ZM139 152H140V151H139ZM231 152H232V151H231ZM236 152H237V148H236ZM14 153H15V152H14ZM36 153H37V152H36ZM59 153H60V152H59ZM59 153H58V154H59ZM65 153H66V151H65ZM67 153H70V152H67ZM71 153H72V152H71ZM71 153H70V154H71ZM82 153H83V152H82ZM90 153H91V152H90ZM106 153H107V152H106ZM119 153H120V152H119ZM119 153H117V154H119ZM121 153H122V152H121ZM121 153H120V154H121ZM130 153L132 154V152H130ZM134 153H133V154H134ZM144 153H145V152H144ZM165 153H166V152H165ZM176 153H178V152H176ZM182 153H183V151H182ZM262 153H263V152H262ZM5 154H7V153H5ZM38 154H39V153H38ZM40 154H41V153H40ZM46 154H47V153H46ZM54 154H55V152H54ZM61 154H62V153H61ZM72 154H73V153H72ZM72 154H71V155H72ZM94 154H95V153H94ZM94 154L92 153V155H94ZM101 154H102V152L100 153V155H101ZM114 154H115V153H114ZM114 154H113V155H114ZM117 154H116V155H117ZM122 154H123V153H122ZM124 154H125V153H124ZM141 154H143V152H142V153L140 152V155H141ZM166 154H168V153H166ZM166 154H164V155H166ZM235 154H236V153H235ZM256 154H257V153H256ZM16 155H17V154H16ZM42 155H43V154H42ZM42 155H40L41 158H42ZM47 155H48V154H47ZM66 155H67V154H66ZM68 155H69V154H68ZM75 155H76V153H75ZM88 155H89V154H88ZM105 155H106V154H105ZM108 155H109V153H108ZM146 155H147V154H146ZM146 155H145V156H146ZM161 155H162V154H161ZM172 155H174L173 152H172ZM230 155H231V154H230ZM232 155H233V154H232ZM238 155H239V154H238ZM6 156H7V155H6ZM45 156H46V155H45ZM52 156H53V155H52ZM63 156H64V155H63ZM73 156H74V155H73ZM77 156H78V154H77ZM89 156H90V155H89ZM102 156L104 157V155H102ZM117 156H118V155H117ZM119 156H120V155H119ZM131 156H133V155H131ZM143 156H144V155H143ZM149 156H150V155H149ZM155 156H156V155H155ZM157 156H159V155H157ZM168 156H169V155H168ZM183 156H184V155H183ZM187 156H188V155H187ZM228 156H229V154H228ZM13 157H14V156H13ZM43 157H44V156H43ZM50 157H51V156H50ZM50 157H49V158H50ZM56 157H57V156H56ZM59 157H60V156H59ZM64 157H65V156H64ZM78 157H79V156H78ZM78 157H77V158H78ZM81 157H83V156H81ZM85 157H87V156H85ZM100 157H101V156H100ZM107 157H108V156H107ZM120 157H121V156H120ZM122 157H123V155H122ZM133 157H134V156H133ZM141 157H142V156H141ZM171 157H172V156H171ZM176 157H177V156H176ZM178 157H179V156H178ZM28 158H29V157H28ZM39 158H40V157H38V160H39ZM49 158H48V159H49ZM65 158H66V157H65ZM70 158H71V157H70ZM79 158H80V157H79ZM87 158H88V157H87ZM101 158H102V157H101ZM105 158H106V157H105ZM118 158H119V157H118ZM145 158H147V157H145ZM148 158H149V157H148ZM160 158H161V156H160ZM173 158H175V157H173ZM183 158L186 159L185 156H184ZM188 158L190 159V157H188ZM191 158H192V157H191ZM235 158H236V157H235ZM35 159H36V158H35ZM43 159H44V158H43ZM67 159H69V158H67ZM81 159H82V158H81ZM91 159H92V158H91ZM96 159H97V158H96ZM98 159H99V158H98ZM115 159H117V157H116ZM121 159L123 160V158H121ZM126 159H127V158H126ZM135 159H136V157H135ZM142 159H143V157H142ZM162 159H163V158H162ZM164 159H165V158H164ZM167 159H168V158H167ZM260 159H261V158H260ZM26 160H29V159H26ZM31 160H32V159H31ZM41 160H42V159H41ZM46 160H47V159H46ZM71 160H72V159H71ZM94 160H95V159H94ZM99 160H101V159H99ZM105 160H106V159H105ZM107 160H108V159H107ZM107 160H106V162H107ZM111 160H112V158H111ZM117 160H119V159H117ZM117 160H116V161H117ZM122 160H121V161H122ZM124 160H125V159H124ZM130 160H131V158H130ZM132 160H134V159H132ZM172 160H173V159H172ZM44 161H45V159H44ZM58 161H59V160H58ZM58 161H57V162H58ZM73 161H74V157H73ZM76 161H78V160H76ZM76 161H75V162H76ZM85 161H86V160H85ZM116 161H115V163L117 164L118 162H116ZM119 161H120V160H119ZM187 161H188V160H187ZM205 161H206V160H205ZM205 161H204V162H205ZM28 162H29V161H28ZM34 162H35V161H34ZM48 162H50V161H48ZM68 162H69V160H68ZM86 162H87V161H86ZM100 162H101V161H100ZM106 162H103V163H106ZM124 162H125V161H124ZM133 162H134V161H133ZM136 162H138V161H136ZM148 162H149V161H148ZM172 162H173V161H172ZM183 162H184V160H183ZM183 162H182V163H183ZM188 162H189V161H188ZM242 162H243V161H242ZM262 162H264V161L262 160ZM23 163H24V162H23ZM40 163H42V162H40ZM53 163H55V162L53 161ZM53 163H52V165H53ZM63 163H64V162H63ZM66 163H67V162H66ZM79 163H80V162H79ZM79 163H78V164H79ZM93 163H94V162H93ZM93 163H92V164H93ZM97 163L99 164V161H98ZM107 163H109V161H108ZM111 163H112V162H111ZM111 163H109V164H111ZM113 163H114V162H113ZM119 163H120V162H119ZM121 163L123 164V162H121ZM121 163H120L119 166H121ZM139 163H140V162H139ZM149 163H150V162H149ZM163 163H165V162H163ZM180 163H181V162H180ZM180 163H179V164H180ZM255 163H256V162H255ZM259 163H260V162H259ZM30 164H31V163H30ZM60 164H61V161H60ZM64 164H65V163H64ZM73 164H74V163H73ZM73 164H72V166H73ZM98 164H97V165H98ZM116 164H112V165L115 166ZM134 164H135V162H134ZM137 164H138V163H137ZM168 164H169V163H168ZM179 164H178V165H179ZM185 164H186V163H185ZM189 164H190V163H188V165H189ZM199 164H200V163H199ZM47 165H48V164H47ZM50 165H51V163H50ZM61 165H62V164H61ZM67 165H68V164H67ZM83 165H84V164H83ZM83 165H82V166H83ZM102 165H103V164H102ZM102 165H101V166H102ZM112 165H109V167L112 166ZM117 165H118V164H117ZM117 165H116V166H117ZM129 165H130V164H129ZM131 165H132V164H131ZM145 165H146V164H145ZM155 165H156V163H155ZM158 165H159V164H158ZM244 165H246V164H243V166H244ZM247 165H248V164H247ZM260 165H261V163H260ZM260 165H259V166H260ZM19 166L22 167V164L19 165ZM24 166H25V165H24ZM31 166H32V165H31ZM33 166H34V165H33ZM38 166H40V165H38ZM42 166H43V165H42ZM44 166H45V165H44ZM56 166H57V164H56L55 166L53 165V167H56ZM89 166H90V165H89ZM89 166H88V167H89ZM99 166H100V165H99ZM116 166H115V167H116ZM119 166H118V167H119ZM123 166H125V165L123 164ZM132 166H133V165H132ZM132 166H131V167H132ZM135 166H136V165H135ZM138 166H139V165H138ZM152 166H153V165H152ZM170 166H171V164H170ZM186 166H187V165H186ZM189 166H190V165H189ZM250 166H251V164H250ZM253 166H254V165H253ZM256 166H257V165H256ZM0 167H1V166H0ZM20 167H19V168H20ZM57 167H59V165H58ZM66 167H67V166H66ZM66 167H65V170L67 169ZM70 167H71V165H70ZM78 167H79V166H78ZM83 167H84V166H83ZM85 167H87V166H85ZM104 167H105V166H104ZM107 167H108V166H106V168H107ZM125 167L129 168V166H125ZM136 167H137V166H136ZM136 167H135V170H136ZM142 167H144V166H142ZM147 167H148V166H147ZM154 167H155V166H154ZM196 167H197V166H196ZM196 167H195V168H196ZM246 167H247V166H246ZM257 167H258V166H257ZM23 168H24V167H23ZM25 168H26V167H25ZM25 168H24L23 170H25ZM29 168H30V167H29ZM45 168H46V167H45ZM51 168H52V166H51ZM61 168H64V167H61ZM61 168H60V169H61ZM68 168H69V167H68ZM75 168H76V167H75ZM93 168H94V167H93ZM95 168L99 169L97 166H96ZM100 168H101V167H100ZM102 168H103V166H102ZM122 168H123V167H122ZM127 168H126V170H127ZM159 168H160V166H159ZM162 168H163V167H161V169H162ZM183 168H184V167H183ZM188 168H189V167H188ZM240 168H241V167H240ZM243 168H244V167H243ZM9 169H10V167H9ZM32 169H33V168H32ZM35 169H36V168H35ZM46 169H47V168H46ZM55 169H56V168H55ZM69 169H71V168H69ZM84 169H85V168H84ZM84 169H83V170H84ZM103 169H104V168H103ZM107 169H108V168H107ZM107 169H106V170H107ZM117 169H118V168H117ZM139 169H140V167H139ZM142 169H143V168H142ZM156 169H158V168H156ZM174 169H175V168H174ZM252 169H253V168H252ZM255 169H256V168H255ZM18 170H20V169H18ZM18 170H17V172H18ZM30 170H31V169H30ZM44 170H45V169H44ZM49 170H51V169H49ZM61 170H62V169H61ZM77 170H78V169H77ZM79 170H80V169H79ZM79 170H78V171H79ZM87 170H88V169H87ZM91 170H92V169H91ZM93 170H95V169H93ZM99 170H100V169H99ZM104 170H105V169H104ZM111 170H112V167H111ZM114 170H115V169H114ZM152 170H153V169H152ZM191 170H192V168H191ZM196 170H198V169H196ZM196 170L194 169L195 172H197ZM238 170H239V169H238ZM245 170H246V169H245ZM257 170H258V169H257ZM259 170H260V169H259ZM261 170H262V169H261ZM4 171H5V170H4ZM27 171H28V170H27ZM36 171H37V170H36ZM39 171H40V170H39ZM41 171H43V170L41 169ZM51 171H52V170H51ZM53 171H54V170H53ZM72 171H73V169H72ZM84 171H85V170H84ZM88 171H89V170H88ZM88 171H86V172H88ZM100 171H101V170H100ZM108 171H109V169H108ZM148 171H150V169H149ZM163 171L165 172V170H163ZM168 171H169V170H168ZM182 171H183V170H182ZM243 171H244V170H243ZM262 171H263V170H262ZM8 172H10V171H8ZM15 172H16V171H15ZM17 172H16V173H17ZM58 172H59V171H58ZM68 172H69V171H68ZM79 172H81V171H79ZM82 172H83V171H82ZM90 172H92V171H90ZM98 172H99V171H98ZM122 172H125V171H122ZM133 172H134V170H133ZM177 172H178V171H177ZM260 172H261V171H260ZM0 173H1V172H0ZM24 173H25V171H24ZM32 173H33V172H32ZM39 173H40V172H39ZM44 173H46V172H44ZM63 173H65V171H64ZM70 173H71V172H70ZM73 173H74V172H73ZM75 173L78 174L77 172H75ZM83 173L85 174V172H83ZM115 173H116V171H115ZM150 173H151V172H150ZM154 173H155V172H153V174H154ZM165 173H166V172H165ZM174 173H175V172H174ZM178 173H179V172H178ZM199 173H202V172H199ZM257 173H258V172H257ZM4 174H5V172H4ZM7 174H8V173H7ZM19 174H20V173H19ZM25 174H26V173H25ZM48 174H51V173H48ZM48 174L46 175L47 177H48ZM60 174H61V172H60ZM92 174H93V172H92ZM92 174H91V175H92ZM94 174H95V173H94ZM101 174H102V173H101ZM103 174H104V173H103ZM111 174H112V173H111ZM117 174L119 175V173H117ZM128 174H129V173H128ZM130 174H131V173H130ZM153 174H151V175L153 176ZM168 174H169V173H168ZM245 174H246V173H245ZM80 175H81V174H80ZM91 175L89 174L88 176H91ZM99 175H100V174H99ZM106 175H107V174H106ZM124 175H125V174H124ZM133 175H134V174H133ZM136 175H137V174H136ZM141 175H142V174H141ZM154 175H155V174H154ZM202 175H204V174L202 173ZM257 175H260V173H258ZM261 175H264V174H261ZM4 176H5V175H4ZM66 176H67V175H66ZM74 176H75V175H74ZM74 176H73V177H74ZM77 176H78V175H77ZM81 176H82V175H81ZM81 176L79 177L80 180L83 178V177L81 178ZM84 176H85V175H84ZM103 176H104V175H103ZM110 176H111V175H110ZM112 176H113V178H116V175H115V177H114V175H112ZM120 176H121V175H120ZM144 176H145V175H144ZM191 176H192V175H191ZM208 176H209V175H208ZM5 177H6V176H5ZM55 177H56V176H55ZM57 177H58V174H57ZM57 177H56V178H57ZM61 177H62V174H61ZM118 177H119V176H118ZM157 177H158V176H157ZM165 177H166V176H165ZM195 177H196V176H195ZM262 177H263V176H262ZM51 178H53V177L51 176ZM51 178H50V179H51ZM63 178H64V177H63ZM67 178H68V177H67ZM89 178L91 179L92 177H89ZM97 178H98V177H97ZM110 178H112V177H110ZM139 178L141 179V177H139ZM149 178H150V177H149ZM163 178H164V177H163ZM174 178H175V177H173V179H174ZM179 178H180V177H179ZM192 178H193V177H192ZM263 178H264V177H263ZM7 179L10 180V178H7ZM65 179H66V178H65ZM83 179H84V178H83ZM86 179H88V178H86ZM90 179H88L89 182H90ZM92 179H93V178H92ZM116 179H117V178H116ZM126 179H127V178H126ZM160 179H161V178H160ZM199 179H201V177H200ZM15 180H17V179H15ZM44 180H45V179H44ZM58 180L60 181V179H58ZM63 180H64V179H63ZM67 180H68V179H67ZM69 180H70V179H69ZM94 180H95V179H94ZM100 180H101V178H100ZM103 180H104V179H103ZM106 180H107V179H106ZM129 180H130V179H129ZM136 180H137V179H136ZM149 180H150V179H149ZM157 180H159V179H157ZM167 180H168V179H167ZM181 180H182V179H181ZM193 180H194V179H193ZM205 180H206V179H205ZM59 181H58V182H59ZM104 181H105V180H104ZM108 181H109V180H108ZM108 181H107V182H108ZM122 181H124V179H123ZM131 181H133V180H131ZM143 181H144V180H143ZM143 181H142V182H143ZM153 181L155 182V180H153ZM165 181H166V180H165ZM195 181H196V180H195ZM195 181H193V183H194ZM242 181H243V180H242ZM17 182H19V181H17ZM53 182H54V181H52V182L50 181V182H49L50 185H52ZM58 182H55V183H58ZM67 182H68V181H67ZM71 182H72V181H71ZM76 182H77V181H76ZM76 182H75V183H76ZM80 182H81V181H80ZM83 182H84V180H83ZM86 182H87V181H86ZM86 182H84V183H86ZM89 182H87V183H89ZM91 182H92V181H91ZM97 182H99V181H97ZM100 182H101V181H100ZM100 182H99V183H100ZM107 182H106V183H107ZM110 182H111V181H110ZM116 182H117V181H116ZM119 182H120V181H119ZM127 182H128V181H127ZM135 182H137V181H135ZM139 182H140V181H139ZM146 182H147V181H146ZM159 182L161 183V181H157V182L155 183V185H156L157 183H159ZM162 182H163V180H162ZM166 182H167V181H166ZM196 182H197V181H196ZM196 182H195V184H197ZM9 183H10V182H9ZM9 183H8V184H9ZM24 183H25V182H24ZM26 183H27V182H26ZM77 183H79V182H77ZM77 183H76V184H77ZM113 183H114V182H113ZM125 183H126V181H125ZM140 183H141V182H140ZM147 183H148V182H147ZM150 183H151V182H150ZM160 183H159V184H160ZM170 183H171V180L169 181V184H170ZM172 183H174V181H172ZM236 183H237V182H236ZM8 184H7V185H8ZM16 184H17V183H16ZM66 184H67V183H66ZM68 184H69V183H68ZM80 184H81V183H80ZM80 184H79V185H80ZM104 184H105V183H104ZM116 184H117V183H116ZM166 184H167V183H166ZM180 184H181V183H180ZM238 184H239V183H238ZM250 184H251V183H250ZM24 185H25V184H24ZM60 185H62V184H60ZM90 185H91V184H90ZM95 185H97V184L95 183ZM107 185H108V184H107ZM128 185H129V184H128ZM139 185H141V184H139ZM142 185H143V184H142ZM161 185L163 186L164 183L161 184ZM176 185H178V183H177ZM42 186H43V185H42ZM52 186H53V185H52ZM52 186H51V187H52ZM62 186H64V185H62ZM72 186H73V185H72ZM74 186H75V185H74ZM74 186H73V187H74ZM80 186H81V185H80ZM82 186H83V185H82ZM87 186H88V185H87ZM98 186H99V185H98ZM111 186H112V185H111ZM117 186H118V185H117ZM117 186H116V187H117ZM147 186H148V185H147ZM162 186H161V187H162ZM167 186H168V185H167ZM240 186H241V184H240ZM254 186H255V185H254ZM73 187H72V188H73ZM76 187H77V185H76ZM91 187H92V186H91ZM99 187H100V186H99ZM99 187H98V188H99ZM109 187H110V186H109ZM109 187H108V188H109ZM112 187H113V186H112ZM119 187H120V185H119ZM125 187H126V184H125ZM127 187H128V186H127ZM151 187H152V185H151ZM151 187H150V188H151ZM176 187H177V186H176ZM188 187H189V186H188ZM237 187H238V186H237ZM7 188H8V186H7ZM16 188H17V187H16ZM78 188H79V187H78ZM78 188H77V189H78ZM89 188H90V187H89ZM95 188H96V187H94V189H95ZM98 188H97V189H98ZM104 188H105V186H104ZM117 188H118V187H117ZM117 188H116V189H117ZM136 188H138V187H136ZM152 188H153V187H152ZM152 188H151V190H152ZM158 188H159V187H158ZM179 188H180V187H179ZM181 188H182V187H181ZM14 189H15V188H14ZM25 189H26V188H25ZM80 189H81V188H80ZM91 189H92V188H91ZM91 189H90V190H91ZM111 189H112V188H111ZM120 189H123V188L121 187ZM133 189H134V188H133ZM228 189H229V188H228ZM47 190H50V189L47 188ZM52 190H53V189H52ZM87 190H88V189H87ZM92 190H93V189H92ZM98 190H100V189H98ZM107 190H108V189H107ZM109 190H110V188H109ZM126 190H127V189H126ZM139 190H140V189H139ZM148 190H149V189H148ZM156 190H157V189H156ZM160 190H162V189H160ZM166 190H167V189H166ZM166 190H165V191H166ZM176 190H177V189H176ZM176 190H175V191H176ZM11 191H13V190H11ZM50 191H51V190H50ZM73 191H74V190H73ZM84 191H86L85 187H84ZM96 191H97V190H96ZM117 191H118V190H117ZM119 191H120V190H119ZM127 191H128V190H127ZM149 191H150V190H149ZM209 191H211V190L209 189ZM23 192H24V191H23ZM67 192H68V190H67ZM69 192H70V191H69ZM108 192H111V190L108 191ZM115 192H116V190H115ZM120 192H122V191H120ZM129 192H131V190H130ZM134 192H135V191H134ZM146 192H147V191H146ZM154 192H157V193H158L159 190H158V191H154ZM161 192L163 193L164 190L161 191ZM173 192H174V191H173ZM178 192L180 193L181 190H179ZM231 192H232V191H231ZM26 193H27V192H26ZM31 193H32V192H31ZM93 193H94V192H93ZM100 193H101V192H100ZM103 193H104V192H103ZM103 193H101V195H102ZM112 193H114V191H113ZM122 193H123V192H122ZM122 193H120V194H122ZM124 193H125V191H124ZM139 193H140V192H139ZM139 193H138V194H139ZM141 193H142V192H141ZM165 193H166V192H165ZM165 193H164V194H165ZM170 193H172V192L170 191ZM176 193H177V192H176ZM234 193H236V192H234ZM18 194H20V193H18ZM76 194H77V193H76ZM83 194H84V192H83ZM90 194H91V193H90ZM96 194H98V193H96ZM107 194H109V193H107ZM115 194H116V193H115ZM118 194H119V193H118ZM118 194H117V195H118ZM142 194H143V193H142ZM144 194H145V193H144ZM167 194H168V193H167ZM174 194H175V192H174ZM206 194H207V193H206ZM230 194H231V193H230ZM55 195H56V194H55ZM78 195H79V194H78ZM104 195H105V194H104ZM109 195H110V194H109ZM113 195H114V194H113ZM117 195H116V196H117ZM124 195H125V194H124ZM124 195H123V196H124ZM126 195H127V194H126ZM130 195H131V194H130ZM132 195L134 196V194H132ZM136 195H137V194H136ZM155 195H156V194H155ZM165 195H166V194H165ZM170 195H172V194H170ZM170 195H169V196H170ZM178 195H179V194H178ZM204 195H205V194H204ZM210 195H212V194H210ZM232 195H233V194H232ZM48 196H49V195H48ZM57 196H58V195H57ZM62 196H63V194H62ZM73 196H74V195H73ZM88 196H90V195H88ZM94 196H96V195L94 194ZM105 196H106V195H105ZM105 196H103V197H105ZM145 196H146V194H145ZM160 196H161V195H160ZM162 196H164V195H162ZM176 196H177V195H176ZM181 196H182V195H181ZM45 197H46V196H45ZM45 197H44V198H45ZM52 197H53V196H52ZM91 197H92V196H91ZM91 197H90V198H91ZM113 197H115V195H114ZM117 197H118V196H117ZM119 197H122V195H121V196L119 195ZM124 197H125V196H124ZM17 198H18V197H17ZM48 198H50V197H48ZM53 198H54V197H53ZM56 198H57V197H56ZM90 198H89V199H90ZM92 198H93V197H92ZM109 198H110V197H109ZM143 198H144V195H143ZM143 198H142V199H143ZM155 198H156V197H155ZM155 198H154V199H155ZM164 198H166V197H163L162 199H163V200H166V199L168 200V198H166V199H164ZM180 198H181V197H180ZM64 199H65V198H64ZM107 199H108V198H107ZM114 199H115V198H114ZM114 199H112V201H113ZM128 199H129V198H128ZM132 199H133V197H132ZM135 199H136V198H135ZM138 199H139V198H138ZM154 199H153V200H154ZM157 199H158V198H157ZM159 199H160V198H159ZM170 199H171V197H170ZM175 199H176V198H175ZM175 199H174V200H175ZM2 200H3V199H2ZM47 200L49 201V199H47ZM53 200H54V199H53ZM58 200H59V199H58ZM69 200H70V199H69ZM110 200H111V199H110ZM118 200H119V199H118ZM118 200H117V201H118ZM160 200H161V199H160ZM178 200H181V199H178V198H177V201H178ZM11 201H12V200H11ZM59 201H60V200H59ZM125 201H126V200H125ZM135 201H136V200H135ZM147 201H148V200H147ZM155 201H156V199H155ZM155 201H154V202H155ZM171 201H172V200H171ZM184 201H185V200H184ZM16 202H17V201H16ZM46 202H47V201H46ZM57 202H58V201H57ZM57 202H56V203H57ZM65 202H66V201H65ZM118 202H119V201H118ZM120 202H121V200H120ZM120 202H119V204H120ZM122 202H123V201H122ZM126 202H127V201H126ZM133 202H134V200H133ZM133 202H132V203H133ZM151 202H152V201H151ZM156 202H157V201H156ZM169 202H170V200H169ZM175 202H176V201H175ZM7 203H8V202H7ZM56 203H54V204H56ZM84 203H86V202L84 201ZM134 203H135V202H134ZM134 203H133V204H134ZM137 203H138V201H137ZM147 203H149V202L144 203V205L147 204ZM157 203H159V202H157ZM164 203H165V202H164ZM176 203L178 204L179 202H176ZM0 204H1V203H0ZM2 204H3V203H2ZM43 204H44V203H43ZM59 204H60V203H59ZM68 204H69V203H68ZM68 204H67V205H68ZM86 204H87V203H86ZM122 204H124V202L121 203V205H122ZM133 204H131V205H133ZM159 204H161V203H159ZM165 204H166V203H165ZM165 204H164V205H165ZM172 204H173V205H176V204H174V202H173ZM253 204H254V203H253ZM36 205H37V204H36ZM38 205H39V203H38ZM60 205H61V204H60ZM67 205H66V206H67ZM91 205H92V204H91ZM125 205H126V204H125ZM129 205H130V203H129ZM137 205H138V204H137ZM156 205H157V204H156ZM156 205H155V206H156ZM162 205H163V203H162ZM166 205H167V204H166ZM173 205H171V207H176V206H177V205H176V206H173ZM179 205H180V204H179ZM179 205H178V206H179ZM241 205H242V204H241ZM254 205H255V204H254ZM6 206H8V204H7ZM12 206H13V205H12ZM21 206H22V205H21ZM46 206H47V205H46ZM54 206H55V205H54ZM63 206H65V205H63ZM145 206H146V205H145ZM151 206H152V204H151ZM168 206H170L169 203H168V205H167L166 207L168 208ZM188 206H189V205H188ZM244 206H246V205L244 204ZM248 206H251V205H247V208H248ZM15 207H16V206H15ZM23 207H25V205H24ZM23 207H22V208H23ZM49 207H50V206H49ZM71 207H72V206H71ZM75 207H76V206H75ZM84 207H85V206H84ZM91 207H92V206H91ZM159 207H160V205H159ZM162 207H163V206H162ZM171 207H170V208H171ZM180 207L182 208V206H180ZM220 207H222V206H220ZM229 207H230V206H229ZM251 207H252V206H251ZM251 207H250V209L253 210V207H255V206H253L252 208H251ZM43 208H44V206H43ZM56 208H57V207H56ZM58 208H60V207H58ZM61 208H62V207H61ZM61 208H60V209H61ZM64 208H67V209H68V207H64ZM64 208H63V209H64ZM132 208H133V207H132ZM142 208H143V207H142ZM144 208H145V207H144ZM144 208H143V210H145ZM149 208H151V207H149ZM216 208H217V207H216ZM232 208H233V207H232ZM18 209H20V208H18ZM54 209H55V208H54ZM74 209H75V208H74ZM129 209H131V208H129ZM162 209L165 210L164 207H163ZM218 209H219V207H218ZM225 209H226V208H225ZM236 209H237V208H236ZM255 209H256V208H255ZM34 210H35V209H34ZM41 210L43 211V209H41ZM45 210H46V209H45ZM48 210H49V209H48ZM57 210H58V209H57ZM57 210H56V211H57ZM61 210H62V209H61ZM69 210H70V209H69ZM75 210H76V209H75ZM89 210H90V209H89ZM119 210H120V209H119ZM139 210H140V207H139ZM149 210H150V212H151V209H149ZM160 210H161V209H160ZM163 210H162V211H163ZM173 210H174V209H173ZM178 210H179V208H178ZM178 210H177V211H178ZM184 210H185V209H184ZM228 210H229V209H228ZM232 210H233V209H232ZM238 210L240 211V209H238ZM252 210H250V211H252ZM0 211H1V210H0ZM12 211H13V210H12ZM42 211H41V212H42ZM52 211H53V210H51V212H52ZM66 211L68 212V210H66ZM177 211H176V212H177ZM187 211H188V210H187ZM190 211H191V210H190ZM234 211H235V210H234ZM254 211H257V210H254ZM254 211H253L252 213H255ZM18 212H19V211H18ZM21 212H22V211H21ZM37 212H38V210H37ZM60 212H61V211H60ZM70 212H71V211H70ZM140 212H141V211H140ZM142 212H143V211H142ZM145 212H146V211H145ZM147 212H149V211H147ZM176 212H175V213H176ZM192 212H193V211H192ZM33 213H34V212H33ZM53 213H54V212L49 213V214H52V216H53ZM57 213H59V212H57ZM61 213H62V212H61ZM63 213H64V210H63ZM132 213H133V212H132ZM135 213H136V212H135ZM173 213H174V212H173ZM187 213H188V212H187ZM20 214H21V213H20ZM37 214H38V213H37ZM37 214H36V215H37ZM129 214H130V213H129ZM142 214H144V213H142ZM151 214H152V213H151ZM190 214H191V213H190ZM193 214H195V213H193ZM10 215H11V214H10ZM22 215H25V214H22ZM28 215H30V214H28ZM38 215H39V214H38ZM45 215H46V214H45ZM61 215H62V214H61ZM61 215H60V216H61ZM71 215H72V214H71ZM71 215H70V217H68V218H71ZM136 215H137V214H136ZM153 215H154V213H153ZM158 215H159V214H158ZM161 215H162V214H161ZM182 215H183V214H182ZM184 215H185V214H184ZM197 215H199V214H197ZM197 215H196V216H197ZM25 216H26V215H25ZM48 216H49V215H48ZM55 216L58 217V215H56V214H55ZM55 216H54V217H55ZM60 216H59V217H60ZM63 216H64V215H63ZM63 216H62V217H63ZM74 216H75V215H74ZM74 216H73V217H74ZM165 216H166V215H165ZM177 216H178V215H177ZM256 216H258V215H256ZM13 217H14V216H13ZM29 217H30V216H29ZM34 217H35V216H34ZM45 217H46V216H45ZM160 217H161V216H160ZM182 217H183V216H182ZM214 217H217V216H215V214H214ZM240 217H241V216H240ZM243 217H244V215H243ZM250 217H251V216H250ZM8 218H9V217H8ZM16 218H17V216H16ZM30 218H31V217H30ZM41 218H42V217H41ZM146 218H147V217H146ZM157 218H158V217H157ZM168 218H169V217H168ZM211 218H212V217H211ZM218 218H219V217H218ZM13 219H14V218H13ZM32 219H33V218H32ZM50 219H51V217H50ZM63 219H64V218H63ZM181 219H182V218H181ZM198 219H199V218H198ZM209 219H210V218H209ZM212 219H215V218H212ZM216 219H217V218H216ZM234 219H235V218H234ZM234 219H233V220H234ZM243 219H244V218H243ZM248 219H250V218H248ZM28 220H29V219H28ZM30 220H31V219H30ZM40 220H41V219H40ZM52 220H55V219H52ZM66 220L69 221L70 219H66ZM162 220H163V219H162ZM170 220H171V219H170ZM179 220H180V219H179ZM190 220H191V219H190ZM194 220H195V219H194ZM196 220H197V219H196ZM218 220H219V219H218ZM221 220H222V219H221ZM236 220H238V219H236ZM241 220H242V219H241ZM244 220H247V219H244ZM46 221H49V218H48V217H47ZM61 221H62V220H61ZM61 221H60V222H61ZM64 221H65V219H64ZM71 221H72V220H71ZM211 221H212V220H211ZM211 221H210V222H211ZM213 221H215V220H213ZM219 221H220V220H219ZM250 221H251V220H250ZM254 221H255V220H254ZM29 222H30V221H29ZM36 222H37V221H36ZM65 222H66V221H65ZM65 222H64V223H65ZM164 222H165V221H164ZM190 222H191V221H190ZM190 222H189V223H190ZM199 222H200V221H199ZM199 222H197V223H199ZM205 222H206V221H205ZM205 222H204V223H205ZM15 223H16V222H15ZM46 223H47V222H46ZM46 223H45V224H46ZM62 223H63V222H62ZM66 223H67V222H66ZM157 223H158V221H157ZM179 223H180V222H179ZM186 223H187V222H186ZM204 223H203V224H204ZM212 223H213V222H212ZM216 223H218V222H216ZM239 223H240V222H239ZM29 224H30V223H29ZM34 224H36V223H34ZM38 224H39V223H38ZM40 224H42V223H40ZM40 224H39V225H40ZM47 224H48V223H47ZM56 224H57V223H55V225H56ZM69 224L71 225V223H69ZM169 224H170V223H169ZM180 224H182V223H180ZM203 224H202V225H203ZM205 224H206V223H205ZM218 224H219V223H218ZM221 224H224V223L221 222ZM244 224H245V223H244ZM8 225H9V224H8ZM59 225H60V224H59ZM63 225H64V224H63ZM63 225H62V226H63ZM67 225H68V224H67ZM74 225H75V224H74ZM78 225H79V224H78ZM157 225H160V222H159V224H157ZM167 225H168V224H167ZM183 225H184V223H183ZM197 225H198V224H197ZM230 225H231V224H230ZM234 225H235V224H234ZM245 225H246V224H245ZM248 225H250V224H248ZM42 226H43V225H42ZM47 226H48V225H47ZM47 226H46V227H47ZM51 226H52V225H51ZM51 226H50V227H51ZM64 226H65V225H64ZM171 226H173V225H171ZM177 226H178V225H177ZM187 226H188V225H187ZM205 226H206V225H204V227H205ZM207 226H208V225H207ZM227 226H228V225H226V227H227ZM235 226H236V225H235ZM237 226L240 227L238 224H237ZM243 226H244V225H243ZM250 226H251V225H250ZM25 227H26V226H25ZM29 227H30V226H29ZM29 227H28V228H29ZM31 227H32V225H31ZM31 227H30V228H31ZM35 227H36V226H34V228H35ZM57 227H58V226H57ZM57 227H56V228H57ZM69 227H70V226H69ZM156 227H157V226H156ZM188 227H189V226H188ZM199 227H200V226H199ZM209 227H210V225H209ZM213 227H215V226H213ZM216 227H217V226H216ZM218 227H219V226H218ZM222 227H224V226H222ZM226 227H224V228H226ZM228 227H229V226H228ZM53 228H54V227H53ZM53 228H52V229H53ZM62 228L65 229L66 227H61V228H60L61 231H62ZM73 228H74V227H73ZM202 228H203V227H202ZM219 228H221V227H219ZM236 228H237V227H236ZM242 228H243V227H242ZM47 229H48V228H47ZM50 229H51V228H50ZM50 229H49V230H50ZM54 229H55V228H54ZM60 229H59V230H60ZM67 229H68V227H67ZM76 229H77V228H76ZM158 229H159V228H158ZM213 229H214V228H213ZM227 229H228V228H227ZM231 229H233V228H231ZM234 229H235V228H234ZM234 229H233V230H234ZM239 229H241V227H240ZM24 230H25V229H24ZM32 230H33V229H32ZM38 230H39V229H38ZM57 230H58V229H57ZM57 230L55 229V231L59 233V230H58V231H57ZM169 230H170V229H169ZM172 230H174V229H172ZM196 230H197V229H196ZM203 230H204V229H203ZM203 230H202V231H203ZM222 230H224V229H222ZM228 230H229V229H228ZM235 230H236V229H235ZM235 230H234L233 232H235ZM237 230H238V229H237ZM237 230H236V231H237ZM241 230H242V229H241ZM241 230H240V231H241ZM44 231H45V230H44ZM51 231H53V230H51ZM55 231H54V233H55ZM65 231H67V230H65ZM71 231L73 232V230H71ZM71 231H70V233H71ZM174 231H175V230H174ZM174 231H173V232H174ZM191 231H193V230L191 229ZM209 231H210V229H209ZM242 231H244V230H242ZM242 231H241V232H242ZM24 232H25V231H24ZM47 232H48V230L46 231V234H47ZM75 232H76V231H75ZM111 232H113V231H111ZM167 232H168V231H167ZM169 232H170V231H169ZM173 232H172V233H173ZM195 232H196V231H195ZM244 232H245V231H244ZM244 232H242V233H244ZM4 233H6V232H4ZM28 233H29V232H28ZM48 233H49V232H48ZM50 233H51V232H50ZM61 233H62V232H61ZM114 233H115V232H114ZM153 233H154V232H153ZM172 233H171V235H173ZM199 233H200V232H199ZM204 233H205V232H204ZM210 233L212 234V232H210ZM226 233L229 234V232H226ZM231 233H232V231H231ZM237 233H238V232H237ZM23 234H24V233H23ZM29 234H30V233H29ZM36 234H37V233H36ZM38 234H39V232H38ZM38 234H37V236H38ZM59 234H60V233H59ZM73 234H74V233H73ZM206 234H207V233H206ZM211 234H210V235H211ZM234 234H236V233H234ZM239 234H241V233H239ZM239 234H237L236 236H238ZM244 234H245V233H244ZM246 234H247V233H246ZM3 235H4V234H3ZM49 235H50V234H49ZM52 235H53V233H52ZM62 235H63V233L60 235V237H61ZM64 235H65V234H64ZM112 235H113V234H112ZM139 235H140V234H138V236H139ZM169 235H170V234H169ZM230 235H231V234H230ZM232 235H233V234H232ZM232 235H231V236H232ZM241 235H242V234H241ZM241 235H240V236H241ZM27 236H29V235H27ZM32 236H33V235H32ZM44 236H45V235H44ZM44 236H43V237H44ZM46 236L48 237V234H47ZM50 236H51V235H50ZM226 236H227V235H226ZM233 236H234V235H233ZM236 236H235V237H236ZM243 236H244V235H242V237H243ZM53 237H54V236H53ZM53 237H50V238H51L50 241L53 240ZM56 237H57V236H56ZM62 237H63V236H62ZM65 237H66V236H65ZM102 237H103V236H102ZM136 237H137V236H136ZM140 237H141V236H139L138 238H140ZM235 237H234V238H235ZM30 238H31V237H30ZM38 238H39V237H38ZM45 238H46V237H45ZM63 238H64V237H63ZM100 238H101V237H100ZM103 238H104V237H103ZM141 238H142V237H141ZM170 238H171V237H170ZM232 238H233V237H232ZM35 239H36V238H35ZM35 239H34V240H35ZM56 239H57V238H56ZM59 239H60V238H59ZM66 239H67V238H66ZM105 239H106V238H105ZM113 239H114V238H113ZM113 239H112V240H113ZM135 239H136V238H135ZM158 239H159V238H158ZM213 239H214V238H213ZM235 239H237V237H236ZM27 240H28V239H27ZM27 240H26V241H27ZM47 240H48V239H47ZM54 240H55V239H54ZM54 240H53V241H54ZM60 240H61V239H60ZM67 240H68V239H67ZM67 240H64V239H63V241H65V242H66ZM96 240H97V239H96ZM136 240H137V239H136ZM192 240H193V239H192ZM194 240H195V239H194ZM208 240H209V239H208ZM237 240H240V239H239V236H238V239H237ZM36 241H37V240H36ZM39 241H40V240H39ZM50 241H49V242H50ZM53 241H52V242H53ZM57 241H58V239H57ZM99 241H100V239H99ZM104 241H105V240H104ZM113 241H114V240H113ZM138 241H141V240H138ZM142 241H143V239H142ZM210 241H211V240H210ZM235 241H236V240H235ZM22 242H23V241H22ZM28 242H29V241H28ZM31 242H32V241H31ZM40 242H41V241H40ZM49 242H48V243H49ZM67 242H68V241H67ZM94 242H95L96 244L98 243V242H96V241H94ZM100 242H102V241H100ZM105 242H106V241H105ZM155 242H156V241H155ZM189 242H190V241H188V243H189ZM196 242H197V241H196ZM199 242H200V241H199ZM201 242H202V241H201ZM203 242H204V241H203ZM241 242H242V241H241ZM46 243H47V242H46ZM46 243H45V244H46ZM48 243H47V244H48ZM106 243H107V242H106ZM140 243H141V242H140ZM1 244H2V243H1ZM5 244H6V243H5ZM22 244H23V243H22ZM24 244H25V243H24ZM28 244H30V242H29ZM40 244H41V243H40ZM52 244H54V243H52ZM58 244H60L59 241H58ZM58 244H57V245H58ZM99 244H100V243H98L97 245H99ZM186 244H187V243H186ZM207 244L210 245L208 242H206V244H204V245H207ZM211 244H212V243H211ZM12 245H13V244H12ZM12 245H11V246H12ZM19 245H20V244H19ZM26 245H27V244H26ZM93 245H94V244H93ZM97 245H96V246H97ZM102 245H103V244H101L100 246H102ZM107 245H108V244H107ZM202 245H203V244H202ZM43 246H44V245H43ZM43 246H42V247H43ZM58 246H59V245H58ZM139 246H140V245H139ZM189 246H190V245H188V247H189ZM200 246H201V245H200ZM1 247H2V246H1ZM39 247H40V245H39ZM44 247H45V246H44ZM48 247H49V246H48ZM48 247H47V248H48ZM55 247H57V246L55 245ZM98 247H99V246H98ZM102 247H105V246H102ZM107 247H108V246H107ZM15 248H17V247H15ZM31 248H32V247H31ZM60 248H61V246H60ZM60 248H59V249H60ZM96 248H97V247H96ZM99 248H100V247H99ZM142 248H143V247H142ZM193 248H194V246H193ZM213 248H214V247H213ZM216 248H217V246H216ZM216 248H215V250H218V249H216ZM8 249H9V248H8ZM51 249H52V248H51ZM61 249H62V248H61ZM100 249H101V248H100ZM104 249H106V248H104ZM104 249L102 248V250H104ZM140 249H141V248H140ZM175 249H176V248H175ZM211 249H212V248H211ZM5 250H7V249H5ZM18 250H19V248H18ZM37 250H38V249H37ZM42 250H43V249H42ZM141 250H142V249H141ZM46 251H47V250H46ZM52 251H53V250H51V252H52ZM56 251H58V249H57ZM59 251H60V250H59ZM178 251H179V250H178ZM221 251H222V250H221ZM221 251H220V252H221ZM22 252H23V251H22ZM22 252H21V253H22ZM49 252H50V249H49ZM54 252H55V251H54ZM60 252H61V251H60ZM117 252H118V251H117ZM216 252H217V251H216ZM0 253H1V252H0ZM19 253H20V252H19ZM34 253H35V252H34ZM45 253H46V252H45ZM47 253H48V252H47ZM55 253H56V252H55ZM139 253H140V252H139ZM144 253L146 254V252H144ZM180 253H181V252H180ZM182 253H183V252H182ZM198 253H199V252H198ZM217 253H218V252H217ZM222 253H223V251L221 252V254H222ZM13 254H14V253H13ZM118 254H119V253H118ZM141 254H142V253H141ZM170 254H171V253H170ZM170 254H169V255H170ZM173 254H174V252H173ZM190 254H191V253H190ZM200 254H201V253H200ZM218 254H219V253H218ZM221 254H220V255H221ZM25 255H27V254H25ZM45 255H46V254H45ZM123 255H124V254H123ZM42 256H43V255H42ZM47 256H48V254H47ZM47 256H46L45 258H47ZM51 256H54V255H51ZM183 256H184V255H183ZM185 256H186V254H185ZM201 256H203V255H201ZM16 257H17V256H16ZM56 257H57V256H56ZM186 257H187V256H186ZM206 257H207V256H206ZM220 257H221V256H220ZM41 258H42V257H41ZM189 258H190V256H189ZM204 258H205V257H204ZM166 259H167V258H166ZM173 259H174V258H173ZM179 259H180V258H179ZM211 259H212V258H211ZM225 259H226V258H225ZM29 260H30V259H29ZM47 260H48V259H47ZM182 260H183V259H182ZM186 260H187V258H186ZM221 260H222V259H221ZM42 261H43V260H42ZM54 261H55V260H54ZM209 261H210V259H209ZM216 261H217V260H216ZM13 262H14V261H13ZM37 262H38V261H37ZM40 262H41V261H40ZM56 262H57V261H56ZM176 262H177V260H176ZM183 262H184V261H183ZM187 262H188V261H187ZM200 262H201V261H200ZM0 263H1V262H0ZM197 263H198V262H197ZM207 263H208V262H207ZM229 263H230V262H229ZM5 264H7V263H5ZM14 264H15V263H14ZM54 264H55V263H54ZM180 264H181V263H180ZM182 264H183V263H182ZM184 264H186V263H184ZM187 264H188V263H187ZM193 264H194V263H193ZM225 264H228V263L225 262Z\"/></svg>",
  "mask_w": 264,
  "mask_h": 264
},
{
  "label": "clouds",
  "instance_id": "9594fccd",
  "mask_svg": "<svg viewBox=\"0 0 264 264\" xmlns=\"http://www.w3.org/2000/svg\"><path fill=\"white\" fill-rule=\"evenodd\" d=\"M94 0H0V42L28 39L42 27L66 33Z\"/></svg>",
  "mask_w": 264,
  "mask_h": 264
}]
</instances>
